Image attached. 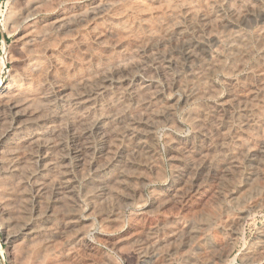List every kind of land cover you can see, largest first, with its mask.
Here are the masks:
<instances>
[{
  "label": "rangeland",
  "instance_id": "obj_1",
  "mask_svg": "<svg viewBox=\"0 0 264 264\" xmlns=\"http://www.w3.org/2000/svg\"><path fill=\"white\" fill-rule=\"evenodd\" d=\"M37 1L38 0H36V3H37ZM47 1V0H46ZM50 1V2H49ZM60 0H48V2H46L45 3V0H43V1H39L38 2V7H36V8H34V7H32V5L31 4H33V3H35V2H33L32 0H0V76H2L3 77V79L6 81L7 79H8V76H7V72H5L4 71V65L5 66H7V68L8 69H10L9 71H10V73L11 72H13V73H11V74H14V75H16L17 76V78L19 79L21 76H22V74L25 72V71H27L28 70V68H26L27 67V64L28 63H30V62H32V60H35L34 58L35 57H37L36 59H38L39 58V60L41 59V63L42 64H44L45 65V67H47L49 64H50V58H49V56H48V53H45V52H42L41 50H42V48L43 47H47V49L48 50H50V51H54V53L56 54V55H58L59 56V58L60 59H62L64 62L65 61H67V62H65L66 63V65H67V67H68V73L71 71L72 72V74H75V73H77V74H75V75H77V76H75V75H72V74H68V73H66V76L70 79V78H73V79H70V80H68V78H66L64 75L65 74H61L60 72H58V73H60V78H64V80L66 81V83H68L69 85H68V88L70 89H68L69 91V93L71 94V95H69V96H75L76 97V95H77V98H80V101H78L77 100V104H74V103H70V104H72V105H69V113H70V116H71V113L72 112H75V113H72V114H74V115H72L71 117L68 115V113H67V115H66V118L65 119H67V120H70V121H67V120H65V124H66V134H68L69 136H71L70 138H69V136L67 135V138H66V141H68V143H70V141H71V139H72V137L75 139V140H77V138H78V140L79 139H81V138H85V140H83V139H81V141H75L74 139V141L76 142V143H78L77 144V146L79 147V148H81L82 149V151H83V158L84 157H86V158H84L85 160H87V162L86 161H84V159L78 164V167H77V169L75 168L76 166H75V164H74V162H72V159H71V155H69V151H68V149H65V148H67V147H61V151L59 152V154H63L64 153V151L66 152H68V153H64L65 155H67L68 156V159H69V161H71L70 162V172L72 173V176L73 177H75L74 178V180H76L75 181V185H76V189H78V190H75V196L73 197H71V196H69L68 198H67V200H66V202L64 203V205H60L59 206V203L57 204V203H55V205L54 206H56V204L60 207H58V206H56L55 208L53 207V210H52V214H51V216L50 217H48V219H46L47 217L45 216V214H43V210L42 209H44L42 206L44 205V203L46 204V205H49L51 202H49L50 200L48 199V197H46V198H44V200H43V204H42V206L40 207V209L39 210H36V211H33L32 210V208H31V205H29L30 204V200H28L27 199V201H26V198L25 199H23L25 196H26V194L28 195V193L29 192H27V190H28V185L26 186L25 184H22V183H18V185H16L15 187H14V191H17L16 189H18V191H20V192H15V194H14V191L10 194V199H9V201L10 202H12V205L14 206V208H13V206L11 205V203H10V206L9 207H5L6 209L5 210H1L0 209V264H53L54 262H57L58 264H61V263H63V264H66L65 262H68L67 264H167L168 262V264H206L207 262V264H214L216 261L215 260H217L218 259V261L216 262V263H220V264H250V260H251V258L252 259H257V257H259L260 256V254H262V253H264V251L262 250V251H259V252H257V250H256V248H258V246H256V245H259V244H256L255 242H259L260 243V240L263 238L262 237V235H264V156L262 157H260V159L258 160V161H256L255 163H249V160L248 159H245L246 157H245V154H244V148H245V146H246V144L247 143H249V144H251V141H253L252 142V144L251 145H253L254 143H255V141L257 142L255 145L257 146V148H259V147H262V146H264V140H263V138H264V133H262V132H264L263 130H264V121H263V119H264V81H263V78H264V67H263V65H264V47H263V45H264V42H262V41H264L263 39H261L260 40V38L258 39V37L256 36V31H254V30H256V29H260V28H258V26H260L261 28H262V26H261V24L260 23H263V22H260V18L258 17V16H256V18L254 17V15H253V13H250V14H248L249 15V17H248V15H245V16H241L240 17V19L238 18V19H234L235 17L234 16H232L233 14L230 12V10L227 8V7H225V4L223 5L222 4V6L219 4V6L216 4V6L215 7H217L218 6V8H215L214 6H211L209 9H208V16H209V18H211V19H209L210 20V22H209V20L207 21V22H204L203 23V21L200 19V17H197V15H195L194 16V18H187L186 19V17L187 16H184L183 15V13L181 12V10H177V9H175L174 11L175 12H177V14L175 13V16H176V18L177 17H179V20H178V18H177V20H176V18H175V21H172L171 22V24L170 23H168V31H165L164 29H163V27L161 26L162 24H160L159 22H160V20L158 21V19H156L155 20V18L154 17H152L153 15H154V13H152L151 11L148 13V14H150L149 15V18H148V15H146L147 17V21H149L150 19L152 20H150L151 22V25H152V27L154 28V30H155V33H152V32H148L147 30H146V28H145V23L147 22L146 20H144V21H142V19H140V18H137L138 16H139V14H137V13H139V12H126L125 14V16L123 17V18H119V17H121V14H120V16H119V14H118V12H116L115 13V11H113V13L112 12H109V13H107V15L106 14H103L104 16H102L101 18H96V20H94V18H91V19H87L86 21H84L83 20V18H86L85 16H86V14H87V12L89 11V9L91 10V7H92V1L93 0H70V2L68 1V0H61L60 2H59ZM91 1V2H90ZM29 2H31V4H29ZM54 2V3H53ZM56 2H58V3H56ZM70 4H69V3ZM73 2V3H72ZM234 3V0H231V3ZM84 3H86V4H84ZM232 3V4H233ZM28 4V5H27ZM42 4V5H41ZM60 4V5H59ZM67 6H66V5ZM30 5V6H29ZM73 7H72V6ZM85 5V7H82V6H84ZM91 7H90V6ZM238 5H240V4H238ZM75 6V7H74ZM88 6V7H87ZM220 6H221V9H220ZM224 6V7H223ZM41 7V8H40ZM65 7V8H64ZM70 7V8H69ZM80 7V8H79ZM85 8V9H84ZM214 8V9H213ZM223 8V9H222ZM10 9H11V11H10ZM24 9V10H23ZM26 9V10H25ZM28 9V10H27ZM35 9V10H34ZM74 9V11H71V10H73ZM77 9V10H76ZM80 9V10H79ZM82 9H84L83 11H82ZM227 9V10H226ZM8 10V11H7ZM30 10V11H29ZM38 10V11H37ZM63 10V11H62ZM78 10H79V13H75L76 11L78 12ZM177 10V11H176ZM228 10H229V12H228ZM35 11V12H34ZM81 11V12H80ZM162 11H163V9H162ZM218 11V12H217ZM20 12V13H19ZM62 12H63V14H62ZM71 12V13H70ZM74 12V13H73ZM86 12V13H85ZM209 12H211V13H209ZM220 12H223V13H221L220 14ZM18 13V14H17ZM28 13V14H27ZM65 13L66 14H70L69 15V17H70V29H69V31L66 33V34H63L61 37H60V35H59V32L57 31V29H55V26L52 24V20H53V18L54 17H56V16H59V15H65ZM80 13H82V15L80 14ZM130 15H129V14ZM135 13V14H134ZM167 18H168V14H169V12L168 11H166V12H162ZM179 13V14H178ZM215 13L217 14V15H215ZM23 16H21V15ZM26 14V15H25ZM72 14V15H71ZM77 14V15H76ZM81 15V17H79L80 15ZM212 14H213V16H212ZM252 14V15H251ZM6 15V16H5ZM17 15V16H16ZM19 15L21 16L20 18H19ZM75 15V16H74ZM88 15V14H87ZM105 15H106V17H105ZM178 15H180V16H178ZM219 15H220V17H219ZM229 15V16H228ZM14 16H15V18H14ZM45 16V17H44ZM72 16V17H71ZM79 18H78V17ZM83 16V17H82ZM109 16H111V17H109ZM115 17V19H114V17ZM118 16V17H117ZM128 16V17H127ZM133 16V17H132ZM225 16V17H224ZM231 16V17H230ZM252 16H253V18H252ZM261 17H262V15H260ZM8 17V18H7ZM13 17V18H12ZM107 18V19H105V18ZM130 17V18H129ZM132 17V18H131ZM135 17V18H134ZM213 17V18H212ZM224 17V18H223ZM226 17H228V19H226ZM234 17V18H233ZM244 17V18H243ZM13 19V21H12V19ZM23 18V19H22ZM35 20H34V19ZM72 18H73V20H72ZM82 18V19H81ZM113 19V23H115L114 21H116L117 22V20L119 21L120 19H122L123 21H128V22H130V23H132V26H133V29H134V32H133V34H135V35H131V36H123V35H117L116 36V34H115V37L114 38H110V37H107V39L105 38L104 40H102V41H99V40H97V38H95L94 37V35L93 34H95V32L96 31H101L102 29L103 30H105L106 28L108 29V27H109V25H110V23L109 22H112V19ZM117 18V19H116ZM251 18V19H250ZM18 19H20V21L18 20ZM28 19H29V21L31 22L32 21V23H34V24H32V23H30L29 21H28ZM75 19V20H74ZM135 19V20H134ZM193 19V20H192ZM198 19H200V20H198ZM225 19V20H224ZM252 19H254L253 20V22H254V24H253V22H252ZM257 21H256V20ZM259 19V20H258ZM4 20H5V23H4ZM9 20H10V22H9ZM17 20V23H12V22H14V21H16ZM48 20H50V21H48ZM91 20V21H90ZM99 20L101 21V22H99ZM103 20V21H102ZM105 20V21H104ZM109 20V21H108ZM121 20V21H122ZM183 22H182V21ZM192 22H191V21ZM198 20V21H197ZM215 20V21H214ZM12 21V22H11ZM24 21H26V22H24ZM28 21V22H27ZM43 21L45 22V23H43ZM76 21V22H75ZM181 21V22H180ZM185 21V22H184ZM187 21V22H186ZM212 21V22H211ZM226 21V22H225ZM234 21V22H233ZM40 22V23H39ZM51 22V23H50ZM80 22V23H79ZM91 22V23H90ZM103 22V23H102ZM104 22H106L105 24H104ZM143 22H144V24H143ZM154 22H155V24H154ZM209 22V23H208ZM223 22V23H222ZM233 22V23H232ZM252 22V23H251ZM255 22H257V23H255ZM36 23V24H35ZM40 25H39V24ZM47 23H50V24H47ZM75 23V24H74ZM78 23V24H77ZM94 23H96V24H94ZM101 23V24H100ZM134 23H136V24H134ZM183 23V24H182ZM190 23V24H189ZM213 23H215V24H213ZM221 23V24H220ZM245 23V24H244ZM9 24H10V26H9ZM19 24V25H18ZM41 24H43L42 26H41ZM73 24V25H72ZM76 24H77V26H76ZM81 24V25H80ZM86 24V25H85ZM143 24V25H142ZM159 24V25H158ZM182 25L183 27H184V30L185 31H187V32H185L184 31V40H182L181 38V41H180V39H178V41H176L174 38L173 39H171V37L169 36V31L171 32V29L172 30H175L174 28H175V26H177V25ZM199 24V25H198ZM203 24H204V26H203ZM208 24V25H207ZM213 24V26H211ZM225 24H227V25H225ZM230 24H232V25H234V26H232L231 25V29H230ZM238 24V25H237ZM253 24V25H252ZM259 24V25H258ZM12 25V26H11ZM15 25V26H14ZM31 25V26H30ZM92 25H95V26H92ZM97 25V26H96ZM136 25V26H135ZM138 25V26H137ZM140 25V26H139ZM153 25H155V26H153ZM156 25H157V27H160V30H162L161 32H160V30H159V28H158V30H157V27H156ZM207 25V26H206ZM209 25L211 26V28L209 27ZM222 25V26H221ZM241 25V26H240ZM250 25V26H249ZM5 26V27H4ZM13 26H14V28H13ZM24 26V27H23ZM29 26L33 29L34 28V30L35 29H38V30H36L35 31V35H37L36 37L39 39L37 42V44L39 45L40 43V45L38 46L39 48H37L38 49V51H32V52H23V47H22V44H21V41L19 40V38H20V36H21V34H22V32L24 31V29L26 30V29H28L29 28ZM51 26V27H50ZM53 26V27H52ZM72 26V27H71ZM75 26V27H74ZM104 26V27H103ZM171 26V27H170ZM174 26V27H173ZM198 26V27H197ZM214 26H216V27H214ZM244 26V27H243ZM247 26V27H246ZM12 27V28H11ZM17 27V28H16ZM28 27V28H27ZM41 27V28H40ZM47 27H49V28H47ZM81 27H82V29L85 31H83L82 29H81ZM86 27V28H85ZM92 27V29L94 30H92V29H90ZM99 27V28H98ZM222 27H224V29L222 28ZM232 27L234 28V30H237L238 28V30L239 31H241V30H243V31H241V32H244L245 30V28H246V36H248L249 35V38L248 37H246V41H249L250 43H248V42H246L245 43V41L242 43V46H240V48L239 49H242V50H240L239 51V49H238V51L240 52V53H238V54H236L235 56H232L231 54V52L229 51V49L227 48V46H226V43L225 42H223L222 44H221V46H219V47H217V49L215 48L214 49V61L212 60L213 58H210V59H208L207 57H208V54H206L207 53V50H208V48L209 47H211V43H206V44H200V43H193L192 42V44H193V48L196 50V52H197V57L196 58H194V60H195V62H193L192 60L191 61H188V60H185V57H184V45H185V43L186 42H188L189 40H188V38L191 40V37L192 36H194V33H196V29H197V31L198 32H203V33H205L206 32V29H207V31H218V30H220V31H227V29L229 30H233L232 29ZM241 27V28H240ZM251 28V30H250V28ZM11 30H10V29ZM44 28V29H43ZM80 28V29H79ZM85 28V29H84ZM95 28V29H94ZM138 28V29H137ZM142 30H141V29ZM203 28H205V29H203ZM247 28H249V29H247ZM254 28H256V29H254ZM20 29V30H19ZM51 29V30H50ZM77 29H79V30H77ZM87 29V30H86ZM97 29V30H96ZM136 29V30H135ZM145 29V30H144ZM209 29V30H208ZM212 29V30H211ZM241 29V30H240ZM7 30V31H6ZM44 30H46V31H44ZM53 30V31H52ZM74 30V31H73ZM80 30H82L81 32H80ZM233 30V31H234ZM253 30V31H252ZM38 31H40V32H38ZM70 31H72L71 33H69ZM77 31H79V32H77ZM91 31H93L94 33H90ZM157 31V32H156ZM189 31L193 34H191V33H189ZM224 31V32H225ZM248 31V32H247ZM37 32H38V34L40 35H38L37 34ZM43 34H42V33ZM47 32V33H46ZM51 32H52V34L53 35H51ZM56 32H58V33H56ZM75 33V34H72V33ZM143 32V33H142ZM160 32V33H159ZM164 32V33H163ZM165 32H166V34H165ZM48 34V36L46 35V34ZM86 33V34H85ZM144 33H145V35H144ZM151 33V34H150ZM248 33V34H247ZM253 33V34H252ZM254 33H255V35H254ZM50 34V35H49ZM88 34H89V36H88ZM138 34H140V35H137ZM143 34V35H142ZM162 34H163V36H162ZM18 35H19V37H18ZM41 35H43V36H41ZM46 35V36H45ZM74 35H76V36H74ZM78 35H80L79 37H81V38H79L78 37ZM82 35V36H81ZM141 35H142V37H144V38H142L141 37ZM161 35V36H160ZM164 35H167L166 36V38H164L163 39V37H165ZM188 35V36H187ZM254 35V36H253ZM54 37V39L52 38V39H50L51 37ZM57 36V37H56ZM66 36V37H65ZM86 36V38H84ZM93 36V37H92ZM140 36V37H139ZM147 36H150V37H148V38H146ZM156 36H158V37H155ZM187 36V37H186ZM15 37V38H14ZM47 37V38H46ZM56 37V38H55ZM68 37V38H67ZM70 37V38H69ZM90 37V38H89ZM137 37V38H136ZM251 37V38H250ZM41 38H43V41L41 40ZM58 38V39H57ZM66 38V39H65ZM73 38H75V39H73ZM80 40H79V39ZM88 38V39H87ZM94 38H95V40H94ZM108 38H109V40H108ZM126 38L128 39V38H130V39H128V40H126ZM134 38H135V40H134ZM139 38V39H138ZM145 38H146V40H145ZM187 38V39H186ZM255 38V39H254ZM46 39V40H45ZM47 39H49V40H47ZM55 39H56V41H55ZM63 39V40H62ZM79 41H78V40ZM81 39H84V40H81ZM112 39H116V40H114V41H111ZM147 39H149V41L147 40ZM150 39H152V40H150ZM153 39H155V40H153ZM162 39L164 40V41H162ZM249 39V40H248ZM250 39H251V41H250ZM257 39V40H256ZM45 40V41H44ZM53 40V41H52ZM67 40L69 41H71V43H73L74 41H75V43L74 44H71V43H69V42H67ZM126 42H124V41ZM131 40V41H130ZM136 40H139V41H137L136 42ZM157 40V42H155ZM168 40V41H167ZM170 40H172L171 42H169ZM188 40V41H187ZM252 40H254V41H252ZM40 41V42H39ZM63 41V42H62ZM65 41H66V43H65ZM73 41V42H72ZM82 41H87V45L86 46H84V45H82ZM110 41V42H109ZM120 41V42H119ZM123 41V42H122ZM152 43H151V42ZM162 41V42H161ZM166 41H167V43H166ZM258 41V42H257ZM262 42V44H261V42ZM43 42V43H42ZM92 42V43H91ZM94 42H95V44H94ZM115 42V43H114ZM169 42V43H168ZM173 42V43H172ZM175 42V43H174ZM177 42V43H176ZM181 42V43H180ZM252 42H254V43H252ZM260 42V43H259ZM19 45H18V44ZM45 43V44H44ZM55 43V44H54ZM61 43H63V44H61ZM65 43V44H64ZM91 43V44H90ZM97 43V44H96ZM116 43H117V45H118V47H117V45H116ZM125 43V44H124ZM129 45H128V44ZM155 43H157L156 45H155ZM164 43V44H163ZM43 44V45H42ZM49 44V45H48ZM59 44H60V46H59ZM67 44V45H66ZM76 44V45H75ZM94 44V45H93ZM99 44V45H98ZM121 44H122V46H121ZM124 44V45H123ZM139 46V47H133V46ZM143 44V45H142ZM152 46H151V45ZM163 44V45H162ZM176 44H178L177 46H176ZM246 44V45H245ZM253 44V45H252ZM16 45L19 47H16ZM53 45V46H52ZM57 45V46H56ZM69 45V46H68ZM90 45V46H89ZM91 45L93 46V47H91ZM96 45V46H95ZM104 45V46H103ZM106 45V46H105ZM109 45V46H108ZM147 46L146 48H148V47H150L151 49H148V50H145V49H143V47L144 46ZM150 45V46H149ZM157 46V48L155 47V46ZM161 45V46H160ZM165 45V46H164ZM166 45H167V47H166ZM171 45V46H170ZM182 45V46H181ZM194 45H196V46H194ZM198 45V46H197ZM210 45V46H209ZM250 45H251V47H250ZM254 45H255V47H254ZM258 45V46H257ZM52 48H51V47ZM54 46H56V47H54ZM66 46H68L67 48H66ZM73 46H75L74 48H73ZM83 46V47H82ZM127 46V47H126ZM141 46V47H140ZM156 48V50L154 49V47ZM158 46H160V47H158ZM163 46V47H162ZM180 46H181V48H180ZM200 46V47H199ZM203 46V47H202ZM248 46V47H247ZM252 46H253V48H252ZM50 47V48H49ZM86 47V48H85ZM88 47H90V48H88ZM102 47V48H101ZM109 47V48H108ZM110 47H112V48H110ZM114 47V48H113ZM117 47V48H116ZM132 47V48H131ZM162 47V48H161ZM165 47V48H164ZM196 47V48H195ZM225 47V48H224ZM258 47H260V48H258ZM20 49V48H22L21 50H16V49ZM64 50H63V49ZM73 49V50H71V49ZM79 48V49H78ZM83 48V49H82ZM114 49L113 51L114 52H112V50L110 51V50H108V49ZM127 48V49H126ZM133 48H134V50H133ZM152 48H153V50H152ZM160 48V49H159ZM174 48H176V49H174ZM198 48V49H197ZM200 48V49H199ZM212 48V47H211ZM223 48V49H222ZM227 48V49H226ZM247 48H249V49H247ZM252 48V49H251ZM41 49V50H40ZM53 49V50H52ZM58 51H57V50ZM69 49H70V51H69ZM76 49H78V50H76ZM98 49V50H97ZM99 49H100V51H99ZM107 49V50H106ZM122 49V50H121ZM126 51H125V50ZM130 49V50H129ZM132 49V50H131ZM164 49H165V51H164ZM170 49V50H169ZM222 49V50H221ZM256 49V50H255ZM257 49H258V51H257ZM261 49V50H260ZM69 52H68V51ZM103 50V51H102ZM145 52H143V51ZM151 50V51H150ZM167 50V51H166ZM169 50V51H168ZM180 50V51H179ZM200 52H198V51ZM224 50V51H223ZM249 52H248V51ZM20 51V52H19ZM62 53H60V52ZM66 53H65V52ZM102 51V52H101ZM110 51V52H109ZM118 51V52H117ZM127 51H130V52H127ZM158 51V52H157ZM172 51H174V53L172 54ZM176 51V52H175ZM220 51H222V52H220ZM237 51V52H238ZM255 53H254V52ZM42 54H41V53ZM76 52V53H75ZM78 52H80V53H78ZM83 52V53H82ZM88 52V53H87ZM99 52H101L100 54H99ZM111 52H112V54H111ZM122 52V53H121ZM125 52V53H124ZM131 52H133L132 54H131ZM141 52H143V53H141ZM149 52V53H148ZM151 52V53H150ZM155 53V55H152L153 53ZM216 52V53H215ZM247 52V53H246ZM262 52V53H261ZM10 53H12V54H10ZM37 53V54H36ZM39 53V54H38ZM59 53V54H58ZM68 53V54H67ZM74 53H75V55H74ZM94 53V54H93ZM117 53H119L120 55H117ZM129 54V55H127V54ZM137 53V54H136ZM182 53V54H181ZM203 53V54H202ZM220 55H219V54ZM229 53V54H228ZM231 53V54H230ZM243 53H245V55L243 54ZM251 53V54H250ZM8 54V55H7ZM9 54H10V56L12 55V57L13 56H15V57H13V58H10V56H9ZM17 54H18V56H17ZM31 54V55H30ZM33 54V55H32ZM41 54V55H40ZM46 54V55H45ZM72 54V55H71ZM87 54H89V55H86ZM95 55V57L93 56V55ZM109 54V55H108ZM131 54V55H130ZM140 54V55H139ZM143 54V55H142ZM162 54H164V55H162ZM165 54H167V55H165ZM181 54V55H180ZM250 54V55H249ZM255 54V55H254ZM38 55V56H37ZM76 55L77 56H79V57H76ZM83 55V57H81ZM110 55H111V57H110ZM141 55H142V58H141ZM153 56V57H151L150 58V56ZM159 55V56H158ZM174 57H173V56ZM177 55V56H176ZM202 55H206L207 57H204V56H202ZM217 55L219 56V57H217ZM243 55V56H242ZM247 55V56H246ZM8 56H9V59H8ZM35 56V57H34ZM41 56H45V58L44 57H41ZM46 56H47V58H46ZM65 56V57H64ZM74 56V57H73ZM92 56V57H91ZM96 56H97V58H96ZM100 58H99V57ZM102 56V57H101ZM130 56H137V58L135 57V58H132V57H129ZM138 56H140V57H138ZM144 56V57H143ZM157 56V58H155ZM162 56V58H160ZM182 56H183V58H182ZM227 56H229L228 58H227ZM231 56V57H230ZM253 58H252V57ZM7 57V58H6ZM21 57V58H20ZM25 57V58H24ZM28 57H32V58H28ZM61 57H63V58H61ZM69 58V59H66V58ZM80 57H81V60H79L80 59ZM86 57V58H85ZM90 57V58H89ZM106 57V58H105ZM113 57V58H112ZM120 58L121 60L119 61V60H117L118 58ZM122 57V58H121ZM149 59H148V58ZM168 57V58H167ZM170 57H171V59H170ZM172 57H173V60H172ZM223 58V59H221V58ZM226 57V58H225ZM242 57H243V59H242ZM251 57V58H250ZM262 59H261V58ZM15 58V59H14ZM20 58V59H19ZM44 58V59H43ZM66 60H65V59ZM72 58V60L69 62V60ZM78 58V59H77ZM96 58V59H95ZM111 58V59H110ZM115 58H117L116 60H115ZM141 60H140V59ZM144 58V59H143ZM155 58V59H154ZM159 58V59H158ZM179 58H182V60L181 59H179ZM239 58H241V60L239 59ZM245 58V59H244ZM258 58V59H257ZM3 59V60H2ZM11 59V60H10ZM13 59V60H12ZM18 59L20 60V61H18ZM26 61H25V60ZM31 59V60H30ZM47 59H48V61H47ZM74 59V60H73ZM85 59V60H84ZM87 59V60H86ZM109 61H108V60ZM114 59V60H113ZM127 59H129V61H128V63L129 62H131V64H128L127 63ZM133 59V60H132ZM157 59H158V61H159V63H158V61H157ZM163 59H165L164 61H162ZM217 59V60H216ZM228 59V60H227ZM239 59V60H238ZM84 60V61H83ZM90 60H92L91 61V64H90ZM99 60V61H98ZM103 60V61H102ZM112 60H113V62H115L116 63V65H115V63H113L112 62ZM126 62H125V61ZM148 62H150V63H148ZM167 60V61H166ZM168 60H169V62H168ZM185 62H184V61ZM200 60V61H199ZM221 60H223L225 63L227 62V64H225L224 65V62H222ZM230 60V61H229ZM233 60H236V61H233ZM238 60V61H237ZM22 61V62H21ZM27 61H29V62H27ZM44 61V62H43ZM81 61H83V62H81ZM96 61H98V62H100V63H98V62H96ZM102 61V62H101ZM122 61H124V63L125 64H127V69L126 70H121L120 69V62H122ZM140 61H142L141 62V65H140ZM144 61V62H143ZM162 63H161V62ZM175 61V62H174ZM188 61V62H187ZM216 61V62H215ZM240 61V62H239ZM261 61V62H260ZM15 62V63H14ZM17 62V63H16ZM19 62L21 63V64H19ZM25 62H26V64H25ZM75 62V63H74ZM78 62V63H77ZM89 62V63H88ZM93 62H94V64H95V66L97 65V64H99V66L97 65L96 67H93L94 66V64H93ZM104 62H107V63H104ZM109 62V63H108ZM112 62V63H111ZM134 62V63H133ZM136 62V63H135ZM201 62V63H200ZM211 62V63H210ZM232 62H234V65H233V63ZM235 62H237L236 63V65H235ZM239 62V63H238ZM252 62H255V65H257V67L254 65V63H252ZM88 63V64H87ZM104 63V64H103ZM123 63V62H122ZM132 63H133V65H132ZM145 64V66L143 65V64ZM152 63V64H151ZM153 63H155V64H153ZM157 63V64H156ZM167 63H168V65H167ZM172 63V64H171ZM184 63V64H183ZM187 63V64H186ZM205 65H203V64ZM219 63V64H218ZM244 63H245V65H244ZM248 63H250V64H248ZM14 64V65H13ZM19 64V65H18ZM22 64H23V66L24 65H26V67L24 66H22ZM42 64H41V67H44V66H42ZM70 64H72V65H70ZM77 64H79V66L77 65ZM84 64V65H83ZM106 65V66H102V65ZM108 64H110L109 65V68H108ZM111 64H114V65H111ZM161 64H163L162 65V67H164L166 70H164L162 67H161ZM164 64H165V66H167V67H165L164 66ZM169 64H171V65H169ZM183 64V65H182ZM201 64V65H200ZM216 65V66H214V65ZM237 64L239 65V67L237 66ZM260 64V65H259ZM92 65V66H91ZM130 67H132V68H128L129 66ZM148 65V66H147ZM157 65H159L158 67H157ZM193 65V66H192ZM196 67H195V66ZM213 65V66H212ZM220 65H222V66H220ZM254 65V66H253ZM22 66V67H21ZM70 66V67H69ZM74 66V67H73ZM86 66H88V67H90L89 69H88V67L86 68ZM112 66V67H111ZM117 66L119 67L118 69H117ZM145 67V68H143V67ZM178 66V67H177ZM202 66H204L205 68H202V69H204L203 71L201 70V67ZM228 66H230V68L228 67ZM235 66V67H234ZM248 66V67H247ZM250 66H253V67H250ZM22 69H21V68ZM44 67V68H45ZM84 67V68H83ZM97 67H99V68H97ZM116 69H115V68ZM155 67V68H154ZM175 67H177L176 69H175ZM182 67V68H181ZM191 69H190V68ZM193 67V68H192ZM214 69H213V68ZM216 67H217V69H216ZM75 68V69H74ZM86 68V69H85ZM94 68H96V69H94ZM108 68V69H107ZM111 68V69H110ZM150 68H152V69H150ZM158 68V69H157ZM179 68H180V71H179ZM195 68H197V69H195ZM199 68V69H198ZM220 68V69H219ZM15 69V70H14ZM24 69V70H23ZM82 69H83V71H84V73H82L83 71H82ZM87 69H88V71H87ZM94 69V70H93ZM105 69H107L108 71H110V73L109 72H107V70H105ZM140 69H141V71H140ZM146 71H145V70ZM148 69H149V71H148ZM153 69H155L154 71H153ZM159 69H163L162 71L160 70L159 71ZM171 70V71H169V72H167L168 70ZM182 69V70H181ZM183 69H184V71H183ZM188 69H189V71H188ZM193 69V70H192ZM195 69V70H194ZM206 69V70H205ZM208 69V70H207ZM227 69H229V70H227ZM236 69V70H235ZM243 69V70H242ZM261 69V70H260ZM20 70V71H19ZM21 70H23V71H21ZM70 70V71H69ZM99 72H97V71ZM113 70V71H112ZM116 72H115V71ZM131 70V71H130ZM153 71L154 73H153V75H152V72L150 73V71ZM185 70H187V71H185ZM218 70V71H217ZM224 70V71H223ZM230 70H233V71H230ZM260 70V71H259ZM80 71V72H79ZM90 71V72H89ZM92 71V72H91ZM94 71V72H93ZM129 73H131V74H129ZM144 71V72H143ZM163 71H165V72H163ZM174 71V72H173ZM184 72V73H182V72ZM194 71V72H193ZM200 71V72H199ZM207 71V72H206ZM239 71V72H238ZM255 71V72H254ZM257 71V72H256ZM18 72V73H17ZM79 72V73H78ZM86 72H88V74L86 73ZM96 72V73H95ZM107 72V73H106ZM113 72V73H112ZM119 72V73H118ZM133 72V73H132ZM141 72H143V73H145V74H143V73H141ZM167 72V73H166ZM172 72H173V74H172ZM181 72V73H180ZM186 72V73H185ZM189 72V73H188ZM198 74H197V73ZM204 73V75H203V73ZM209 72V73H208ZM218 72V73H217ZM227 72V73H226ZM233 72V73H232ZM252 74H251V73ZM93 75H95L94 77L92 76V74ZM105 75H104V74ZM124 73H126L125 75H124ZM139 73V74H138ZM141 73V74H140ZM147 73V74H146ZM159 75H158V74ZM163 73V74H162ZM165 73H166V75H167V78H164L166 75H165ZM170 73V74H169ZM190 73L193 75H191L190 76ZM195 73V74H194ZM249 73H250V77H249ZM68 74V75H67ZM79 74L81 75V76H79ZM82 74H86L85 76L84 75H82ZM108 74H110V75H108ZM122 74V76H120ZM148 74H150L149 76H148ZM161 74V75H160ZM169 74V75H168ZM187 74H189V75H187ZM209 74V75H208ZM227 74V75H226ZM230 74V75H229ZM244 74V75H243ZM246 74V75H245ZM259 74V75H258ZM262 74V75H261ZM63 75V76H62ZM88 75H90V76H88ZM104 77H103V76ZM140 76V77H137V76ZM165 75V76H164ZM175 77H174V76ZM177 75V76H176ZM189 76V77H187V76ZM203 75V76H202ZM232 75H234L235 76V78H234V76H232ZM75 76V77H74ZM84 76V77H83ZM97 76V77H96ZM114 76V77H113ZM118 77V78H116V77ZM153 76V77H152ZM170 76V77H169ZM179 76V77H178ZM183 76V77H182ZM211 76V77H210ZM237 76V77H236ZM256 76V77H255ZM261 76V77H260ZM45 77L47 78V75H44V77H43V79L45 80ZM126 77V78H125ZM133 77V78H132ZM150 78V79H152L153 80V83H155V84H158V85H154V87H156V86H158V87H156V88H154L153 87V85L147 90V92H149V93H147L146 91L144 92V93H146V94H144L143 92H141V91H139L138 89H137V84H135V83H137V81H138V79L139 78ZM193 79H191V78ZM204 77L206 78V79H204ZM224 77V78H223ZM229 77H231L232 79H230ZM245 77V79H243V78ZM253 77V78H252ZM75 78H77L76 80H75ZM79 78V79H78ZM85 78V79H84ZM97 80H96V79ZM109 78V79H108ZM156 80H155V79ZM161 78V79H160ZM190 78V79H189ZM200 78V79H199ZM208 78V79H207ZM212 78V79H211ZM227 78H228V80H227ZM253 80H252V79ZM95 79V81H93ZM106 79V80H105ZM119 79V80H118ZM122 79V80H121ZM163 79V80H162ZM174 79V80H173ZM180 79V80H179ZM188 79V80H187ZM197 79V80H196ZM209 79L211 80L210 82H209ZM225 79L227 80V81H225ZM252 81H251V80ZM257 79V80H256ZM259 79V80H258ZM84 80V81H83ZM103 80V81H102ZM105 80V81H104ZM129 82H127V81ZM136 80V81H135ZM158 80V81H157ZM178 80V81H177ZM202 80V81H201ZM203 80H206V82H204ZM208 80V81H207ZM248 80H250V81H248ZM260 80H261V82H260ZM69 81V82H68ZM72 83H71V82ZM75 83H78V84H75ZM87 83H86V82ZM110 81H112V82H110ZM116 81V82H115ZM126 81V82H125ZM168 81V82H167ZM186 81V82H185ZM202 82V84H201V82ZM232 81H234V82H232ZM81 82V84H83V85H80L79 83ZM90 82H93V83H90ZM102 82V83H101ZM126 84H125V83ZM135 82V83H134ZM170 82H172V83H170ZM175 82V83H174ZM180 82V83H179ZM195 82V83H194ZM212 82V83H211ZM231 82V83H230ZM242 82V83H241ZM244 82V83H243ZM250 82V83H249ZM251 82H255V83H251ZM259 82V83H258ZM22 83V86L20 85L19 87L20 88H22L23 90H25V88L24 87H26L27 86V90L30 88V85L28 86L27 84L25 85V82H20V84ZM47 83V86L45 85ZM86 83V84H85ZM106 85H105V84ZM121 83H122V85H121ZM167 83V84H166ZM168 83H170V84H168ZM177 83H178V85H177ZM248 85H246V84ZM49 84V82L48 81H45L44 82V84L43 85H41V86H35V87H37L36 89H35V87L34 86H32L31 88H34L35 89V91L34 92H38V93H40V92H43V91H47V92H52L51 91V88H50V85H48ZM73 84H74V86H73ZM92 84V85H91ZM97 84H99V85H97ZM185 84H186V88H185ZM198 84V85H197ZM202 86H204V87H207V89H208V92H207V89L206 88H204V87H201V88H199L198 89V87H200L201 85ZM211 84H213V86L211 85ZM232 84V85H231ZM234 84H236V86L234 85ZM238 84H239V86H238ZM76 85H78V86H76ZM90 85V86H89ZM100 85H102V86H100ZM110 85H111V87H110ZM115 85L117 86V88H115ZM167 85V86H166ZM170 85H172L171 86V88H169L170 87ZM184 85V86H183ZM231 85V86H230ZM259 85V86H258ZM263 85V86H262ZM74 88V89H72V87ZM86 86V87H85ZM88 86V87H87ZM99 86V88L97 89V87ZM103 86H104V88H103ZM123 87L124 86V88H120V87ZM125 86H126V89H125ZM131 86H132V88L134 89V91H133V89L131 88ZM135 86V87H134ZM181 86V87H180ZM192 86V87H191ZM197 86V87H196ZM215 86V87H214ZM217 86V87H216ZM29 87V88H28ZM47 87H49V89L47 88ZM83 87V88H82ZM92 87H95V88H93L92 89ZM120 89H119V88ZM154 88V90H153V88ZM160 87V88H159ZM188 87V88H187ZM210 87V88H209ZM238 88V90H236L237 88ZM245 87H246V89H245ZM253 87V88H252ZM261 87V89H258V88H260ZM45 88H46V90H45ZM79 88V89H78ZM80 88H82V89H80ZM101 88H102V90H101ZM106 88H107V91H106ZM111 88V89H110ZM182 88V89H181ZM195 88H197V89H195ZM202 88H204L203 90H202ZM229 88V89H228ZM241 88V89H240ZM252 88V89H251ZM42 89V90H41ZM48 89V90H47ZM119 91H118V90ZM130 89H132V91L130 92ZM166 89H168V91H165ZM178 89V90H177ZM185 89V90H184ZM188 90V92H187V90ZM258 89V90H257ZM263 89V90H262ZM84 90H85V92H84ZM90 90V91H89ZM96 90V91H95ZM110 92H109V91ZM116 90V91H115ZM124 90V93L122 92ZM126 90V91H125ZM152 90V91H151ZM158 90V91H157ZM174 90V91H173ZM201 90V91H200ZM212 90V91H211ZM216 90L218 91V93L216 92ZM229 90V91H228ZM234 90H235V92L237 93H234ZM245 90V91H244ZM254 90V91H253ZM256 90V91H255ZM260 90H261V93H263V95L260 93ZM71 91V92H70ZM76 94H74L73 92ZM83 91V92H82ZM94 91V92H93ZM99 91V92H98ZM101 91V92H100ZM106 91V92H105ZM138 92V94L136 93V92ZM155 91H157L158 93H159V98H156L157 100H158V102H159V100L161 101V99H164V100H162L160 103H158L157 102V100H153L152 101V99H150V95H151V92H155ZM170 91V92H169ZM184 93H183V92ZM196 91V94H193L194 92ZM203 91H204V93H203ZM209 91H211V93L209 92ZM221 91V92H220ZM242 91H244V92H242ZM252 91V92H251ZM258 91H259V94H258ZM32 92H33V90H32ZM79 92V93H78ZM91 92H93L92 93V95H91ZM108 92V93H107ZM134 92L136 93V94H134ZM168 92V93H167ZM174 92V93H173ZM200 92H202V93H200ZM215 92V93H214ZM228 92V93H227ZM242 92V94H240ZM246 92H248V93H246ZM255 94H254V93ZM48 93V94H49ZM78 93V94H77ZM87 93H89V94H87ZM100 93V94H99ZM101 93H103V94H101ZM112 93V94H111ZM120 93V94H119ZM143 93V94H142ZM172 93V94H171ZM192 93V94H191ZM208 93V94H207ZM214 93V94H213ZM217 93V94H216ZM245 93V94H244ZM253 93V94H252ZM50 94H52V93H50ZM74 94V95H73ZM93 94H94V96H93ZM115 94V95H114ZM117 94V95H116ZM123 94V95H122ZM130 94V95H129ZM133 94V95H132ZM166 94V95H165ZM186 94V95H185ZM188 94V95H187ZM202 94V95H201ZM237 96H236V95ZM240 94V95H239ZM248 94V95H247ZM251 94H252V96H251ZM85 95H86V97H85ZM88 95V96H87ZM90 95V96H89ZM109 95L111 96H121V101H123V105L125 106V108L123 107V105H121L122 104V102H116V103H114L113 104V102L110 100L109 101V99L108 98H110V99H112L113 97H109ZM129 97H128V96ZM135 95V96H134ZM144 95H146V96H144ZM180 95H182V96H180ZM185 95V96H184ZM189 95H190V97H189ZM196 95H198V96H196ZM201 95V96H200ZM211 95V96H210ZM230 95V96H229ZM232 95V96H231ZM239 95V96H238ZM245 95V96H244ZM255 95H257V96H255ZM262 95V96H261ZM82 96H83V99H82ZM125 98H124V97ZM127 96V97H126ZM137 96V97H136ZM139 96H141V97H139ZM147 96L149 97L148 99H150L149 101H150V105H149V103H148V105H147V103L144 105L143 104V100L145 99V98H147ZM163 96V97H162ZM166 96H167V98H166ZM172 96V97H171ZM173 96H177L176 98L175 97H173ZM209 96V98H207ZM223 96V97H222ZM241 96H242V98H241ZM248 98H247V97ZM254 96V97H253ZM259 96V97H258ZM97 97V98H96ZM100 97V98H99ZM135 97V98H134ZM143 97H144V99H143ZM162 97V98H161ZM165 97V98H164ZM185 97V98H184ZM194 97V98H193ZM199 97V98H198ZM228 97V98H227ZM238 98V100H237V98ZM250 97H251V99H250ZM90 98V99H89ZM94 98V99H93ZM102 98V99H101ZM129 98V99H128ZM133 98H134V100H133ZM139 98V100L141 101H138L137 102V99ZM178 98H179V100H178ZM230 98L233 100H230ZM245 98V99H244ZM94 100L92 103H89V102H91L92 100ZM104 99H105V101H104ZM108 99V100H107ZM142 99V100H141ZM187 99H190V101L189 100H187ZM193 99V100H192ZM222 99V100H221ZM226 99V100H225ZM252 99H254V100H252ZM258 99H260V100H258ZM98 100V101H97ZM136 100V101H135ZM174 100H177V102L175 101V103H174ZM186 101L185 103H184V101ZM196 100H198V101H196ZM219 100H221V101H219ZM228 100H230V101H228ZM234 100H236V101H234ZM84 103H83V102ZM99 101H101V104H98L99 103ZM164 101V102H163ZM228 101V102H227ZM233 103H232V102ZM80 102V103H79ZM89 103V104H87V103ZM96 102V103H95ZM98 102V103H97ZM105 102H106V104H105ZM112 103V104H109V103ZM124 102H126V103H124ZM128 102V103H127ZM130 102H131V105H130ZM163 102V103H162ZM167 102V103H166ZM255 104H254V103ZM261 102H263V103H261ZM82 103V104H81ZM103 103V104H102ZM134 103V104H133ZM155 104L156 105V107H155V109L153 108L155 105H153V104ZM159 104V106H157L158 104ZM162 103V104H161ZM180 103V104H179ZM201 105H200V104ZM204 103V104H203ZM212 103V104H211ZM220 103H221V105H220ZM223 103V104H222ZM240 103H243V104H240ZM250 103V104H249ZM73 104H74V106H73ZM83 104H85V106L83 105ZM92 106H91V105ZM98 104V105H97ZM116 104H117V106H116ZM129 104V105H128ZM141 104V105H140ZM143 104V105H142ZM161 104V105H160ZM174 104V105H173ZM179 104V105H178ZM181 104H183V105H181ZM259 104V105H258ZM261 104V105H260ZM88 105V107L86 108V106ZM99 105H102L101 107L99 106ZM105 105V106H104ZM115 105V106H114ZM127 105V106H126ZM139 105H140V107H139ZM147 105V106H146ZM173 106V108H172V106ZM208 105H209V107H208ZM210 105H211V107H210ZM227 105H229V106H227ZM250 105H252V107L250 106ZM70 106H71V108H70ZM77 106V107H76ZM92 108H91V107ZM96 106V107H95ZM150 106H152L150 109H148ZM163 106H164V109H163ZM166 106V107H165ZM170 106V107H169ZM203 106H204V108H203ZM222 106V107H221ZM259 106H260V108H259ZM37 107H39V104H38V106ZM76 107V108H75ZM79 107V108H78ZM85 107V108H84ZM101 108V110L103 111V107H104V109H106V114L105 113H103L101 110H99V108ZM112 109H111V108ZM114 107V108H113ZM117 107V108H116ZM121 107H123V108H121ZM137 107H139V108H137ZM162 107V108H161ZM169 107V110H167V108ZM194 107V109H192ZM215 109H214V108ZM217 107V108H216ZM227 109H226V108ZM233 107H235V108H233ZM236 107H238V108H236ZM81 108V109H80ZM98 109V111H101V113L100 112H98L97 111V109ZM109 110H108V109ZM121 108V109H120ZM129 108V109H128ZM130 108H134L133 110L132 109H130ZM137 108V109H136ZM166 108V109H165ZM170 108H172V110L170 109ZM196 108V109H195ZM229 108H231V110L229 109ZM246 108V109H245ZM251 109V110H249V109ZM73 111H72V110ZM75 109V110H74ZM79 110L80 111V113H79V111H77V110ZM85 109V110H84ZM92 109H93V111H92ZM94 109H95V111H94ZM114 109H116V110H114ZM160 109V111H157V110H159ZM210 111H209V110ZM217 109H218V112H217ZM219 109H221V110H219ZM231 111H229V110ZM238 109V111H236ZM240 109V110H239ZM82 110H84V111H82ZM128 110V111H127ZM130 110V111H129ZM131 110L133 111V113L135 114V116H134V114L131 112ZM134 110H136V112L138 111L139 113H136ZM150 111V112H152V113H149V112H146V113H148V114H146L144 111ZM195 110L197 111V112H195ZM202 112L203 110H205L204 112H202L205 116H202L203 114L200 112V111ZM206 110H208V111H206ZM214 110V111H213ZM243 110V111H242ZM247 110V111H246ZM124 111V112H123ZM130 112V113H127V112ZM168 111V112H167ZM175 111V112H174ZM188 111V112H187ZM199 111V112H198ZM212 111V112H211ZM250 113H249V112ZM255 111V112H254ZM258 111V112H257ZM85 114H84V113ZM88 114H87V113ZM90 112V113H89ZM93 112H98L97 113V119H96V117H94V116H96V113H93ZM110 112H113L112 114L116 117V120H113V115L112 114H110ZM217 112V113H216ZM227 112H229V113H227ZM238 112V113H237ZM258 114H257V113ZM79 113V114H78ZM100 113V114H99ZM126 113H127V115H126ZM144 113L146 114L145 115V117H143L144 116ZM171 114V115H169V114ZM188 113H190V116H193L192 114H195L196 113V115L201 119V116H202V118L204 119V121H203V119H201V121L203 122L202 123V125L204 126V127H206L207 129V133H204V135H202L201 133H200V135L198 134V131L200 132V130L198 129L197 130V127L195 126V123L194 122H192L193 120L192 119H190L191 117L190 116H187V115H189ZM199 113V114H198ZM201 113V114H200ZM223 113V114H222ZM226 113V114H225ZM236 113H237V115H236ZM240 113V114H239ZM245 113V114H244ZM249 113V114H248ZM260 113H262L261 115H260ZM76 114V115H75ZM90 114H92L91 116L92 117H94L93 119L94 120H92L91 121V116H90ZM118 114H119V116H118ZM120 114H122V115H120ZM137 114H138V116H137ZM163 116H162V115ZM177 114V115H176ZM187 114V115H186ZM219 114V116H218V118L217 119H215V118H212L213 116H217ZM221 114V115H220ZM233 114V115H232ZM242 114V115H241ZM82 115H84V116H82ZM87 115V116H86ZM108 115H109V117H108ZM131 115H132V118H130L131 117ZM148 115V116H147ZM151 115V116H150ZM154 115V116H153ZM176 116V118H175V116ZM212 115V116H211ZM223 115V116H222ZM240 115V116H239ZM247 115V116H246ZM73 116H75V117H73ZM80 116V117H79ZM102 118H101V117ZM130 116V117H129ZM140 116V117H139ZM160 116V117H159ZM186 116V117H185ZM209 116V118H207L206 119V117H208ZM215 116V117H216ZM239 116V117H238ZM249 116V117H248ZM82 117V118H81ZM83 117H85V119L83 118ZM122 117H123V119H122ZM125 117H128V119L127 118H125ZM136 119H135V118ZM139 117V118H138ZM159 117V118H158ZM163 117L165 118V119H163ZM184 117V118H183ZM190 117V118H189ZM223 117V118H222ZM224 117H226V118H224ZM231 117V118H230ZM251 117V118H250ZM255 117V118H254ZM257 117V118H256ZM71 118V119H70ZM77 118L80 120H77ZM91 118V119H90ZM100 118V119H99ZM124 121V123H123V121L121 120V119ZM137 118H138V120H137ZM148 120H147V119ZM153 118V119H152ZM155 118H157V119H155ZM168 118V119H167ZM171 118H174L173 119V122H172V119ZM238 118L240 119L241 118V120H238ZM249 118V119H248ZM89 119H90V121H89ZM110 119V120H109ZM126 119V120H125ZM145 121H144V120ZM150 119H152V120H150ZM160 119H162V120H160ZM169 119H170V123L168 122L169 121ZM208 119H210L209 121H207ZM222 119H223V121H222ZM230 119H231V121H230ZM245 119H248V120H251V126H253V127H244V120ZM252 119L254 120V121H252ZM73 120H74V122H73ZM77 120V121H76ZM87 120V121H86ZM108 120V121H107ZM113 122H112V121ZM118 120H120V121H118ZM127 120H128V122H127ZM131 120V121H130ZM133 120V121H132ZM142 120V121H141ZM179 120V121H178ZM190 120V121H189ZM83 121H85V122H83ZM89 121V122H88ZM104 121V122H103ZM105 121L107 122V123H105ZM111 121V122H110ZM117 121V122H116ZM154 121V122H153ZM165 121V122H164ZM167 121V122H166ZM176 121V122H175ZM211 121V122H210ZM215 121V122H214ZM226 121H230V122H227L226 123ZM239 121H240V123H239ZM260 121H263V122H261L260 123ZM75 122H77V124L75 123ZM81 123L82 125H80L79 123ZM90 123V124H88V123ZM94 122H96V123H100L101 122V124H103L104 126H103V128H105L106 126V128L105 129H103L104 130V133H108V134H103V135H105L103 138H98V137H95L96 135L94 134V132H92V129H93V127H94ZM103 122V123H102ZM109 122V123H108ZM120 122V123H119ZM129 122H131L132 124H135V131L136 132H141V128L140 127H143L142 128V130L143 129H145L144 127H146V125L147 124H149V125H152L153 127H151V129H152V132H151V137L149 136V137H146L145 138V142H144V145L142 146V147H139V145H138V143L136 142L137 140H136V138H135V136H133V135H131L130 134V130L127 128V126L129 127L131 124H128ZM146 122V123H145ZM158 122H159V124H158ZM192 122V123H191ZM213 122V123H212ZM70 123H75V125H76V128L80 125L81 127H85L87 124L89 125H87L86 127H87V129H86V127L84 128H82L81 129V127L79 126L76 130L74 129V126H73V128L72 129H74V131L73 130H71L70 128L72 127V124L70 125ZM113 123V124H112ZM122 123V124H121ZM154 123V124H153ZM165 123V124H164ZM169 123V124H168ZM173 123H174V126H173ZM193 124V125H191V124ZM205 123V124H204ZM209 123H210V125H209ZM219 123V124H218ZM233 123H235L236 125H234ZM118 124H120V125H118ZM126 125V126H124V125ZM140 124H141V126H140ZM161 124H162V126H161ZM164 124V125H163ZM179 124V125H178ZM212 124H217V125H212ZM224 124V125H223ZM243 124V125H242ZM67 125H69V126H71V127H69V126H67ZM122 125V126H121ZM169 125V126H168ZM177 125V126H176ZM201 125V126H202ZM207 125V126H206ZM221 125H223L222 126V129H221V131L220 130H217V127L218 126H221ZM93 126V127H92ZM113 126V127H112ZM116 126V127H115ZM160 126V127H159ZM166 126V127H165ZM194 126H195V128H194ZM202 126V127H203ZM212 128H211V127ZM237 126H238V131H237ZM113 128V133H112V128ZM125 127V128H124ZM163 127V128H162ZM208 127H209V129H208ZM240 127V128H239ZM263 127V128H262ZM80 128V129H79ZM116 129V132L114 131L115 129ZM127 128V129H126ZM225 128V129H224ZM228 128V129H227ZM233 128V129H232ZM68 129L70 130V131H68ZM79 129V130H78ZM85 129H86V132H85ZM107 129H109V130H111V131H109L108 130V132H107ZM121 129V130H120ZM125 131H124V130ZM195 131H194V130ZM216 129V130H215ZM236 129V130H235ZM250 129V130H249ZM78 130V131H77ZM83 130V131H82ZM127 130H129V131H127ZM153 130H154V133H153ZM157 130V131H156ZM186 130V131H185ZM197 130V131H196ZM212 132H211V131ZM216 131V133H215V131ZM225 130V131H224ZM241 130V131H240ZM256 130H257V133H256ZM73 131V132H72ZM90 131V132H89ZM122 131V132H121ZM127 131V132H126ZM174 131V132H173ZM192 131L194 132V133H192ZM214 131V132H213ZM218 131V132H217ZM234 131H235V133H234ZM237 131V132H236ZM245 133H244V132ZM69 132H72V133H69ZM81 132H84V133H81ZM120 132V133H119ZM124 132V133H123ZM210 134H209V133ZM220 132H222L221 134H220ZM223 132H227V134L225 135V133H223ZM74 133H75V135H74ZM91 135L90 137H89V135ZM90 133H92V134H90ZM110 133H112V134H110ZM155 135H153V134ZM212 133V134H211ZM218 133H219V135H218ZM233 133V134H232ZM237 133V134H236ZM244 133V135H242ZM121 135V137H120V135ZM168 134V135H167ZM173 134V135H172ZM175 134V135H174ZM190 134V135H189ZM192 134V135H191ZM195 134V135H194ZM199 135V136H197V135ZM214 134V135H213ZM218 135V137H217V135ZM236 134V135H235ZM242 135L243 136V138H242V136H240V135ZM78 137H77V136ZM80 135H82V137L80 136ZM84 135L86 136V137H84ZM94 135V136H93ZM110 135V136H109ZM131 135V136H130ZM180 135V136H179ZM212 137H211V136ZM223 135H225V138L223 139ZM229 135V136H228ZM237 135H239V136H237ZM247 135V136H246ZM88 136V137H87ZM112 136H114V137H112ZM116 136H118V138L116 137ZM128 137V138H125L124 139V137ZM129 136H130V138H129ZM171 136L173 137V138H171ZM194 136V137H193ZM203 136V137H202ZM222 136V137H221ZM235 136V137H234ZM250 136V137H249ZM93 137V138H92ZM111 137V138H110ZM116 137V138H115ZM153 137V138H152ZM155 137V138H154ZM177 137V138H176ZM187 137H189L188 139H187ZM197 137V138H196ZM229 137H231L232 138V140H231V138H229ZM245 137V138H244ZM248 137V138H247ZM88 138V139H87ZM90 138V139H89ZM96 138V139H95ZM108 138V139H107ZM112 138H115L116 140H115V143L116 144H114V142L111 144L110 142H109V140L110 141H114V140H112ZM151 138V139H150ZM175 138V139H174ZM203 138H204V140H203ZM209 138L211 139V140H209ZM227 138V139H226ZM228 138H229V140L231 141H229L228 140ZM242 138V139H241ZM98 139V140H97ZM100 139V140H99ZM105 139V144H103L101 141L102 140H104ZM120 139V140H119ZM123 139V140H122ZM128 139V140H127ZM170 139V140H169ZM179 139V140H178ZM181 139V140H180ZM200 139H202V140H200ZM208 139V140H207ZM218 139V140H217ZM221 139H223V141L221 140ZM236 139V141H234ZM239 139V140H238ZM89 141V143H88V141ZM127 140V141H126ZM130 140H132L130 143H132V144H130L129 143V141ZM135 140V141H134ZM146 140H148V141H146ZM149 140H150V142H149ZM169 140V141H168ZM183 140H186L185 142L187 143V146H186V143L184 144V141ZM188 140V141H187ZM206 140H207V142H206ZM244 140V141H243ZM250 140V141H249ZM84 141V142H83ZM91 141L93 142L92 143V146H91ZM100 141V142H99ZM108 143H107V142ZM126 141V142H125ZM152 141V142H151ZM155 141V142H154ZM175 141V142H174ZM178 141V143H179V141H180V143L179 144H177L176 142ZM195 141V142H194ZM205 141V142H204ZM214 141V142H213ZM216 141V142H215ZM227 141V142H226ZM86 142V143H85ZM95 142H96V144H98V145H96L95 144ZM99 142V143H98ZM120 142V143H119ZM123 144H122V143ZM134 142H136V143H134ZM189 142H190V144H189ZM195 144H194V143ZM208 142L210 143V145L208 144ZM211 142H213V143H211ZM219 142V143H218ZM222 142H223V144H222ZM234 142H236V143H234ZM240 142V143H239ZM246 144H245V143ZM67 143V144H68ZM79 143H80V146H79ZM83 143H85V144H83ZM101 143L104 145H102L101 146ZM119 143V144H118ZM229 143H231L230 145H229ZM242 143V144H241ZM81 144H82V146H81ZM87 144H89V145H87ZM108 144V145H107ZM114 144V145H113ZM121 144H122V146H121ZM133 144H135L134 145V147H133ZM177 144V145H176ZM202 144V145H201ZM207 144V145H206ZM215 144V145H214ZM225 144V145H224ZM232 144H233V146H232ZM87 145V146H86ZM95 145V146H94ZM120 145V146H119ZM127 145V146H126ZM157 146V148H156V146ZM178 145H181V146H178ZM209 145V146H208ZM229 147H228V146ZM68 147H69V144L67 145ZM91 146V147H90ZM96 146H99V147H96ZM109 146V147H108ZM113 146V147H112ZM115 146L117 147V148H115ZM130 146V147H129ZM131 146H132V148H131ZM186 146V147H185ZM189 146H192V147H189ZM195 146V147H194ZM203 146V147H202ZM211 146V147H210ZM220 146H221V148H220ZM238 146V147H237ZM240 146H242V148H243V150H242V148L240 147ZM255 146V147H256ZM83 147H84V149H83ZM86 147V148H85ZM88 147H90V148H88ZM96 147V148H95ZM102 147V148H101ZM107 147V148H106ZM110 147L114 150H111L110 149ZM126 147V148H125ZM135 147H139V148H135ZM146 147H149L148 149L146 148ZM172 149H171V148ZM179 147V148H178ZM180 147H182V148H180ZM200 149H198V148ZM215 147V148H214ZM217 147V148H216ZM93 148V149H92ZM98 148H100V149H98ZM122 148V149H121ZM125 148V149H124ZM133 148H135V150H133ZM141 148H143L144 149V152H143V149H141ZM155 148V149H154ZM192 148V149H191ZM194 148V149H193ZM210 148V151H212V152H210L208 149ZM219 148V149H218ZM225 150H224V149ZM228 148V149H227ZM235 148V152H234V150L233 149ZM241 148V149H240ZM62 149H64V150H62ZM86 149V150H85ZM91 149V150H90ZM97 149L99 150V151H101V152H99V151H97ZM103 151H102V150ZM109 149H110V151H109ZM116 149V150H115ZM126 149H128V151L126 150ZM168 149H170V150H168ZM173 149H175L174 151H172ZM181 149V150H180ZM186 149H187V151H186ZM217 149V151L216 152H220L222 149L224 150V152H222V153H220L217 157H216V152H215V150ZM230 149H232V150H230ZM85 150V151H84ZM89 150V151H88ZM123 151L122 152V155H121V160L119 161V162H123V163H119L118 162V164H117V166H120V168H118L117 166H114V167H116L115 169H114V167L113 166H109V165H111V163L113 162V161H111V159L112 158H116V155H117V153L118 152H121V151ZM125 150V151H124ZM129 150H131V152L132 153H130V151ZM137 150H140V151H137ZM142 150V151H141ZM147 150V151H146ZM186 152H185V151ZM192 150H193V152H192ZM196 150V151H195ZM205 150H207L206 152H205ZM104 151H106L105 153H106V155H105V153H104ZM112 151V152H111ZM128 152V153H125V152ZM136 153H135V152ZM154 153H153V152ZM180 151H184L183 153L182 152H180ZM189 151H191V152H189ZM198 151V152H197ZM199 151H201V152H199ZM209 151V152H208ZM213 151L215 152V155H212L211 157H214V158H210V153L212 154L213 153ZM228 151H230V152H228ZM238 151V152H237ZM88 152V153H87ZM92 153V156H94L96 159H94V157L92 158V156L90 157V153ZM97 152V153H96ZM109 154H108V153ZM117 152V153H116ZM177 152V153H176ZM205 152V153H204ZM232 152H234V153H232ZM99 153H100V155H99ZM101 153H102V155H101ZM114 156V157H111V154ZM130 153V154H129ZM152 154V155H150V154ZM157 153V155L155 156V154ZM170 153L172 154V157H171V155H170ZM180 153V154H179ZM190 155H189V154ZM194 153V154H193ZM0 154H1V148H0ZM63 154V155H64ZM71 154V153H70ZM97 154V155H96ZM118 154H120V153H118ZM125 154V155H124ZM129 154V155H128ZM135 154H136V156H135ZM140 154V155H139ZM176 154V155H175ZM202 154V155H201ZM205 154V155H204ZM229 154H230V156H229ZM237 154H239V156L237 155ZM241 154V155H240ZM244 154V155H243ZM107 155H109V156H107ZM123 155H124V157H123ZM131 155V156H130ZM138 155H139V157H141L140 159H138V160H136L137 158H138ZM158 155H159V157H158ZM169 155H170V157H169ZM192 155V157H190ZM194 155H195V158L197 159H191V158H193L194 157ZM198 155V156H197ZM201 155V156H200ZM226 155V156H225ZM104 158H106V157H108L107 159H104ZM127 156H129V157H127ZM133 156V157H132ZM153 157L152 159H151V157ZM155 156V157H154ZM174 156V157H173ZM199 156L201 157V158H199ZM206 158H205V157ZM208 156H209V159H210V162H209V159H207L208 158ZM222 156H223V159H222ZM88 157V158H87ZM89 157H90V159H89ZM135 157V158H134ZM227 157V158H226ZM234 158V161H232V163H228V160L230 161V160H233V158ZM237 157V158H236ZM245 157V158H244ZM104 160H106L105 161V164H104V161H103V159ZM128 160H127V159ZM133 158V159H132ZM181 158V159H180ZM187 158H190L191 160H190V164H187L189 161H186L187 160ZM204 158V159H203ZM216 158V159H215ZM223 160V162H222V160ZM92 159V160H91ZM98 159V160H97ZM102 159V160H101ZM132 159V160H131ZM154 159V160H153ZM156 159H158L157 161H155ZM160 159V160H159ZM186 159V160H185ZM199 159V160H198ZM224 159H225V161H224ZM236 159H237V161H236ZM245 159V160H244ZM89 160V161H88ZM95 160V161H94ZM101 160V161H100ZM109 161V163H108V161ZM125 160V161H124ZM143 160H145V161H147V163L145 162V161H143ZM150 160V161H149ZM162 160V161H161ZM172 160V161H171ZM213 161V163H212V161ZM217 160V161H216ZM221 160V161H220ZM244 160V161H243ZM248 160V161H247ZM83 161L85 162V163H83ZM178 161V162H177ZM181 161H183V162H181ZM193 161H195L194 163H193ZM198 161V163H196ZM202 161V162H201ZM220 161V162H219ZM239 161V162H238ZM240 161H242V162H240ZM94 162V163H93ZM128 162V163H127ZM135 162V163H134ZM137 162V163H136ZM153 162H154V165H153ZM157 162V163H156ZM180 162V163H179ZM206 162H208V163H206ZM215 162V163H214ZM219 162V163H218ZM222 162V163H221ZM249 164H248V163ZM261 162V163H260ZM81 163L82 164H84V165H82V167H80L81 166ZM90 163V164H89ZM97 165H96V164ZM98 163H100V164H98ZM133 163V164H132ZM150 163H152V164H150ZM172 163H174V164H176L177 163V165L174 167V166H172L171 164ZM185 163V164H184ZM210 163V164H209ZM228 163V164H227ZM262 165H260V164ZM30 164V163H29ZM101 164H103V166H99V165H101ZM128 164V166H127V168H126V172L131 176H129L126 172L125 173H123V169H125V167H126V165ZM137 164V165H136ZM157 164V165H156ZM173 164V165H174ZM182 164L183 165H185V167L184 168H186V167H188V168H186V169H184V172H183V176L181 177L180 176V167H182ZM197 164H200L201 166L200 167H198L199 165H197ZM212 164L214 165V166H212ZM220 164V165H219ZM224 164V165H223ZM32 165H34V164H32ZM89 167H88V166ZM152 165V166H151ZM171 165V166H170ZM179 165V166H178ZM193 165V166H192ZM196 165V166H195ZM205 165H207V168H206V166ZM217 165V167H215ZM221 166V167H219V166ZM233 165V166H232ZM240 165V166H239ZM250 165H252V167L250 166ZM75 166V167H74ZM95 167L94 169L93 168H91V167ZM109 168H107V167ZM124 166V167H123ZM142 166H143V168H142ZM148 166V167H147ZM157 166V168H155V167ZM178 166V167H177ZM189 166L191 167V168H189ZM228 166H231V167H228ZM235 166H237L238 168L239 167H241V169L239 168H237V167H235ZM256 166V167H255ZM28 167V169H30L29 167H31V164L29 165V166H27ZM105 167V168H104ZM122 167H123V169H122ZM128 167H129V169H128ZM140 167V168H139ZM152 167H153V169H152ZM171 167V168H170ZM205 167V168H204ZM210 167V168H209ZM217 168V169H215V168ZM225 169H224V168ZM229 169H227V168ZM80 168H81V172H83V175L82 174H80L81 172L79 171L78 172V169L80 170ZM85 168V169H84ZM91 168V169H90ZM173 168V169H172ZM194 168H196V169H194ZM199 168H201V169H203V171H200L199 170ZM213 170H212V169ZM232 168V170L230 171V169ZM252 168V169H251ZM256 168V169H255ZM263 168V169H262ZM72 169V170H71ZM82 169H84L83 171H82ZM87 169V170H86ZM99 169H100V171H99ZM105 169H108V170H105ZM110 169H112V172H110ZM113 169L114 170H116V172H114L113 171ZM120 169V171H118ZM131 169L133 170V171H131ZM135 169H137V170H135ZM139 169V170H138ZM146 169V170H145ZM158 170V172L159 173H157V172H155L156 170ZM179 169V170H178ZM188 169V170H187ZM190 169V170H189ZM192 169H194V170H192ZM239 171H238V170ZM245 169V170H244ZM247 169H249V171L247 170ZM254 169V170H253ZM262 170V171H260V170ZM77 170V171H76ZM86 170V171H85ZM105 170V171H104ZM145 170V172H146V174L148 175V176H146V174L143 172ZM155 170V171H154ZM176 170V171H175ZM192 170V171H191ZM196 170V171H195ZM204 170H206V171H204ZM217 170H220V171H218L217 172ZM224 170V171H223ZM257 170V171H256ZM88 171V172H87ZM103 171H104V173H103ZM118 171V172H117ZM130 171L131 172H133V174H131L130 173ZM136 171V172H135ZM162 171V172H161ZM173 171H175L173 174H175L176 175V177H175V175H173V174H170L171 172ZM189 171V172H188ZM215 173H214V172ZM222 171V172H221ZM238 173H237V172ZM242 171V172H241ZM74 172V173H73ZM78 172V173H77ZM95 172V173H94ZM121 172V173H120ZM137 172H139L140 174H137ZM150 172V173H149ZM153 172V173H152ZM190 174H188V173ZM193 174L192 176H191V173ZM200 172V173H199ZM203 172H208V173H206V177L204 176L205 174L203 173ZM210 172V173H209ZM213 172V173H212ZM229 172V173H228ZM231 172V173H230ZM240 172V173H239ZM254 172V173H253ZM256 172V173H255ZM258 172H260V173H258ZM77 175H76V174ZM84 173H86L85 175H87V176H85L84 175ZM98 173V174H97ZM113 173V174H112ZM114 173H116V174H114ZM123 173V174H122ZM142 173V174H141ZM158 175H157V174ZM180 173V174H179ZM201 173L203 174V176H201L200 177V175H201ZM225 173V174H224ZM227 173V174H226ZM75 174V175H74ZM96 174V175H95ZM108 174V175H107ZM121 174V175H120ZM150 174V175H149ZM154 174H156V175H154ZM187 174H188V176L190 177L191 176V178H189L188 176H187ZM198 174V175H197ZM218 174V175H217ZM233 174V175H232ZM238 174H241V175H239V176H237ZM244 174V175H243ZM249 174V175H248ZM79 175L81 176V177H79ZM95 175V178L93 177ZM112 175V176H111ZM114 175V176H113ZM116 175V176H115ZM219 175H221V176H219ZM224 175H225V177H224ZM259 175V176H258ZM77 176V177H76ZM97 176V177H96ZM102 176V177H101ZM104 176H106V177H108V178H105ZM120 176V177H119ZM127 176V177H126ZM130 178H129V177ZM134 176H136V177H134ZM138 176V177H137ZM149 176H150V178H149ZM158 176V177H157ZM180 176V177H179ZM195 176H197V178L195 177ZM199 176V177H198ZM213 176V177H212ZM218 176V177H217ZM227 176V177H226ZM247 176H250V177H248L247 178ZM257 176V177H256ZM85 177V178H84ZM92 177V178H91ZM119 178V180H116V179H118ZM145 177V178H144ZM153 177H155V178H153ZM170 177V178H169ZM220 177V178H219ZM233 177V178H232ZM80 180H79V179ZM90 178H91V180H90ZM115 178V179H114ZM127 180H126V179ZM133 178H135V180L133 179ZM140 178V180H143V181H140V180H138ZM147 178V179H146ZM181 178H183V179H181ZM188 178V179H187ZM195 178V179H194ZM199 178V179H198ZM201 178L204 180V182H203V180L201 181ZM213 180H212V179ZM224 178H226V179H224ZM250 178V179H249ZM252 178V179H251ZM82 179V180H81ZM87 179H89V180H87ZM96 179V180H95ZM98 179H99V181L100 182H109L110 184L109 185H107L106 184V186L108 187V189L106 190V191H108V193L107 194H104V195H97L96 194V192H94L95 190H94V187L93 186H95V184H93V183H95L96 181L97 182H99L98 181ZM102 179V180H101ZM103 179H105L104 181H103ZM109 179V180H108ZM115 180V181H113V180ZM120 179H123V180H121L120 181ZM172 179H174L173 181H172ZM180 179H181V181H180ZM191 179V180H190ZM208 179V180H207ZM211 179V180H210ZM214 179H215V181H214ZM219 179V180H218ZM135 181V182H133V183H130V182H128V184H127V182L126 181ZM137 180V181H136ZM145 180H146V183H145ZM153 180V181H152ZM177 180V181H176ZM193 180L196 182H194V183H192L193 182ZM239 180V181H238ZM243 182H242V181ZM253 180H255V181H253ZM86 181H87V183H86ZM92 181V183H90ZM112 181V182H111ZM122 181H124L125 182V184H124V182H122ZM172 181V182H171ZM174 181H176L175 182V184L173 183ZM189 183L190 181V183L192 184H188L187 182ZM200 181H201V183H200ZM205 181H206V183H205ZM223 181V182H222ZM237 181V182H236ZM77 182V183H76ZM113 182H115L114 184H113ZM120 182V183H119ZM121 182H122V184H121ZM142 182H144V183H142ZM216 182V183H215ZM256 182V183H255ZM112 183V184H111ZM173 183V184H172ZM186 183H187V186L188 187H186V186H184V185H186ZM207 183H209V184H207ZM212 183V184H211ZM218 183V184H217ZM223 183V184H222ZM251 183V184H250ZM253 183H255V184H253ZM259 183V184H258ZM85 185L86 186V188H85V190H84V188H83V185ZM89 185V189H88V185ZM105 184V183H104ZM116 184H117V187H116ZM119 184V185H118ZM124 184V185H123ZM137 184H139V186L137 185ZM140 184H142V185H140ZM169 184V185H168ZM180 184H182L181 186L179 185V188H178V185ZM195 184V185H194ZM203 184V185H202ZM231 184V185H230ZM233 184H235L234 185V187H233ZM241 184V185H240ZM248 184V186H246ZM256 184L258 185V187L256 186ZM23 185V186H22ZM110 185H112L111 187H113V186H115V187H113L115 190V192L117 193H115V192H113V188H111V190L109 189V187H110ZM121 185H122V187H121ZM175 185V186H174ZM198 185V186H197ZM211 185H213V186H211ZM239 185H240V187H239ZM19 186V187H18ZM26 186V187H25ZM131 188H130V187ZM165 186V187H164ZM201 186H203V187H201ZM232 186V187H231ZM241 186H243V188L241 187ZM252 186H253V188H252ZM20 187H23V188H20ZM24 187H25V189H24ZM128 189H127V188ZM171 187V188H170ZM191 187V188H190ZM205 187H208V188H205ZM232 189H231V188ZM247 187V188H246ZM260 187H262V188H260ZM27 188V189H26ZM116 188H118L119 190H116ZM125 189V190H127L126 192L123 190V189ZM133 188H135V190L133 189ZM140 188V189H139ZM165 188V189H164ZM169 188H170V190H169ZM173 188H177L178 190H176V189H173ZM182 188H184V190L183 191H185V193L182 191ZM187 188V189H186ZM203 188V189H202ZM209 188H211V189H209ZM230 188V189H229ZM255 188V189H254ZM26 190V191H24V190ZM86 189H87V191H86ZM92 189V190H91ZM121 189V190H120ZM131 189H133V190H131ZM139 189V190H138ZM168 189V190H167ZM181 189V190H180ZM192 189V190H191ZM259 189V190H258ZM262 189V190H261ZM84 190V191H83ZM122 190L124 191V193L122 192ZM129 190V191H128ZM142 191V192H139V191ZM190 190V191H189ZM197 190V191H196ZM24 191V192H23ZM29 191V190H28ZM86 191V193H84ZM90 191V192H89ZM110 191V192H109ZM112 191V192H111ZM136 191V193H137V191H138V195H135L136 193H134ZM165 193H164V192ZM174 191V192H173ZM214 191V192H213ZM253 191V192H252ZM23 194H22V193ZM81 192H83V193H81ZM87 192H88V196L86 195L87 194ZM128 192L130 193V194H128ZM155 192V193H154ZM157 192V193H156ZM162 192V193H161ZM205 193V194H203V193ZM247 192V193H246ZM255 192V193H254ZM92 193V194H91ZM95 193V194H94ZM112 193H114V195H112ZM119 193H121V195L119 194ZM127 193V194H126ZM141 195H140V194ZM160 193V194H159ZM173 193V194H172ZM198 193V194H197ZM206 193L208 194V196L206 195ZM13 194V195H12ZM82 194V195H81ZM86 196H85V195ZM112 196H111V195ZM134 194V195H133ZM152 194H155V195H152ZM187 194V195H186ZM194 194V195H193ZM222 194V195H221ZM262 194V195H261ZM19 195H21V196H19ZM25 195V196H24ZM93 195V197H91ZM115 195H116V198H118L119 200H117L116 198H115ZM123 195L125 196V197H123ZM131 195V196H130ZM140 195V197H134V196H139ZM160 195V196H159ZM164 195V196H163ZM166 195V196H165ZM171 195H172V197H171ZM201 195V196H200ZM207 197H206V196ZM210 195V196H209ZM260 195V196H259ZM13 198H12V197ZM17 197V196H19L20 197V200H19V197H17V198H15V197ZM86 197V198H84V197ZM95 196V197H94ZM110 196V197H109ZM127 196V197H126ZM153 196H155V197H153ZM159 196V197H158ZM162 196V197H161ZM176 196V197H175ZM177 196H178V198H177ZM203 196V197H202ZM262 196V197H261ZM21 197H23V198H21ZM27 198H29V195L28 196H26ZM75 197H77L76 199H75ZM79 197H80V199H79ZM112 197V198H111ZM122 197V198H121ZM161 197V198H160ZM175 197V198H174ZM187 197V198H186ZM206 197V198H205ZM210 197V198H209ZM255 197V198H254ZM257 197H259L258 199H257ZM83 198V199H82ZM95 198V199H94ZM98 198H100V199H98ZM102 198V199H101ZM110 198V199H109ZM114 198H115V200H114ZM125 198H127V199H125ZM131 200H130V199ZM134 198V199H133ZM152 198V199H151ZM157 198H158V200H157ZM196 198V199H195ZM249 198V199H248ZM251 198V199H250ZM252 198H254V199H252ZM13 199H16V200H14L13 201ZM69 199H70V201H69ZM91 199V200H90ZM105 199H106V201H105ZM113 200L112 202L110 201V200ZM122 199V200H121ZM125 199V201H123ZM136 199H138L139 201H137ZM142 199V200H141ZM164 199H166L168 202L170 201L172 204H170L169 205V203H167V201H166V203H164L163 202V200ZM181 199V200H180ZM184 199V200H183ZM24 200V201H23ZM73 200V201H72ZM90 200V202L88 203V202H86V201H89ZM96 200H99V202L100 203H98V201H96ZM129 200L132 202H129ZM136 200V201H135ZM161 200V201H160ZM189 200V202H187V201ZM198 201L199 200V203L197 202H195V203H193L194 201ZM215 200V201H214ZM249 200V201H248ZM252 200H254V201H252ZM19 201V202H18ZM26 201V202H25ZM44 201H48L47 203L46 202H44ZM80 201V202H79ZM94 201L95 202V204H93L92 202ZM102 201V202H101ZM124 202L123 204H122V202ZM134 201V202H133ZM141 201V202H140ZM143 201V202H142ZM145 201V202H144ZM175 201V202H174ZM186 201V202H185ZM220 201V202H219ZM251 201V202H250ZM259 201V202H258ZM14 202H17V203H14ZM24 202V203H23ZM29 202V203H28ZM70 202H73L72 204H70ZM105 202H107V204H103V203H105ZM114 202V203H113ZM116 202L118 203V202H120V203H118V204H116ZM157 204H156V203ZM159 202V203H158ZM162 202V203H161ZM26 203L29 205V206H26ZM84 203V204H83ZM109 203V204H108ZM125 203H127V205L125 204ZM135 203V204H134ZM138 203H140V204H138ZM161 203V204H160ZM189 203V204H188ZM193 203V205H191V207L189 206L190 204H192ZM244 203V204H243ZM246 203H248V204H246ZM249 203H251V204H249ZM256 203V204H255ZM98 204H99V207H101L102 209H103V212H102V209L101 210H99V207H97L98 206ZM131 206H130V205ZM133 204V205H132ZM137 204V205H136ZM184 204V205H183ZM194 204H197L196 205V209H195V205ZM199 204V205H198ZM15 205H18L20 208H21V210H23V211H21L20 210V208L17 206L16 208H15ZM46 205H44V207H46ZM77 205V206H76ZM92 205V206H91ZM106 205V206H105ZM111 205V206H110ZM121 205V206H120ZM125 207H124V206ZM161 205V206H160ZM164 205V206H163ZM23 206L26 208H24L23 209ZM50 206H52V204H50ZM63 206H65V207H63ZM82 206V207H81ZM87 206V207H86ZM90 206V207H89ZM104 206V207H103ZM120 206V208H121V210L119 211V209L120 208H118ZM123 206V207H122ZM133 206V207H132ZM140 206V207H139ZM149 206V207H148ZM159 206V207H158ZM167 206V207H166ZM187 206V207H186ZM258 206V207H257ZM73 207V208H72ZM95 207V208H94ZM96 207L98 208V209H96ZM107 209H106V208ZM117 207V208H116ZM152 207V208H151ZM153 207H155L154 208V210L156 211H154L153 210ZM156 207H157V209H156ZM167 208V210L165 209V208ZM10 210H9V209ZM13 208V209H12ZM17 208H18V210H17ZM29 208H31V209H29ZM57 208H59V209H57ZM61 208H63V209H61ZM75 208H76V210L78 209V211H76L75 210ZM85 208V209H84ZM90 208H91V211H90ZM137 208H139V209H137ZM144 208V209H143ZM147 208V209H146ZM150 210H149V209ZM162 210H164V211H161V209ZM176 208V209H175ZM183 208V209H182ZM186 208V209H185ZM191 208V209H190ZM193 208V209H192ZM232 208V209H231ZM8 209V210H7ZM12 209V210H11ZM71 209H73V210H71ZM87 209V210H86ZM89 209V210H88ZM93 209V210H92ZM108 209H109V212H110V210H111V212H110V214H109V212H108ZM112 209H114V211L112 210ZM158 209H159V211H158ZM170 209V210H169ZM187 209H189L188 211H186ZM215 209V210H214ZM238 209V210H237ZM15 210V211H14ZM18 212H17V211ZM55 210H57V211H55ZM72 212H71V211ZM98 210H99V212H98ZM106 210V211H105ZM117 210V211H116ZM145 210V211H144ZM149 210V211H148ZM193 210H194V212H193ZM228 210V211H227ZM6 211H7V213H6ZM13 211V212H12ZM31 211V212H30ZM37 211H39V213L37 212ZM140 211V212H139ZM142 211H143V213H142ZM151 211V212H150ZM214 213H213V212ZM220 211V212H219ZM232 211V212H231ZM241 211H243V212H246V213H244L243 214V212H241ZM24 212H26V213H24ZM29 212H30V214H29ZM32 212H36V213H38V214H36V213H34V214H32ZM56 212V213H55ZM61 214H63V213H65V214H63V215H61V217H60V215L58 216V214L59 213ZM68 212V213H67ZM69 212H71V213H69ZM74 212H76V213H74ZM83 212V213H82ZM86 212V213H85ZM90 212V213H89ZM100 212H101V214H100ZM119 212V213H118ZM122 212V213H121ZM211 212V213H210ZM230 212V213H229ZM28 213V214H27ZM74 213V214H73ZM99 215H98V214ZM116 213V214H115ZM141 213V214H140ZM147 213V214H146ZM206 213H209V214H207V215H205ZM218 213V214H217ZM19 214V215H18ZM21 214V215H20ZM32 214V215H31ZM71 214V215H70ZM75 214H77V215H75ZM90 214V215H89ZM93 216H92V215ZM138 214V215H137ZM145 214V215H144ZM241 214V215H240ZM42 215V216H41ZM52 215H53V217H52ZM89 217H88V216ZM96 215V216H95ZM103 215V217H101ZM105 215V216H104ZM110 217H109V216ZM115 215L116 216V218H114L113 216ZM118 215H122L121 217L120 216H118ZM142 215V216H141ZM199 215V216H198ZM205 215V216H204ZM222 215V216H221ZM225 215V216H224ZM240 215V216H239ZM245 215V216H244ZM25 216H28L27 218L25 217ZM37 216H39V217H37ZM57 218H56V217ZM65 216V217H64ZM91 216V217H90ZM98 216V217H97ZM100 216V217H99ZM171 216V217H170ZM215 216V217H214ZM231 216V217H230ZM241 216H244V217H241ZM35 217V218H34ZM36 217H37V219H36ZM70 217V218H69ZM74 217H76V218H74ZM79 217V218H78ZM88 218V220H86L87 218ZM135 217V218H134ZM139 217H140V219H139ZM144 219H143V218ZM177 217V218H176ZM212 217H213V219H212ZM217 217H218V220H217ZM225 217V218H224ZM232 219V218H234L233 220H231L230 218ZM9 220V219H11V220H7V219ZM51 218L53 219V220H51ZM60 218V219H59ZM70 219V222L68 221L69 219ZM95 218V219H94ZM107 220H106V219ZM111 218H113V219H110ZM134 218V219H133ZM144 220H142V219ZM197 218V219H196ZM208 218H209V220H208ZM215 218V219H214ZM227 218V221L225 220ZM239 218H241V219H239ZM25 219V220H24ZM28 219V220H27ZM40 219V220H39ZM56 219V220H55ZM74 219V220H73ZM79 219V220H78ZM85 219V220H84ZM97 219V220H96ZM116 219H118V220H116ZM135 219H137V220H141L142 221V223H141V221H138V222H136L135 221ZM158 219V220H157ZM179 219H181L180 221H179ZM182 219L183 220H185L186 222H184V221H182ZM189 221H188V220ZM191 219H193V221L191 220ZM198 219H199V221H198ZM24 220V222L23 223H21L22 221ZM31 220H33V222L31 221ZM55 220V221H54ZM105 221V225H104V222L103 221ZM113 220H115L116 221V223L113 221ZM121 222H120V221ZM132 220H134V221H132ZM171 220V221H170ZM177 220L178 221V223H180V224H177V223H173V222H175V221ZM215 220V222H213ZM241 221V223H239L240 221ZM29 221V222H28ZM40 221V222H39ZM47 221H50V223H47ZM54 221V222H53ZM58 221H59V223H58ZM66 221V222H65ZM68 221V222H67ZM72 221V222H71ZM79 221V222H78ZM84 221H87V223H85ZM89 221V222H88ZM113 221V222H112ZM146 221V222H145ZM155 221V222H154ZM161 221H164V222H167V223H163V222H161ZM176 221V222H177ZM226 221V222H225ZM10 222V223H9ZM28 222V223H27ZM32 222V223H31ZM43 224H42V223ZM56 222V223H55ZM60 222H62V223H60ZM75 222V223H74ZM84 222V223H83ZM115 223V224H112V223ZM134 222V223H133ZM143 222L145 223V224H143ZM182 222V223H181ZM183 222H184V224H183ZM188 222V223H187ZM193 222V223H192ZM202 222V223H201ZM208 222V223H207ZM213 222V223H212ZM221 222V223H220ZM227 224V226H226V224ZM231 222V223H230ZM235 222V223H234ZM237 222H238V224H237ZM33 223H35V225L33 224ZM51 223H52V225H51ZM71 223V224H70ZM73 223H74V225H73ZM88 223H90L89 225H88ZM103 223V224H102ZM120 223V224H119ZM138 223V224H137ZM140 223V224H139ZM195 223V224H194ZM197 223V224H196ZM199 223V224H198ZM217 223V224H216ZM221 224V226H220V224ZM9 224V225H8ZM16 224V225H15ZM33 224V225H32ZM38 224V225H37ZM55 224V225H54ZM68 224V225H67ZM76 224V225H75ZM80 224V225H79ZM81 224H82V226L83 227H81ZM125 224V225H124ZM149 224V225H148ZM174 224V225H173ZM176 224V225H175ZM183 224V225H182ZM193 226H192V225ZM216 224V225H215ZM223 224V225H222ZM229 224V225H228ZM232 224H236V226L234 227V225H232ZM6 225H7V228H5L6 227ZM48 225V226H47ZM60 225V226H59ZM61 225H63V227H65V229H63V228H61L60 229V227H62ZM71 225V226H70ZM85 225H87L86 227H85ZM103 225V226H102ZM115 226V227H113V226ZM133 225V226H132ZM143 225V226H142ZM146 225H148L150 228H148V226L146 227ZM155 226V227H153V226ZM197 225V226H196ZM201 225V226H200ZM210 225V226H209ZM231 225V226H230ZM9 226V227H8ZM31 226H38L37 228H38V232H40V233H42L43 232V234H40V233H38L36 236L37 237H35V242L33 241V243L36 245L37 243H40V245L38 244V245H36V246H38V250H37V247L33 244V243H30L31 244V246H30V244L27 246L28 248L30 247H32L31 248V252H30V248L28 249V248H26V246L24 247V244H22L21 242L23 241H25V239L24 240H21V238H20V236L22 235V234H24V238L27 236V235H25V233H27V229L29 228V227H31ZM44 226V228H42ZM59 226V227H58ZM72 226H75V228H77V229H75L74 227H72ZM106 226V227H105ZM110 226H112V227H110ZM168 226L170 227V226H173L172 227V231L171 230H168V229H170V228H168ZM175 226V227H174ZM178 228H177V227ZM182 226V227H181ZM184 226V227H183ZM185 226H187V227H185ZM11 227V228H10ZM39 227H41L40 228V230H39ZM53 227H54V229H53ZM80 227H81V229H80ZM103 227V228H102ZM160 228V229H157V228ZM168 229H167V228ZM233 227V228H232ZM262 227V228H261ZM47 228V229H46ZM67 228V229H66ZM68 228H70V229H68ZM73 230H72V229ZM82 228L84 229V230H82ZM108 228H110V229H108ZM132 228V229H131ZM134 228H136L134 231H132ZM154 228H155V230L157 231L158 230V233H154ZM161 228H162V230H163V232H162V230H161ZM163 228H165V229H163ZM176 228V229H175ZM181 228V229H180ZM186 228V229H185ZM199 228H202V229H199ZM211 228V229H210ZM213 228H217V229H213ZM230 228V229H229ZM237 228V229H236ZM8 229V230H7ZM9 229H13V231L12 232H14V231H18V233L20 234L22 231V233H21V235H19L18 234V239L16 238V240L14 241V242H11L10 243V241L8 240V239H6V236H7V231L9 232ZM22 229V230H21ZM24 229V230H23ZM56 229V230H55ZM59 229V230H58ZM75 229V230H74ZM80 229V230H79ZM125 229V230H124ZM127 229H129L128 231H127ZM138 229H140V230H138ZM146 229H147V231H146ZM150 229H152V230H150ZM167 229V230H166ZM175 229V230H174ZM187 230L188 229V233L185 231V230ZM219 229V230H218ZM224 231H223V230ZM25 230H26V232H25ZM46 230V231H45ZM57 230H58V232H57ZM88 230V231H87ZM137 230V231H136ZM148 230H149V233H150V235L147 233L148 232ZM182 232H181V231ZM202 230V231H201ZM206 230V231H205ZM208 230V231H207ZM213 230H215V231H213ZM217 230V231H216ZM51 231H53V232H51ZM69 231V232H68ZM73 231V232H72ZM80 231H81V233H80ZM121 231V232H120ZM141 231H144V232H141ZM150 231H152L153 232V234H152V232H150ZM159 231H161V233H159ZM199 231V232H198ZM229 231H230V233H229ZM48 234H47V233ZM49 232H51L50 234H51V236H50V234H49ZM62 232V233H61ZM71 232V233H70ZM87 232V233H86ZM138 232V233H137ZM167 232H169V233H167ZM176 232V233H175ZM190 232V233H189ZM194 232V233H193ZM201 232V233H200ZM207 233L206 234V236H205V233ZM212 232V233H211ZM214 232L216 233V235H214ZM224 232V233H223ZM226 232H227V234H226ZM61 233V234H60ZM64 233H66L65 235L66 236H68L69 238L68 239H66L67 237L66 236H64L63 237V235H64ZM83 234L84 236H83V238H74V237H77L78 236V234ZM92 233V234H91ZM120 233H122L121 235H120ZM126 233V234H125ZM127 233H128V235H127ZM140 233V235H137V234H139ZM163 233V235H165V236H162V235H160V234H162ZM201 235H200V234ZM203 233V234H202ZM259 233V234H258ZM46 236H45V235ZM55 234V235H54ZM67 234H69V235H67ZM75 234V235H74ZM125 234V235H124ZM133 234V236H131ZM152 234V235H151ZM158 234V235H157ZM173 234V235H172ZM179 234V235H178ZM194 234V235H193ZM199 236H198V235ZM226 234V235H225ZM255 234V235H254ZM258 234V235H257ZM261 234V235H260ZM48 235V236H47ZM60 235V236H59ZM74 235V236H73ZM118 235V236H117ZM124 235V236H123ZM136 235H137V237H136ZM144 235H147V236H150V237H147V236H144ZM154 235H155V237H154ZM160 235V236H159ZM170 235V236H169ZM175 235H177V236H175ZM189 235V236H188ZM207 235H210V236H208L207 237ZM213 237H212V236ZM59 236V237H58ZM87 236V237H86ZM98 236V237H97ZM122 236V237H121ZM125 236H127V237H125ZM135 236V237H134ZM138 236H140V238L138 237ZM143 236V237H142ZM151 236H153V237H151ZM163 237V240H162V238L160 239V237ZM175 236V237H174ZM191 236V237H190ZM204 236V237H203ZM229 236V237H228ZM257 236L258 237H260V238H258L257 239ZM47 237V238H46ZM51 237V238H50ZM58 237V238H57ZM60 237H63L62 239H63V242H62V240L60 239ZM73 237V238H72ZM79 237V236H78ZM89 237V238H88ZM134 237V238H133ZM159 239H158V238ZM166 237V238H165ZM188 237V238H187ZM190 237V238H189ZM200 237V238H199ZM211 237V238H210ZM232 237V238H231ZM38 238V239H37ZM54 238V239H53ZM121 238H122V240H121ZM128 240H127V239ZM131 238H133V239H131ZM137 238V239H136ZM149 238V239H148ZM152 238H154V239H152ZM155 238H156V240H155ZM175 238V240H173ZM185 238V239H184ZM194 238V239H193ZM195 238L197 239L198 238V240H197V242H195L196 240H195ZM201 238H206L207 240H204V239H201ZM209 238V239H208ZM214 238V240H212ZM216 238V239H215ZM222 238V239H221ZM6 239V240H5ZM72 239V240H71ZM83 241H81V240ZM90 239V240H89ZM105 239V240H104ZM117 239V240H116ZM139 239V240H138ZM146 239H148V240H146ZM172 239V240H171ZM176 239H178V240H176ZM183 239V240H182ZM190 239H192V240H194V242H192V240H190ZM201 239V241L199 242V240ZM218 239V240H217ZM220 239V240H219ZM231 239V240H230ZM255 239H257V240H255ZM8 240V241H7ZM20 241V243L18 242V241ZM37 240V241H36ZM40 242H39V241ZM47 240V241H46ZM57 240V241H56ZM77 240V241H76ZM80 240V241H79ZM108 240V241H107ZM112 240H114V241H112ZM116 240V241H115ZM131 240V241H130ZM153 240V241H152ZM161 240V241H160ZM181 240V241H180ZM218 241V243L216 242V241ZM227 241V243H228V241L231 243V244H227L225 241ZM253 240H255V242H253ZM43 243H42V242ZM46 241V242H45ZM117 241H118V243H117ZM120 241V242H119ZM125 241V243L126 244H128V245H125V243H123ZM139 241V242H138ZM158 242L159 241V245H156V246H158L157 247V251H160L161 253H159L158 252V256L156 257V256H154V258L153 257H151L150 255V244L152 243V242ZM177 241V242H176ZM180 241V242H179ZM187 243H186V242ZM205 241V242H204ZM210 243V244H208V242ZM219 241H221V242H219ZM233 241V242H232ZM16 242V243H15ZM37 242V243H36ZM54 244V245H56V249H57V246H59L58 247V249L56 250L55 249V247H54V245L52 244V243ZM57 242V243H56ZM81 242V243H80ZM114 243V244H112V243ZM127 242H129V243H127ZM131 242V243H130ZM141 242V243H140ZM163 242V243H162ZM192 244H191V243ZM203 242H204V244H206V247H205V245L203 244ZM214 242V243H213ZM15 244L14 246H16L17 247V245L19 244L20 246H18L17 248L16 247H13V244ZM18 243V244H17ZM42 243V244H41ZM64 244V245H62V244ZM73 243V244H72ZM84 245H83V244ZM121 245H120V244ZM144 243V244H143ZM147 243V244H146ZM150 243V244H149ZM162 243V247H161V244ZM168 243V244H167ZM176 243H178V244H176ZM203 244V246H201L200 244ZM212 243V244H211ZM218 245H217V244ZM220 243V244H219ZM253 244L254 245V247H253V245H251V244ZM44 244H45V246H44ZM50 244H51V246H50ZM68 245L69 246V248L71 249V251L70 250H68V246H66V245ZM70 244V245H69ZM72 244V245H71ZM74 244H76L75 246H74ZM80 244V245H79ZM89 244V245H88ZM94 244V245H93ZM119 244V245H118ZM158 244V243H157ZM164 244V245H163ZM174 244V245H173ZM182 245V246H180V245ZM184 244V245H183ZM187 244H189V246L187 245ZM196 244V245H195ZM198 244V245H197ZM207 244H208V246H207ZM216 244V245H215ZM223 244V245H222ZM225 244V245H224ZM48 245V247H50L51 249H52V251L50 250V248H48V250H46L47 249V246ZM62 245V246H61ZM79 245V246H78ZM81 245H83L82 247H81ZM115 245L117 246V248L115 247ZM131 245V246H130ZM141 245H142V247H146V248H143L142 249V247H141ZM176 245V246H175ZM191 245V246H190ZM213 245V246H212ZM250 245V246H249ZM46 247V249L44 248V247ZM65 248H64V247ZM86 246H87V248H86ZM93 246V247H92ZM119 246H121L120 248H119ZM123 246V247H122ZM134 246V247H133ZM139 248V250L137 249V247ZM140 246V247H139ZM167 246V247H166ZM173 246L175 247V248H173ZM197 246V247H196ZM209 246H211L210 248H208ZM226 247V250H225V248L224 247ZM255 246H256V248H255ZM22 249V251H21V249ZM40 247V248H39ZM66 247H67V249H66ZM75 247V248H74ZM78 247V248H77ZM92 249H91V248ZM111 247H113V248H111ZM126 247V248H125ZM129 247V248H128ZM131 247H133V248H135L134 250H131V249H133V248H131ZM188 247H190V248H188ZM200 247V248H199ZM205 247V248H204ZM219 247V248H218ZM221 247V248H220ZM247 247L249 248V249H247ZM253 249H255V252H252V251H254V250H252V248ZM13 248V249H12ZM26 248V249H25ZM33 248H35V250L33 249ZM44 248V249H43ZM54 248V249H53ZM81 250L80 252L77 250ZM81 248V249H80ZM121 248H123V250L121 249ZM141 248V249H140ZM147 248H148V250L149 251H147ZM158 248H160V249H158ZM165 248H167V249H165ZM169 248V249H168ZM172 248V249H171ZM179 248V249H178ZM183 248H185V249H183ZM193 248V249H192ZM205 249V251H204V249ZM217 248H218V250H217ZM32 249H33V251H32ZM41 249H42V251H41ZM64 249H66V250H64ZM75 249V250H74ZM119 249H121L120 250V252L118 251ZM125 249V250H124ZM129 249V250H128ZM173 249H175V251H173ZM203 249V250H202ZM219 249H222V250H219ZM227 249H228V253H227ZM230 249V250H229ZM25 250V251H24ZM43 250H45V252L43 251ZM53 250H55L54 252H53ZM61 250V251H60ZM68 250V251H67ZM84 250V252H82ZM89 250V251H88ZM98 250V251H97ZM131 250V251H130ZM137 250V251H136ZM143 250H146L147 252L145 253V255L144 256H142L143 254L142 253H139L140 251H143ZM183 250V251H182ZM187 250V251H186ZM197 250H201L200 251V253H199V251H197ZM210 251V252H212V253H210V252H208V251ZM215 250H216V252H215ZM244 250H245V252H244ZM246 250H248V251H246ZM30 253H29V252ZM42 252L41 254H40V252ZM63 251V252H62ZM65 251V252H64ZM76 251V252H75ZM78 251V252H77ZM86 251H88V252H86ZM123 251V252H122ZM181 251V252H180ZM204 252V253H207V254H203V253H201V252ZM207 251V252H206ZM223 251H225V252H223ZM251 251V252H250ZM21 252V253H20ZM34 252V253H33ZM37 252V253H36ZM43 252H44V254H43ZM52 252V253H51ZM56 252V253H55ZM58 252H59V254H58ZM60 252H62V253H64V254H60ZM68 252H70V253H68ZM122 252V253H121ZM134 252V253H133ZM178 252V253H177ZM194 254H192V253ZM213 252H215L216 254H218V255H216L215 253L213 254ZM248 252V253H247ZM32 253L34 254V255H32ZM49 253V254H48ZM75 255H77V256H74V254ZM93 253V254H92ZM132 253V254H131ZM138 253V254H137ZM166 253V254H165ZM183 253H185L184 254V256H183ZM188 253V254H187ZM223 253H225V254H222ZM248 255V257L246 256V254ZM252 253V254H251ZM260 253V254H259ZM39 254V255H38ZM68 254H70V255H68ZM88 254V255H87ZM90 254V255H89ZM125 254V255H124ZM160 254H161V256H160ZM164 256H163V255ZM171 254V255H170ZM177 254V255H176ZM179 254V255H178ZM187 254V255H186ZM199 254H201L200 256H199ZM209 254V256H207ZM212 254V255H211ZM25 255H28V256H26V258H24V259H21V258H23ZM44 255H47V257H45ZM49 255V256H48ZM53 255H55V256H53ZM72 255H73V257H72ZM98 255V256H97ZM132 255V256H131ZM134 255V256H133ZM166 255V256H165ZM181 255V256H180ZM189 255V256H188ZM197 255V256H196ZM213 255H215V256H213ZM226 255V256H225ZM257 256V257H254V256ZM18 256V257H17ZM20 256V257H19ZM43 256V257H42ZM61 256V257H60ZM64 256V257H63ZM69 258H68V257ZM104 256V257H103ZM167 256H169V257H167ZM181 258H180V257ZM184 258H183V257ZM187 256V257H186ZM192 256V257H191ZM193 256H195L194 258H193ZM199 256V257H198ZM207 256V257H206ZM220 256V257H219ZM243 256V257H242ZM262 257H259L258 258V260L260 261V263L261 264H263L264 263V254H262L261 255ZM28 257V258H27ZM30 257L32 258L31 260H30ZM50 257V258H49ZM65 257H66V259H65ZM72 257V258H71ZM76 257V258H75ZM80 257V258H79ZM140 257V258H139ZM150 257V258H149ZM161 257H162V260H161ZM174 257V258H173ZM177 258V260H176V258ZM190 259H189V258ZM196 257H197V259H196ZM209 257V258H208ZM16 258V259H15ZM19 258V259H18ZM38 258H39V260H38ZM45 258H47V259H45ZM49 258V259H48ZM54 258H55V260H54ZM64 258V259H63ZM70 259V261L68 260V259ZM140 260H139V259ZM148 258V259H147ZM188 258V259H187ZM192 258V259H191ZM200 258H202V259H200ZM224 258V259H223ZM245 258V260H243ZM28 259V262L26 261V260ZM142 259V260H141ZM151 259H152V261H151ZM158 259V260H157ZM175 259V260H174ZM183 259V260H182ZM193 259H195V260H193ZM213 259V260H212ZM232 259V260H231ZM16 260H17V262H16ZM33 260V261H32ZM40 260H41V262H40ZM48 260V262H46ZM53 260V261H52ZM64 260V262H59V261H63ZM67 260V261H66ZM85 260V261H84ZM144 260V261H143ZM154 260V261H153ZM167 260H169V261H167ZM179 260V261H178ZM181 260V261H180ZM193 261V262H191V261ZM198 260V261H197ZM203 260V261H202ZM205 260V261H204ZM220 260H221V262H220ZM249 260V261H248ZM24 261H26V263L24 262ZM148 261V262H147ZM183 261H185V262H187V263H185V262H183ZM195 261H197V262H199V263H197V262H195ZM200 261H202V263H200ZM214 261V262H213ZM232 261V262H231ZM248 261V262H247ZM40 262V263H39ZM44 262V263H43ZM50 262V263H49ZM88 262V263H87ZM150 262V263H149ZM157 262V263H156ZM161 262V263H160ZM191 262V263H190ZM211 262V263H210ZM225 262V263H224ZM215 263V264H216ZM55 264V263H54Z\"/></svg>",
  "mask_w": 264,
  "mask_h": 264
},
{
  "label": "bare ground",
  "instance_id": "obj_2",
  "mask_svg": "<svg viewBox=\"0 0 264 264\" xmlns=\"http://www.w3.org/2000/svg\"><path fill=\"white\" fill-rule=\"evenodd\" d=\"M33 2H35V3H33V4H31V2H29V4H31L32 5V7H34V8H36V7H38V2L40 1V0H38L37 1V3H36V0H32ZM41 1H43V0H41ZM57 1V0H56ZM61 1V0H60ZM59 1V2H60ZM69 2H70V0H68ZM46 2H48V0L46 1L45 0V3ZM50 2V1H49ZM68 2V3H69ZM91 2V1H90ZM54 3V2H53ZM56 3H58V2H56ZM61 3V2H60ZM73 3V2H72ZM92 7H91V10L89 9V11L87 12V14H86V18H83V20L84 21H86L87 19H91V18H94V20H96V18H101L102 16H104L103 14H106L107 15V13H109V12H112L113 13V11H115V13L116 12H118V14H119V16H120V14H121V17H119V18H123L126 14V12H139V13H137V14H139V16L137 17V18H140V19H142V21H144V20H146L147 21V16L146 15H148V18H149V15L150 14H148L150 11L152 12V13H154V15L152 16V17H154L155 18V20L156 19H158V21L160 20V24H162L161 26L163 27V29L165 30V31H168V23H170L171 24V22L172 21H175V18H176V16H175V13L177 14V10H181V12L183 13V15L184 16H187L186 17V19L187 18H194V16L195 15H197V17H200V19L203 21V23L204 22H207L209 19H211V18H209V16H208V9L211 7V6H216V4L219 6V4L222 6V4L224 5L225 4V7H227L229 10H230V12L233 14L232 16H234L233 18L234 19H240V17L241 16H245V15H248V14H250V13H253V15H254V17L256 18V16H258L259 18H260V22H263V23H260L261 24V26H262V28L260 27V26H258V28H260V29H256V28H254V29H256V30H254V31H256V36L258 37V39L260 38V40L261 39H263L264 40V0H234V3L232 4L231 3V0H93L92 1ZM70 4V3H69ZM84 4H86V3H84ZM238 4H240V5H238ZM28 5V4H27ZM42 5V4H41ZM60 5V4H59ZM66 5V4H65ZM30 6V5H29ZM67 6V5H66ZM72 6V5H71ZM214 6V7H215ZM218 6L217 7H215V8H218ZM221 6H220V9H221ZM73 7V6H72ZM75 7V6H74ZM82 7H85V5L84 6H82ZM88 7V6H87ZM224 7V6H223ZM39 8V7H38ZM41 8V7H40ZM65 8V7H64ZM70 8V7H69ZM80 8V7H79ZM212 8V7H211ZM85 9V8H84ZM84 9H82V11L84 10ZM162 9H163V11H162ZM175 9H177L176 11L177 12H175L174 10ZM214 9V8H213ZM219 9V8H218ZM223 9V8H222ZM24 10V9H23ZM26 10V9H25ZM28 10V9H27ZM35 10V9H34ZM77 10V9H76ZM80 10V9H79ZM79 10H78V12L76 11L75 13H79ZM227 10V9H226ZM229 10H228V12H229ZM8 11V10H7ZM10 11H11V9H10ZM30 11V10H29ZM38 11V10H37ZM63 11V10H62ZM71 11H74V9L73 10H71ZM166 11H168L169 12V16H168V18L162 13V12H166ZM35 12V11H34ZM81 12V11H80ZM175 12V13H174ZM218 12V11H217ZM20 13V12H19ZM71 13V12H70ZM74 13V12H73ZM86 13V12H85ZM209 13H211V12H209ZM221 13H223V12H220V14ZM18 14V13H17ZM28 14V13H27ZM62 14H63V12H62ZM81 15H82V13H80ZM79 14V15H80ZM129 14V13H128ZM131 14V13H130ZM129 14V15H130ZM135 14V13H134ZM179 14V13H178ZM21 15V14H20ZM19 15V18L22 16H20ZM26 15V14H25ZM69 13L68 14H66L65 13V15H59V16H56V17H54L53 18V20L51 21L52 22V24L55 26V29H57V31L59 32V35H60V37L63 35V34H66L68 31H69V29H70V17H69ZM72 15V14H71ZM77 15V14H76ZM81 15L79 16V17H81ZM106 15H105V17H106ZM124 15V16H123ZM215 15H217L216 13H215ZM252 15V14H251ZM260 15H262V17L260 16ZM6 16V15H5ZM17 16V15H16ZM75 16V15H74ZM178 16H180V15H178ZM212 16H213V14H212ZM229 16V15H228ZM23 17V16H22ZM45 17V16H44ZM72 17V16H71ZM78 17V16H77ZM78 17V18H79ZM83 17V16H82ZM104 17V18H105ZM109 17H111V16H109ZM114 17V16H113ZM118 17V16H117ZM128 17V16H127ZM133 17V16H132ZM131 17V18H132ZM219 17H220V15H219ZM225 17V16H224ZM223 17V18H224ZM231 17V16H230ZM248 17H249V15H248ZM8 18V17H7ZM13 18V17H12ZM11 18V19H12ZM14 18H15V16H14ZM103 18V17H102ZM130 18V17H129ZM135 18V17H134ZM178 18V20H179V17H177ZM177 18H176V20H177ZM213 18V17H212ZM244 18V17H243ZM252 18H253V16H252ZM16 19V18H15ZM21 19V18H20ZM20 19H18L19 21H20ZM23 19V18H22ZM34 19V18H33ZM82 19V18H81ZM105 19H107V18H105ZM112 19V18H111ZM114 19H115V17H114ZM117 19V18H116ZM200 19H198V20H200ZM226 19H228V17H226ZM251 19V18H250ZM35 20V19H34ZM72 20H73V18H72ZM75 20V19H74ZM92 20V19H91ZM90 20V21H91ZM122 19H120L119 21L117 20V22L116 21H114L115 23H113V19H112V22H109L110 23V25H109V27H108V29L106 28L105 30H99V31H96L95 32V34H93L94 35V37L95 38H97V40H99V41H102V40H104L105 38L107 39V37H110V38H114L115 37V34H116V36L117 35H123V36H131L132 34H133V32H134V29H133V26H132V23H130V22H128V21H121ZM135 20V19H134ZM151 20V19H150ZM147 21L146 23H145V28H146V30L148 31V32H152V33H155V30H154V28L152 27V25H151V21L153 20H151V21ZM193 20V19H192ZM197 20V21H198ZM225 20V19H224ZM253 20L254 19H252V22H253ZM256 20V19H255ZM259 20V19H258ZM12 21H13V19H12ZM11 21V22H12ZM28 21H29V19H28ZM27 21V22H28ZM48 21H50V20H48ZM97 21V20H96ZM103 21V20H102ZM105 21V20H104ZM109 21V20H108ZM182 21V20H181ZM180 21V22H181ZM191 21V20H190ZM215 21V20H214ZM257 21V20H256ZM9 22H10V20H9ZM24 22H26V21H24ZM30 22V21H29ZM50 22V23H51ZM76 22V21H75ZM87 22V21H86ZM99 22H101L100 20H99ZM183 22V21H182ZM185 22V21H184ZM187 22V21H186ZM192 22V21H191ZM209 22H210V20H209ZM208 22V23H209ZM212 22V21H211ZM226 22V21H225ZM234 22V21H233ZM232 22V23H233ZM251 22V23H252ZM4 23H5V20H4ZM12 23H17V20L16 21H14V22H12ZM30 23H32V21L30 22ZM40 23V22H39ZM38 23V24H39ZM43 23H45L44 21H43ZM50 23H47V24H50ZM80 23V22H79ZM91 23V22H90ZM103 23V22H102ZM106 22H104V24H105ZM223 23V22H222ZM255 23H257V22H255ZM32 24H34V23H32ZM36 24V23H35ZM75 24V23H74ZM78 24V23H77ZM77 24H76V26H77ZM94 24H96V23H94ZM101 24V23H100ZM134 24H136V23H134ZM143 24H144V22H143ZM142 24V25H143ZM154 24H155V22H154ZM183 24V23H182ZM190 24V23H189ZM213 24H215V23H213ZM213 24L211 25V26H213ZM221 24V23H220ZM245 24V23H244ZM253 24H254V22H253ZM252 24V25H253ZM16 25V24H15ZM14 25V26H15ZM19 25V24H18ZM40 25V24H39ZM43 24H41V26H42ZM51 25V24H50ZM73 25V24H72ZM81 25V24H80ZM86 25V24H85ZM159 25V24H158ZM172 25V24H171ZM199 25V24H198ZM208 25V24H207ZM206 25V26H207ZM225 25H227V24H225ZM231 25L232 24H230V29H231ZM238 25V24H237ZM259 25V24H258ZM9 26H10V24H9ZM12 26V25H11ZM14 26H13V28H14ZM17 26V25H16ZM31 26V25H30ZM29 26V28L28 29H24V31L22 32V34H21V36H20V38H19V40L21 41V44H22V47H23V52H32V51H38V49L37 48H39L38 46L41 44H37L38 42V36L37 35H35V31L36 30H38V29H35L34 30V28L32 29L31 27ZM44 26V25H43ZM42 26V27H43ZM92 26H95V25H92ZM97 26V25H96ZM136 26V25H135ZM138 26V25H137ZM140 26V25H139ZM153 26H155V25H153ZM203 26H204V24H203ZM211 26L209 25V27L211 28ZM222 26V25H221ZM232 26H234V25H232ZM241 26V25H240ZM250 26V25H249ZM5 27V26H4ZM24 27V26H23ZM45 27V26H44ZM51 27V26H50ZM53 27V26H52ZM72 27V26H71ZM75 27V26H74ZM104 27V26H103ZM156 27H157V25H156ZM171 27V26H170ZM174 27V26H173ZM185 27V26H184ZM184 27L182 26V25H177V26H175V30H172L171 29V32L169 31V36L171 37V39H175L176 41H178V39H182V40H184ZM198 27V26H197ZM214 27H216V26H214ZM244 27V26H243ZM247 27V26H246ZM12 28V27H11ZM17 28V27H16ZM41 28V27H40ZM47 28H49V27H47ZM86 28V27H85ZM84 28V29H85ZM99 28V27H98ZM158 28H159V30H160V27H157V30H158ZM223 29H224V27H222ZM241 28V27H240ZM250 28V27H249ZM249 28H247V29H249ZM252 28V27H251ZM251 28H250V30H251ZM10 29V28H9ZM44 29V28H43ZM72 29V28H71ZM70 29V30H71ZM80 29V28H79ZM79 29H77V30H79ZM81 29H82V27H81ZM90 29H92V27L90 28ZM95 29V28H94ZM138 29V28H137ZM141 29V28H140ZM198 29V28H197ZM197 29H196V33H194V36H192L191 37V40L188 38V42H186L185 43V45H184V57H185V60H188V61H193L194 60V58H196L197 57V52H196V50L193 48V44H192V42L194 43H200V44H208V43H211V47H209L208 48V50H207V53L206 54H208V57L206 56V55H202V56H204V57H207L208 59H210V58H213L214 57V49L216 48L217 49V47H219V46H221V44L223 43V42H225L226 43V46H227V48L229 49V51L232 53H230L232 56H235L236 54H238V53H240L241 51L240 50H242V49H239L240 48V46H242V43L245 41V43L246 42H248V43H250L249 41H246L245 39H246V37H248L249 38V35L248 36H246V28L244 29L245 31L244 32H241V31H243V30H241V31H239L238 29L237 30H234V28L232 27V29L234 30H228L227 29V31H220V30H218V31H213L212 29V31H207V29H206V32L205 33H203V32H198L197 31ZM203 29H205V28H203ZM11 30V29H10ZM20 30V29H19ZM51 30V29H50ZM83 30V29H82ZM82 30H80V32L82 31ZM87 30V29H86ZM93 30V29H92ZM97 30V29H96ZM136 30V29H135ZM142 30V29H141ZM145 30V29H144ZM199 30V29H198ZM209 30V29H208ZM7 31V30H6ZM44 31H46V30H44ZM53 31V30H52ZM74 31V30H73ZM84 31V30H83ZM94 31V30H93ZM93 31H91L90 33H94ZM162 30H160V32H161ZM253 31V30H252ZM38 32H40V31H38ZM38 32H37V34H38ZM58 32H56V33H58ZM72 31H70L69 33H71ZM77 32H79V31H77ZM85 32V31H84ZM157 32V31H156ZM159 32V33H160ZM185 32H187V31H185ZM248 32V31H247ZM42 33V32H41ZM47 33V32H46ZM45 33V34H46ZM76 33V32H75ZM74 32L72 33V34H75ZM143 33V32H142ZM164 33V32H163ZM189 33H191L190 31H189ZM43 34V33H42ZM54 34V33H53ZM52 34V32H51V35H53ZM68 34V33H67ZM86 34V33H85ZM151 34V33H150ZM165 34H166V32H165ZM192 34V33H191ZM248 34V33H247ZM253 34V33H252ZM39 35V34H38ZM47 36H48V34H46ZM45 35V36H46ZM50 35V34H49ZM133 35H135V34H133ZM137 35V34H136ZM138 35H140V34H138ZM137 35V36H138ZM143 35V34H142ZM142 35H141V37H142ZM144 35H145V33H144ZM193 35V34H192ZM254 35H255V33H254ZM253 35V36H254ZM37 36V37H36ZM40 36V35H39ZM41 36H43V35H41ZM74 36H76V35H74ZM80 35H78V37H79ZM82 36V35H81ZM88 36H89V34H88ZM161 36V35H160ZM162 36H163V34H162ZM165 37H163V39L164 38H166V36L167 35H164ZM188 36V35H187ZM186 36V37H187ZM18 37H19V35H18ZM44 37V36H43ZM49 37V36H48ZM51 37V36H50ZM57 37V36H56ZM55 37V38H56ZM66 37V36H65ZM93 37V36H92ZM140 37V36H139ZM148 37H150V36H147L146 38H148ZM155 37V36H154ZM156 37H158V36H156ZM155 37V38H156ZM15 38V37H14ZM45 38V37H44ZM47 38V37H46ZM54 39V37H51L50 39ZM68 38V37H67ZM70 38V37H69ZM79 38H81V37H79ZM78 38V39H79ZM84 38H86V36L84 37ZM90 38V37H89ZM95 38H94V40H95ZM116 38V37H115ZM137 38V37H136ZM142 38H144V37H142ZM146 38H145V40H146ZM251 38V37H250ZM58 39V38H57ZM66 39V38H65ZM73 39H75V38H73ZM77 39V40H78ZM88 39V38H87ZM128 39H130V38H128ZM127 38H126V40H128ZM139 39V38H138ZM162 39V41H164ZM181 39H180V41H181ZM187 39V38H186ZM255 39V38H254ZM41 40L43 41V38H41ZM46 40V39H45ZM44 40V41H45ZM47 40H49V39H47ZM63 40V39H62ZM80 40V39H79ZM78 40V41H79ZM81 40H84V39H81ZM108 40H109V38H108ZM114 40H116V39H112L111 41H114ZM125 40V41H126ZM134 40H135V38H134ZM148 41H149V39H147ZM150 40H152V39H150ZM153 40H155V39H153ZM249 40V39H248ZM257 40V39H256ZM50 41V40H49ZM53 41V40H52ZM55 41H56V39H55ZM70 41V40H69ZM68 40H67V42H69ZM124 41V40H123ZM122 41V42H123ZM124 41V42H125ZM131 41V40H130ZM137 41H139V40H136V42ZM161 41V42H162ZM168 41V40H167ZM167 41H166V43H167ZM172 40H170L169 42H171ZM250 41H251V39H250ZM252 41H254V40H252ZM40 42V41H39ZM57 42V41H56ZM63 42V41H62ZM73 42V41H72ZM110 42V41H109ZM120 42V41H119ZM151 42V41H150ZM155 42H157V40L155 41ZM168 42V43H169ZM258 42V41H257ZM261 42V41H260ZM259 42V43H260ZM262 42H264V41H262ZM262 42H261V44H262ZM43 43V42H42ZM65 43H66V41H65ZM64 43V44H65ZM69 43H71V41L69 42ZM75 43V41L73 42V43H71V44H74ZM92 43V42H91ZM90 43V44H91ZM115 43V42H114ZM126 43V42H125ZM124 43V44H125ZM152 43V42H151ZM173 43V42H172ZM175 43V42H174ZM177 43V42H176ZM181 43V42H180ZM252 43H254V42H252ZM18 44V43H17ZM20 44V43H19ZM18 44V45H19ZM45 44V43H44ZM55 44V43H54ZM61 44H63V43H61ZM88 43H87V41H82V45H84V46H86ZM94 44H95V42H94ZM93 44V45H94ZM97 44V43H96ZM123 44V45H124ZM128 44V43H127ZM157 43H155V45H156ZM164 44V43H163ZM162 44V45H163ZM206 44V45H207ZM43 45V44H42ZM49 45V44H48ZM67 45V44H66ZM76 45V44H75ZM99 45V44H98ZM116 45H117V43H116ZM119 45V44H118ZM118 45H117V47H118ZM129 45V44H128ZM135 45V44H134ZM143 45V44H142ZM151 45V44H150ZM149 45V46H150ZM154 45V46H155ZM178 44H176V46H177ZM246 45V44H245ZM253 45V44H252ZM41 46V45H40ZM53 46V45H52ZM57 46V45H56ZM56 46H54V47H56ZM59 46H60V44H59ZM69 46V45H68ZM68 46H66V48L68 47ZM90 46V45H89ZM96 46V45H95ZM104 46V45H103ZM106 46V45H105ZM109 46V45H108ZM121 46H122V44H121ZM152 46V45H151ZM153 46V47H154ZM161 46V45H160ZM160 46H158V47H160ZM165 46V45H164ZM171 46V45H170ZM182 46V45H181ZM181 46H180V48H181ZM194 46H196V45H194ZM198 46V45H197ZM205 46V45H204ZM210 46V45H209ZM258 46V45H257ZM16 47H18L17 45H16ZM48 47V46H47ZM47 47H43L42 48V52H45V53H48V56H49V58H50V64L47 66V67H45V65L44 64H42L41 62V59L39 60V58L38 59H36L37 57H35L34 59L35 60H32V62H30V63H28L27 64V67H26V65H24L26 68H28V70L27 71H25L23 74H22V76L18 79L17 78V76L16 75H14V74H11V73H13V72H11L10 73V69H8L7 68V66H5L4 65V71L5 72H7V76H8V79L5 81L4 79H3V77L2 76H0V148H1V154H0V209L1 210H5L7 207H9L10 206V203H11V205H12V202H10L9 201V199H10V194L14 191V187L16 186V185H18V183L20 184V183H22V184H25L27 187H28V190H27V192H29L28 193V195H29V198H27L26 196H28L27 194H26V196L23 198V197H21V198H23V199H25L26 198V201H27V199L28 200H30V204L29 205H31V208H32V210L33 211H36V210H39L40 209V207L42 206V204H43V200H44V198H46V197H48V199L50 200L49 202H51L50 204H52V206H50V204L49 205H46L45 203H44V205H46V207H44V205L42 206L44 209H42L43 211V214H45V216L47 217L46 219H48V217H50L51 216V214H52V210H53V207L55 208L56 206H58L57 204L59 203V206L61 205H64V203L66 202V200H67V198L69 197V196H75V190H78V189H76V185H75V181L76 180H74V178L75 177H73L72 176V173L70 172V162L71 161H69V159H68V154L67 155H65L66 153H68L67 151L65 152L64 151V155L63 154H59V152L61 151L60 149H61V147L63 148H65V147H67V148H65V149H68V151L71 153H69V155H71L70 157H71V159H72V162H74V164H75V168L77 169V167H78V164L84 159V158H86V157H84L83 158V151H82V149L81 148H79L78 146H77V144L78 143H76L75 141H77L78 140V138H77V140H75L73 137H72V139H71V141H70V143H68V141H66V138H67V135L68 134H66V124H65V120H67V119H65L66 118V115H67V113H68V115L70 116V113H69V105H72V104H70V103H74V104H77L76 102H77V100L78 101H80V98H77V95H76V97L75 96H69V95H71L68 91L70 90L69 88H68V83H66V81L64 80V78L62 79V78H60V73L61 74H65L64 76L66 77V78H68L67 76H66V73H68V67H67V65H66V63L65 62H67V61H63L62 59H60L59 58V56L58 55H56L55 53H54V51H50V50H48L47 49ZM51 47V46H50ZM49 47V48H50ZM75 46H73V48H74ZM83 47V46H82ZM91 47H93L92 45H91ZM116 47V48H117ZM120 47V46H119ZM118 47V48H119ZM127 47V46H126ZM133 47H139V46H133ZM141 47V46H140ZM147 46L145 45L144 47H143V49H145V50H148V49H151L150 47H148V48H146ZM156 48H157V46H155ZM154 47V49L156 50V48ZM163 47V46H162ZM161 47V48H162ZM166 47H167V45H166ZM200 47V46H199ZM203 47V46H202ZM206 47V46H205ZM248 47V46H247ZM250 47H251V45H250ZM254 47H255V45H254ZM263 47H264V45H263ZM19 48V47H18ZM52 48V47H51ZM86 48V47H85ZM88 48H90V47H88ZM102 48V47H101ZM109 48V47H108ZM107 48V49H108ZM110 48H112V47H110ZM114 48V47H113ZM132 48V47H131ZM165 48V47H164ZM168 48V47H167ZM196 48V47H195ZM225 48V47H224ZM226 48V49H227ZM252 48H253V46H252ZM251 48V49H252ZM258 48H260V47H258ZM16 49V48H15ZM22 48H20V49H16V50H21ZM63 49V48H62ZM68 49V48H67ZM71 49V48H70ZM70 49H69V51H70ZM79 49V48H78ZM78 49H76V50H78ZM83 49V48H82ZM91 49V48H90ZM106 49V50H107ZM127 49V48H126ZM160 49V48H159ZM174 49H176V48H174ZM198 49V48H197ZM200 49V48H199ZM223 49V48H222ZM221 49V50H222ZM238 49H239V51H238ZM247 49H249V48H247ZM254 49V48H253ZM53 50V49H52ZM57 50V49H56ZM64 50V49H63ZM71 50H73V49H71ZM98 50V49H97ZM108 50H110V49H108ZM112 50V49H111ZM110 50V51H111ZM114 50V49H113ZM112 50V52H114ZM122 50V49H121ZM125 50V49H124ZM130 50V49H129ZM132 50V49H131ZM133 50H134V48H133ZM152 50H153V48H152ZM170 50V49H169ZM168 50V51H169ZM218 50V49H217ZM256 50V49H255ZM261 50V49H260ZM22 51V50H21ZM58 51V50H57ZM68 51V50H67ZM68 51V52H69ZM79 51V50H78ZM99 51H100V49H99ZM103 51V50H102ZM101 51V52H102ZM109 51V52H110ZM126 51V50H125ZM135 51V50H134ZM143 51V50H142ZM151 51V50H150ZM164 51H165V49H164ZM167 51V50H166ZM180 51V50H179ZM198 51V50H197ZM224 51V50H223ZM238 51V52H237ZM248 51V50H247ZM257 51H258V49H257ZM20 52V51H19ZM60 52V51H59ZM65 52V51H64ZM71 52V51H70ZM101 52H99V54L101 53ZM112 52H111V54H112ZM118 52V51H117ZM127 52H130V51H127ZM144 52V51H143ZM143 52H141V53H143ZM158 52V51H157ZM176 52V51H175ZM199 52V51H198ZM220 52H222V51H220ZM243 52V51H242ZM241 52V53H242ZM249 52V51H248ZM254 52V51H253ZM41 53V52H40ZM61 53V52H60ZM66 53V52H65ZM76 53V52H75ZM75 53H74V55H75ZM78 53H80V52H78ZM83 53V52H82ZM88 53V52H87ZM122 53V52H121ZM125 53V52H124ZM133 52H131V54H132ZM145 53V52H144ZM149 53V52H148ZM151 53V52H150ZM153 53V52H152ZM174 53V51H172V54ZM200 53V52H199ZM216 53V52H215ZM247 53V52H246ZM255 53V52H254ZM262 53V52H261ZM264 53V52H263ZM10 54H12V53H10ZM10 54H9V56H10ZM37 54V53H36ZM39 54V53H38ZM42 54V53H41ZM40 54V55H41ZM59 54V53H58ZM62 54V53H61ZM68 54V53H67ZM94 54V53H93ZM92 54V55H93ZM127 54V53H126ZM130 54V55H131ZM137 54V53H136ZM182 54V53H181ZM180 54V55H181ZM203 54V53H202ZM219 54V53H218ZM229 54V53H228ZM244 55H245V53H243ZM251 54V53H250ZM249 54V55H250ZM8 55V54H7ZM31 55V54H30ZM33 55V54H32ZM46 55V54H45ZM72 55V54H71ZM86 55V54H85ZM87 55H89V54H87ZM86 55V56H87ZM109 55V54H108ZM117 55H120L119 53H117ZM127 55H129V54H127ZM140 55V54H139ZM143 55V54H142ZM142 55H141V58H142ZM152 55H155V53H153ZM150 56V58L151 57H153V56ZM162 55H164V54H162ZM165 55H167V54H165ZM220 55V54H219ZM239 55V54H238ZM255 55V54H254ZM264 55V54H263ZM9 56H8V59H9ZM17 56H18V54H17ZM38 56V55H37ZM94 57H95V55H93ZM121 56V55H120ZM159 56V55H158ZM173 56V55H172ZM175 56V55H174ZM173 56V57H174ZM177 56V55H176ZM243 56V55H242ZM247 56V55H246ZM13 57H15V56H13ZM12 57V55L10 56V58H13ZM41 57H44L45 58V56H41ZM65 57V56H64ZM74 57V56H73ZM76 57H79V56H77L76 55ZM81 57H83V55L81 56ZM81 57H80V59L79 60H81ZM92 57V56H91ZM99 57V56H98ZM102 57V56H101ZM110 57H111V55H110ZM129 57V56H128ZM130 57H132V56H130ZM129 57V58H130ZM136 58H137V56H135ZM134 56L132 57V58H135ZM138 57H140V56H138ZM144 57V56H143ZM173 57H172V60H173ZM210 57V58H209ZM217 57H219L218 55H217ZM229 56H227V58H228ZM231 57V56H230ZM252 57V56H251ZM250 57V58H251ZM7 58V57H6ZM21 58V57H20ZM19 58V59H20ZM25 58V57H24ZM28 58H32V57H28ZM43 58V59H44ZM46 58H47V56H46ZM61 58H63V57H61ZM86 58V57H85ZM90 58V57H89ZM96 58H97V56H96ZM95 58V59H96ZM100 58V57H99ZM106 58V57H105ZM113 58V57H112ZM118 58V57H117ZM117 58H115V60L117 59ZM122 58V57H121ZM148 58V57H147ZM155 58H157V56L155 57ZM154 58V59H155ZM160 58H162V56L160 57ZM168 58V57H167ZM182 58H183V56H182ZM182 58H179V59H181L182 60ZM221 58V57H220ZM226 58V57H225ZM253 58V57H252ZM261 58V57H260ZM15 59V58H14ZM18 59V61H20ZM65 59V58H64ZM66 59H69L68 57L66 58ZM65 59V60H66ZM78 59V58H77ZM111 59V58H110ZM109 59V60H110ZM140 59V58H139ZM144 59V58H143ZM149 59V58H148ZM159 59V58H158ZM158 59H157V61H158ZM170 59H171V57H170ZM221 59H223V58H221ZM229 59V58H228ZM227 59V60H228ZM240 60H241V58H239ZM238 59V60H239ZM242 59H243V57H242ZM245 59V58H244ZM258 59V58H257ZM262 59V58H261ZM3 60V59H2ZM11 60V59H10ZM13 60V59H12ZM25 60V59H24ZM31 60V59H30ZM72 60V58L69 60V62ZM74 60V59H73ZM85 60V59H84ZM83 60V61H84ZM87 60V59H86ZM108 60V59H107ZM108 60V61H109ZM114 60V59H113ZM113 60H112V62H113ZM117 60H121L120 58H118ZM133 60V59H132ZM141 60V59H140ZM165 59H163L162 61H164ZM213 61H214V58L212 59ZM217 60V59H216ZM237 60V61H238ZM26 61V60H25ZM47 61H48V59H47ZM83 61H81V62H83ZM91 61L92 60H90L89 62H90V64H91ZM99 61V60H98ZM98 61H96V62H98ZM103 61V60H102ZM101 61V62H102ZM125 61V60H124ZM124 61H122V62H120V69L121 70H126L127 69V64H125L124 63ZM128 61H129V59H127V63H128ZM147 61V60H146ZM167 61V60H166ZM184 61V60H183ZM187 61V62H188ZM200 61V60H199ZM222 62H224L223 60H221ZM230 61V60H229ZM233 61H236V60H233ZM242 61V60H241ZM22 62V61H21ZM27 62H29V61H27ZM44 62V61H43ZM88 62V63H89ZM111 62V63H112ZM116 62V61H115ZM115 62H113V63H115ZM126 62V61H125ZM132 62V61H131ZM131 62H129L128 64H131ZM141 62L142 61H140V65H141ZM144 62V61H143ZM148 62V61H147ZM161 62V61H160ZM168 62H169V60H168ZM175 62V61H174ZM185 62V61H184ZM193 62H195V60L193 61ZM216 62V61H215ZM240 62V61H239ZM238 62V63H239ZM261 62V61H260ZM15 63V62H14ZM17 63V62H16ZM75 63V62H74ZM78 63V62H77ZM87 63V64H88ZM98 63H100V62H98ZM104 63H107V62H104ZM103 63V64H104ZM109 63V62H108ZM134 63V62H133ZM133 63H132V65H133ZM136 63V62H135ZM148 63H150V62H148ZM158 63H159V61H158ZM162 63V62H161ZM201 63V62H200ZM211 63V62H210ZM233 63V65H234V62H232ZM236 63L237 62H235V65H236ZM252 63H254V65H255V62H252ZM264 63V62H263ZM19 64H21L20 62H19ZM18 64V65H19ZM25 64H26V62H25ZM41 64H42V66H44V67H41ZM93 64H94V62H93ZM143 64V63H142ZM152 64V63H151ZM153 64H155V63H153ZM157 64V63H156ZM160 64V63H159ZM172 64V63H171ZM171 64H169V65H171ZM184 64V63H183ZM182 64V65H183ZM187 64V63H186ZM203 64V63H202ZM219 64V63H218ZM225 64H227V62L225 63L224 62V65ZM248 64H250V63H248ZM14 65V64H13ZM70 65H72V64H70ZM78 66H79V64H77ZM84 65V64H83ZM98 66H99V64H97ZM96 65V66H97ZM102 65V64H101ZM109 65L110 64H108V68H109ZM111 65H114V64H111ZM115 65H116V63H115ZM135 65V64H134ZM133 65V66H134ZM144 66H145V64H143ZM162 65L163 64H161V67H162ZM167 65H168V63H167ZM201 65V64H200ZM204 65V64H203ZM214 65V64H213ZM212 65V66H213ZM228 65V64H227ZM240 65V64H239ZM239 65L237 64V66L239 67ZM244 65H245V63H244ZM253 65V66H254ZM260 65V64H259ZM22 66H23V64H22ZM21 66V67H22ZM23 66V67H24ZM92 66V65H91ZM95 66V64H94V66L93 67H96ZM102 66H106V65H102ZM129 66V65H128ZM148 66V65H147ZM159 65H157V67H158ZM164 66H165V64H164ZM193 66V65H192ZM195 66V65H194ZM205 66V65H204ZM204 66H202L201 67V70L203 71L204 69H202V68H205ZM214 66H216V65H214ZM220 66H222V65H220ZM253 66H250V67H253ZM256 67H257V65H255ZM20 67V68H21ZM70 67V66H69ZM74 67V66H73ZM88 66H86V68H87ZM112 67V66H111ZM143 67V66H142ZM165 67H167V66H165ZM178 67V66H177ZM177 67H175V69L177 68ZM196 67V66H195ZM229 68H230V66H228ZM235 67V66H234ZM248 67V66H247ZM263 67H264V65H263ZM84 68V67H83ZM85 68V69H86ZM90 67H88V69H89ZM97 68H99V67H97ZM107 68V69H108ZM115 68V67H114ZM119 67L117 66V69H118ZM129 69L130 68H132V67H128ZM143 68H145V67H143ZM155 68V67H154ZM164 70H166L164 67H162ZM182 68V67H181ZM190 68V67H189ZM193 68V67H192ZM213 68V67H212ZM240 68V67H239ZM22 69V68H21ZM75 69V68H74ZM88 69H87V71H88ZM91 69V68H90ZM94 69H96V68H94ZM93 69V70H94ZM107 69H105V70H107ZM111 69V68H110ZM116 69V68H115ZM150 69H152V68H150ZM158 69V68H157ZM162 69V70H163ZM191 69V68H190ZM195 69H197V68H195ZM194 69V70H195ZM199 69V68H198ZM214 69V68H213ZM216 69H217V67H216ZM220 69V68H219ZM231 69V68H230ZM15 70V69H14ZM24 70V69H23ZM23 70H21V71H23ZM145 70V69H144ZM155 69H153V71H154ZM161 69H159V71H160ZM161 70V71H162ZM168 70V69H167ZM182 70V69H181ZM193 70V69H192ZM206 70V69H205ZM208 70V69H207ZM227 70H229V69H227ZM236 70V69H235ZM243 70V69H242ZM261 70V69H260ZM259 70V71H260ZM20 71V70H19ZM70 71V70H69ZM82 71H83V69H82ZM97 71V70H96ZM113 71V70H112ZM115 71V70H114ZM117 71V70H116ZM115 71V72H116ZM131 71V70H130ZM140 71H141V69H140ZM146 71V70H145ZM148 71H149V69H148ZM152 70L150 71V73L152 72V75H153V73L156 71H154L153 72ZM169 71H171V70H168L167 72H169ZM179 71H180V68H179ZM183 71H184V69H183ZM185 71H187V70H185ZM188 71H189V69H188ZM218 71V70H217ZM224 71V70H223ZM230 71H233V70H230ZM58 72H60V73H58ZM71 72V71H70ZM69 72V73H70ZM80 72V71H79ZM78 72V73H79ZM90 72V71H89ZM92 72V71H91ZM94 72V71H93ZM98 72V71H97ZM107 72H109L110 73V71H108L107 70ZM106 72V73H107ZM128 72V71H127ZM144 72V71H143ZM143 72H141V73H143ZM163 72H165V71H163ZM166 72V73H167ZM174 72V71H173ZM173 72H172V74H173ZM182 72V71H181ZM180 72V73H181ZM194 72V71H193ZM200 72V71H199ZM207 72V71H206ZM239 72V71H238ZM255 72V71H254ZM257 72V71H256ZM18 73V72H17ZM68 73V74H69ZM82 73H84V71L82 72ZM87 74H88V72H86ZM96 73V72H95ZM99 73V72H98ZM113 73V72H112ZM119 73V72H118ZM129 73V72H128ZM133 73V72H132ZM140 73V74H141ZM166 73H165V75H166ZM182 73H184V72H182ZM186 73V72H185ZM189 73V72H188ZM197 73V72H196ZM203 73V72H202ZM209 73V72H208ZM218 73V72H217ZM227 73V72H226ZM233 73V72H232ZM251 73V72H250ZM250 73H249V77H250ZM67 74V75H68ZM70 74H72V72L70 73ZM75 74H77V73H75ZM75 74H72V75H75ZM92 74V73H91ZM104 74V73H103ZM111 74V73H110ZM110 74H108V75H110ZM126 73H124V75H125ZM129 74H131V73H129ZM139 74V73H138ZM143 74H145V73H143ZM147 74V73H146ZM155 74V73H154ZM158 74V73H157ZM163 74V73H162ZM170 74V73H169ZM168 74V75H169ZM195 74V73H194ZM198 74V73H197ZM252 74V73H251ZM264 74V73H263ZM44 75H47V78L45 77V80L43 79V77H44ZM82 75H86V74H82ZM105 75V74H104ZM132 75V74H131ZM150 74H148V76H149ZM156 75V74H155ZM159 75V74H158ZM161 75V74H160ZM164 75V76H165ZM187 75H189V74H187ZM186 75V76H187ZM192 74L190 73V76H191ZM203 75H204V73H203ZM202 75V76H203ZM209 75V74H208ZM227 75V74H226ZM230 75V74H229ZM244 75V74H243ZM246 75V74H245ZM259 75V74H258ZM262 75V74H261ZM63 76V75H62ZM75 76H77V75H75ZM74 76V77H75ZM79 76H81L80 74H79ZM83 76V77H84ZM88 76H90V75H88ZM92 76L94 77L95 75H93L92 74ZM103 76V75H102ZM120 76H122V74L120 75ZM137 76V75H136ZM174 76V75H173ZM177 76V75H176ZM193 76V75H192ZM191 76V77H192ZM232 76H234V75H232ZM97 77V76H96ZM104 77V76H103ZM114 77V76H113ZM116 77V76H115ZM137 77H140V76H137ZM153 77V76H152ZM170 77V76H169ZM175 77V76H174ZM179 77V76H178ZM183 77V76H182ZM187 77H189V76H187ZM190 77V78H191ZM211 77V76H210ZM237 77V76H236ZM256 77V76H255ZM261 77V76H260ZM116 78H118V77H116ZM126 78V77H125ZM133 78V77H132ZM164 78H167V75L164 77ZM189 78V79H190ZM224 78V77H223ZM230 79H232L231 77H229ZM234 78H235V76H234ZM243 78V77H242ZM253 78V77H252ZM251 78V79H252ZM70 79H73V78H70ZM69 78H68V80H70ZM77 78H75V80H76ZM79 79V78H78ZM85 79V78H84ZM96 79V78H95ZM95 79L93 80V81H95ZM98 79V78H97ZM96 79V80H97ZM109 79V78H108ZM155 79V78H154ZM161 79V78H160ZM192 79V78H191ZM200 79V78H199ZM204 79H206L205 77H204ZM208 79V78H207ZM212 79V78H211ZM243 79H245V77L243 78ZM250 79V80H251ZM106 80V79H105ZM104 80V81H105ZM119 80V79H118ZM122 80V79H121ZM156 80V79H155ZM163 80V79H162ZM174 80V79H173ZM180 80V79H179ZM188 80V79H187ZM193 80V79H192ZM197 80V79H196ZM227 80H228V78H227ZM226 79H225V81H227ZM250 80H248V81H250ZM253 80V79H252ZM251 80V81H252ZM257 80V79H256ZM259 80V79H258ZM45 81H48L49 82V84L48 85H50V88H51V91L52 92H50V93H52V94H50L49 92H47V91H43V92H40V93H38V92H34L35 91V89L37 88V87H35V86H41V85H43L44 84V82ZM77 81V80H76ZM84 81V80H83ZM103 81V80H102ZM127 81V80H126ZM125 81V82H126ZM136 81V80H135ZM158 81V80H157ZM178 81V80H177ZM202 81V80H201ZM200 81V82H201ZM204 82H206V80H203ZM208 81V80H207ZM211 80L209 79V82H210ZM263 81H264V78H263ZM20 82H25V85L27 84H29L30 85V88L27 90L26 88H27V86L26 87H24L25 88V90H23L22 88H20L19 86L21 85L22 86V83L20 84ZM69 82V81H68ZM71 82V81H70ZM74 82V81H73ZM86 82V81H85ZM110 82H112V81H110ZM116 82V81H115ZM124 82V83H125ZM128 82V81H127ZM168 82V81H167ZM186 82V81H185ZM232 82H234V81H232ZM260 82H261V80H260ZM72 83V82H71ZM75 83V82H74ZM87 83V82H86ZM85 83V84H86ZM90 83H93V82H90ZM102 83V82H101ZM113 83V82H112ZM129 83V82H128ZM135 83V82H134ZM170 83H172V82H170ZM170 83H168V84H170ZM175 83V82H174ZM180 83V82H179ZM195 83V82H194ZM207 83V82H206ZM212 83V82H211ZM231 83V82H230ZM242 83V82H241ZM244 83V82H243ZM250 83V82H249ZM252 84L253 83H255V82H251ZM259 83V82H258ZM262 83V82H261ZM75 84H78V83H75ZM80 85H83V84H81V82L79 83ZM105 84V83H104ZM126 84V83H125ZM135 84H137V89L139 90V91H141V92H147V90L153 85V87H154V85H158V84H155V83H153V80L152 79H150V78H139L138 79V81H137V83H135ZM167 84V83H166ZM201 84H202V82H201ZM200 84V85H201ZM246 84V83H245ZM28 85V86H29ZM46 86H47V83L45 84ZM92 85V84H91ZM97 85H99V84H97ZM106 85V84H105ZM121 85H122V83H121ZM177 85H178V83H177ZM198 85V84H197ZM212 86H213V84H211ZM232 85V84H231ZM230 85V86H231ZM235 86H236V84H234ZM247 85V84H246ZM264 85V84H263ZM262 85V86H263ZM32 86H34L35 87V89L34 88H31ZM73 86H74V84H73ZM76 86H78V85H76ZM90 86V85H89ZM100 86H102V85H100ZM167 86V85H166ZM171 86L172 85H170V87L169 88H171ZM184 86V85H183ZM238 86H239V84H238ZM248 86V85H247ZM259 86V85H258ZM72 87V86H71ZM86 87V86H85ZM88 87V86H87ZM110 87H111V85H110ZM135 87V86H134ZM149 87V88H148ZM152 87V88H153ZM156 87H158V86H156ZM156 87H154V88H156ZM181 87V86H180ZM192 87V86H191ZM197 87V86H196ZM201 87H204V86H200V87H198V89L199 88H201ZM215 87V86H214ZM217 87V86H216ZM48 89H49V87H47ZM83 88V87H82ZM82 88H80V89H82ZM93 88H95V87H92V89ZM99 88V86L97 87V89ZM103 88H104V86H103ZM115 88H117V86L115 85ZM119 88V87H118ZM120 88H124V86L122 87H120ZM119 88V89H120ZM131 88H132V86H131ZM154 88H153V90H154ZM160 88V87H159ZM185 88H186V84H185ZM188 88V87H187ZM204 88H206L207 89V87H204ZM204 88H202V90L204 89ZM210 88V87H209ZM237 88V87H236ZM253 88V87H252ZM251 88V89H252ZM47 89V90H48ZM69 89V90H68ZM72 89H74L73 87H72ZM79 89V88H78ZM111 89V88H110ZM125 89H126V86H125ZM133 89V88H132ZM132 89H130V92L132 91ZM182 89V88H181ZM195 89H197V88H195ZM229 89V88H228ZM241 89V88H240ZM245 89H246V87H245ZM258 89H261V87L260 88H258ZM257 89V90H258ZM32 90H33V92H32ZM37 90V89H36ZM42 90V89H41ZM45 90H46V88H45ZM83 90V89H82ZM101 90H102V88H101ZM118 90V89H117ZM178 90V89H177ZM185 90V89H184ZM187 90V89H186ZM236 90H238V88L236 89ZM263 90V89H262ZM90 91V90H89ZM96 91V90H95ZM106 91H107V88H106ZM105 91V92H106ZM109 91V90H108ZM111 91V90H110ZM109 91V92H110ZM116 91V90H115ZM119 91V90H118ZM126 91V90H125ZM133 91H134V89H133ZM152 91V90H151ZM158 91V90H157ZM157 91H155V92H151V95L149 96L150 97V99H152V101L154 100H157L156 98H159V93L157 92ZM165 91H168V89H166ZM174 91V90H173ZM201 91V90H200ZM212 91V90H211ZM211 91H209L210 93H211ZM229 91V90H228ZM239 91V90H238ZM245 91V90H244ZM244 91H242V92H244ZM254 91V90H253ZM256 91V90H255ZM71 92V91H70ZM83 92V91H82ZM84 92H85V90H84ZM94 92V91H93ZM93 92H91V95H92V93ZM99 92V91H98ZM101 92V91H100ZM112 92V91H111ZM123 93H124V90L122 91ZM136 92V91H135ZM134 92V94H138V92H136L135 93ZM150 92V91H149ZM149 92H147V93H149ZM170 92V91H169ZM183 92V91H182ZM187 92H188V90H187ZM207 92H208V89H207ZM216 92L218 93V91L216 90ZM221 92V91H220ZM237 92V91H236ZM235 92V90H234V93H236ZM242 92L240 93V94H242ZM252 92V91H251ZM49 93V94H48ZM79 93V92H78ZM77 93V94H78ZM108 93V92H107ZM142 93V94H143ZM168 93V92H167ZM174 93V92H173ZM184 93V92H183ZM200 93H202V92H200ZM203 93H204V91H203ZM202 93V94H203ZM215 93V92H214ZM213 93V94H214ZM216 93V94H217ZM228 93V92H227ZM246 93H248V92H246ZM254 93V92H253ZM252 93V94H253ZM260 93H261V90H260ZM73 94V95H74ZM87 94H89V93H87ZM100 94V93H99ZM101 94H103V93H101ZM112 94V93H111ZM120 94V93H119ZM144 94H146V93H144ZM150 94V93H149ZM172 94V93H171ZM192 94V93H191ZM193 94H196V91L193 93ZM201 94V95H202ZM208 94V93H207ZM237 94V93H236ZM235 94V95H236ZM239 94V95H240ZM245 94V93H244ZM252 94H251V96H252ZM255 94V93H254ZM258 94H259V91H258ZM262 95H263V93H261ZM115 95V94H114ZM117 95V94H116ZM123 95V94H122ZM130 95V94H129ZM133 95V94H132ZM166 95V94H165ZM186 95V94H185ZM184 95V96H185ZM188 95V94H187ZM200 95V96H201ZM238 95V96H239ZM243 95V94H242ZM248 95V94H247ZM261 95V96H262ZM88 96V95H87ZM90 96V95H89ZM93 96H94V94H93ZM128 96V95H127ZM126 96V97H127ZM135 96V95H134ZM144 96H146V95H144ZM180 96H182V95H180ZM196 96H198V95H196ZM211 96V95H210ZM230 96V95H229ZM232 96V95H231ZM237 96V95H236ZM245 96V95H244ZM255 96H257V95H255ZM85 97H86V95H85ZM109 97H113L112 95L110 96L109 95ZM124 97V96H123ZM129 97V96H128ZM137 97V96H136ZM139 97H141V96H139ZM148 96H147V98H145L144 99V97H143V104L145 105L146 103H147V105H148V103H149V105H150V99H148L149 98ZM163 97V96H162ZM161 97V98H162ZM172 97V96H171ZM173 97H175V96H173ZM177 97V96H176ZM175 97V98H176ZM189 97H190V95H189ZM223 97V96H222ZM247 97V96H246ZM254 97V96H253ZM259 97V96H258ZM97 98V97H96ZM100 98V97H99ZM125 98V97H124ZM135 98V97H134ZM134 98H133V100H134ZM165 98V97H164ZM166 98H167V96H166ZM185 98V97H184ZM194 98V97H193ZM199 98V97H198ZM207 98H209V96L207 97ZM228 98V97H227ZM237 98V97H236ZM241 98H242V96H241ZM248 98V97H247ZM82 99H83V96H82ZM90 99V98H89ZM94 99V98H93ZM102 99V98H101ZM109 99V101L111 100L112 102H113V104L114 103H120V102H122V104L121 105H123V101H121V96L119 97V96H114L112 99H110V98H108ZM107 99V100H108ZM129 99V98H128ZM177 99V98H176ZM233 99V98H232ZM231 98H230V100H232ZM245 99V98H244ZM250 99H251V97H250ZM84 100V99H83ZM92 100V99H91ZM142 100V99H141ZM162 100H164V99H161V101ZM178 100H179V98H178ZM187 100H189L190 101V99H187ZM193 100V99H192ZM222 100V99H221ZM221 100H219V101H221ZM226 100V99H225ZM230 100H228V101H230ZM237 100H238V98H237ZM252 100H254V99H252ZM258 100H260V99H258ZM94 100H92L91 102H89V103H92ZM98 101V100H97ZM104 101H105V99H104ZM136 101V100H135ZM138 101H140L139 100V98L137 99V102ZM153 101V102H154ZM160 100H159V102H158V100H157V102L158 103H160L161 102ZM175 101L177 102V100H174V103H175ZM184 101V100H183ZM196 101H198V100H196ZM227 101V102H228ZM233 101V100H232ZM231 101V102H232ZM234 101H236V100H234ZM255 101V100H254ZM261 101V100H260ZM83 102V101H82ZM141 102V101H140ZM164 102V101H163ZM162 102V103H163ZM186 101H184V103H185ZM191 102V101H190ZM80 103V102H79ZM84 103V102H83ZM87 103V102H86ZM89 103H87V104H89ZM96 103V102H95ZM98 103V102H97ZM124 103H126V102H124ZM128 103V102H127ZM139 103V102H138ZM157 103V104H158ZM161 103V104H162ZM167 103V102H166ZM233 103V102H232ZM254 103V102H253ZM261 103H263V102H261ZM38 104H39V107H37L38 106ZM74 104H73V106H74ZM82 104V103H81ZM98 104H101V101H99V103ZM97 104V105H98ZM103 104V103H102ZM105 104H106V102H105ZM109 104H112L111 102L109 103ZM134 104V103H133ZM142 104V105H143ZM153 104V103H152ZM160 104V105H161ZM180 104V103H179ZM178 104V105H179ZM200 104V103H199ZM204 104V103H203ZM212 104V103H211ZM223 104V103H222ZM240 104H243V103H240ZM250 104V103H249ZM255 104V103H254ZM84 106H85V104H83ZM91 105V104H90ZM129 105V104H128ZM130 105H131V102H130ZM141 105V104H140ZM140 105H139V107H140ZM146 105V106H147ZM153 105H155V104H153ZM174 105V104H173ZM181 105H183V104H181ZM201 105V104H200ZM220 105H221V103H220ZM259 105V104H258ZM261 105V104H260ZM92 106V105H91ZM90 106V107H91ZM100 107L102 106V105H99ZM105 106V105H104ZM115 106V105H114ZM116 106H117V104H116ZM127 106V105H126ZM157 106H159V104L157 105ZM172 106V105H171ZM227 106H229V105H227ZM251 107H252V105H250ZM77 107V106H76ZM75 107V108H76ZM88 107V105L86 106V108ZM96 107V106H95ZM123 107L125 108V106L123 105ZM123 107H121V108H123ZM139 107H137V108H139ZM152 106H150L148 109H150ZM155 107H156V105L153 107L154 109H155ZM166 107V106H165ZM170 107V106H169ZM169 107L167 108V110H169ZM208 107H209V105H208ZM210 107H211V105H210ZM222 107V106H221ZM70 108H71V106H70ZM79 108V107H78ZM85 108V107H84ZM92 108V107H91ZM99 108V107H98ZM102 108V107H101ZM101 108H99V110H101ZM111 108V107H110ZM114 108V107H113ZM117 108V107H116ZM120 108V109H121ZM123 108V109H124ZM136 108V109H137ZM162 108V107H161ZM172 108H173V106H172ZM172 108H170L171 110H172ZM203 108H204V106H203ZM212 108V107H211ZM214 108V107H213ZM217 108V107H216ZM226 108V107H225ZM233 108H235V107H233ZM236 108H238V107H236ZM259 108H260V106H259ZM81 109V108H80ZM79 109V110H80ZM97 109V108H96ZM108 109V108H107ZM112 109V108H111ZM129 109V108H128ZM130 109H132V108H130ZM134 109V108H133ZM132 109V110H133ZM140 109V108H139ZM163 109H164V106H163ZM166 109V108H165ZM192 109H194V107L192 108ZM196 109V108H195ZM215 109V108H214ZM227 109V108H226ZM230 110H231V108H229ZM228 109V110H229ZM246 109V108H245ZM249 109V108H248ZM72 110V109H71ZM75 110V109H74ZM77 110V109H76ZM79 110H77V111H79ZM85 110V109H84ZM84 110H82V111H84ZM105 110V111H104ZM109 110V109H108ZM114 110H116V109H114ZM131 110V112L133 113V111ZM156 110V109H155ZM209 110V109H208ZM208 110H206V111H208ZM219 110H221V109H219ZM229 110V111H230ZM240 110V109H239ZM249 110H251V109H249ZM73 111V110H72ZM92 111H93V109H92ZM94 111H95V109H94ZM97 111H98V109H97ZM102 111V110H101ZM101 111H98V112H100L101 113ZM104 111V112H103ZM103 113H105L106 114V109H104V107H103ZM128 111V110H127ZM126 111V112H127ZM130 111V110H129ZM135 112H136V110H134ZM139 111V110H138ZM136 112V113H139V112ZM151 111V110H150ZM150 111H144L145 113L146 112H149V113H152V112H150ZM157 111H160V109L159 110H157ZM200 111V110H199ZM198 111V112H199ZM205 110H203L202 112H204ZM210 111V110H209ZM214 111V110H213ZM232 111V110H231ZM230 111V112H231ZM236 111H238V109L236 110ZM243 111V110H242ZM247 111V110H246ZM98 112H93V113H96V116H94V117H96V119H97V113ZM124 112V111H123ZM168 112V111H167ZM175 112V111H174ZM188 112V111H187ZM195 112H197L196 110H195ZM201 112V111H200ZM201 112V113H202ZM212 112V111H211ZM217 112H218V109H217ZM216 112V113H217ZM249 112V111H248ZM255 112V111H254ZM258 112V111H257ZM256 112V113H257ZM72 113H75V112H72ZM71 113V116L72 115H74V114H72ZM79 113H80V111H79ZM78 113V114H79ZM84 113V112H83ZM87 113V112H86ZM90 113V112H89ZM99 113V114H100ZM113 112H110V114H112ZM127 113H130V112H127ZM127 113H126V115H127ZM144 113V116L143 117H145V115L146 114H148V113H146L145 114ZM200 113V114H201ZM227 113H229V112H227ZM238 113V112H237ZM237 113H236V115H237ZM250 113V112H249ZM248 113V114H249ZM85 114V113H84ZM88 114V113H87ZM134 114V113H133ZM169 114V113H168ZM189 115H187V116H190V113H188ZM199 114V113H198ZM203 114V113H202ZM223 114V113H222ZM226 114V113H225ZM240 114V113H239ZM245 114V113H244ZM258 114V113H257ZM262 113H260V115H261ZM76 115V114H75ZM92 114H90V116H91ZM107 115V114H106ZM113 115V114H112ZM120 115H122V114H120ZM162 115V114H161ZM169 115H171V114H169ZM177 115V114H176ZM193 116H190L189 118L190 119H192L193 121L192 122H194L195 123V126L197 127V130L199 129L200 130V132L198 131V134L200 135V133L202 134V135H204V133H207V128L206 127H204L203 125H202V121H201V119H203L202 118V116H205L204 114L201 116V119L196 115V113L195 114H192ZM221 115V114H220ZM233 115V114H232ZM242 115V114H241ZM70 116V117H71ZM82 116H84V115H82ZM87 116V115H86ZM93 116V115H92ZM91 116V121L92 120H94L95 118L94 117H92ZM118 116H119V114H118ZM134 116H135V114H134ZM137 116H138V114H137ZM148 116V115H147ZM151 116V115H150ZM154 116V115H153ZM163 116V115H162ZM175 116V115H174ZM207 116V115H206ZM212 116V115H211ZM216 116V115H215ZM215 116H213L212 118H215V119H217L218 118V116H219V114L215 117ZM223 116V115H222ZM240 116V115H239ZM238 116V117H239ZM247 116V115H246ZM73 117H75V116H73ZM80 117V116H79ZM101 117V116H100ZM108 117H109V115H108ZM113 117V120H116V117L113 115L112 116ZM120 117V116H119ZM130 117V116H129ZM140 117V116H139ZM138 117V118H139ZM160 117V116H159ZM158 117V118H159ZM186 117V116H185ZM249 117V116H248ZM76 118V117H75ZM82 118V117H81ZM84 119H85V117H83ZM94 118V119H93ZM102 118V117H101ZM110 118V117H109ZM125 118H127L128 119V117H125ZM130 118H132V115H131V117ZM135 118V117H134ZM138 118H137V120H138ZM175 118H176V116H175ZM184 118V117H183ZM207 118H209V116L208 117H206V119ZM223 118V117H222ZM224 118H226V117H224ZM231 118V117H230ZM251 118V117H250ZM255 118V117H254ZM257 118V117H256ZM71 119V118H70ZM90 119H89V121H90ZM100 119V118H99ZM121 119V118H120ZM122 119H123V117H122ZM121 119V120H122ZM136 119V118H135ZM147 119V118H146ZM145 119V120H146ZM153 119V118H152ZM152 119H150V120H152ZM155 119H157V118H155ZM163 119H165L164 117H163ZM168 119V118H167ZM172 119V122H173V119L174 118H171ZM219 119V118H218ZM249 119V118H248ZM248 119H245L244 120V127H250L251 126V120H248ZM77 120H79L78 118H77ZM76 120V121H77ZM110 120V119H109ZM126 120V119H125ZM144 120V119H143ZM144 120V121H145ZM148 120V119H147ZM160 120H162V119H160ZM210 119H208L207 121H209ZM238 120H241V118L239 119L238 118ZM67 121H70V120H67ZM80 121V120H79ZM87 121V120H86ZM88 121V122H89ZM108 121V120H107ZM112 121V120H111ZM110 121V122H111ZM118 121H120V120H118ZM123 121V120H122ZM131 121V120H130ZM133 121V120H132ZM142 121V120H141ZM179 121V120H178ZM190 121V120H189ZM203 121H204V119H203ZM206 121V120H205ZM204 121V122H205ZM222 121H223V119H222ZM230 121H231V119H230ZM230 121H226V123L227 122H230ZM252 121H254L253 119H252ZM263 121H264V119H263ZM263 121H260V123L261 122H263ZM73 122H74V120H73ZM83 122H85V121H83ZM87 122V123H88ZM104 122V121H103ZM102 122V123H103ZM113 122V121H112ZM117 122V121H116ZM127 122H128V120H127ZM154 122V121H153ZM165 122V121H164ZM167 122V121H166ZM169 123H170V119H169V121H168ZM171 122V123H172ZM176 122V121H175ZM191 122V123H192ZM211 122V121H210ZM215 122V121H214ZM224 122V121H223ZM76 124H77V122H75ZM75 123H70V125L72 124V127L71 126H69V125H67V126H69V127H71L70 129L71 130H73L74 131V129L76 130L80 125H82L81 123H79L80 125L76 128V125H75ZM105 123H107L106 121H105ZM109 123V122H108ZM120 123V122H119ZM123 123H124V121H123ZM146 123V122H145ZM168 123V124H169ZM170 123V124H171ZM190 123V124H191ZM213 123V122H212ZM239 123H240V121H239ZM88 124H90V123H88ZM87 124V125H88ZM113 124V123H112ZM122 124V123H121ZM128 124H131L129 127L127 126V128L130 130H127V131H129L130 132V134L131 135H133V136H135V138H136V142L138 143V145H139V147H142L143 145H144V142H145V138L146 137H151L152 135H151V132H152V129H151V127H153L152 125H149V124H147L146 125V127H144L145 129H143L142 130V128L143 127H140L141 128V132H136L135 131V124H132L131 122H129ZM154 124V123H153ZM158 124H159V122H158ZM165 124V123H164ZM163 124V125H164ZM205 124V123H204ZM219 124V123H218ZM234 125H236L235 123H233ZM78 125V124H77ZM86 125V126H87ZM118 125H120V124H118ZM124 125V124H123ZM179 125V124H178ZM191 125H193V124H191ZM203 127H202V126ZM209 125H210V123H209ZM212 125H217V124H212ZM224 125V124H223ZM223 125H221V126H218L217 127V130H220L221 131V129H222V126ZM243 125V124H242ZM264 125V124H263ZM73 126H74V129H72L73 128ZM85 126V127H86ZM89 126V125H88ZM87 126V127H88ZM103 124H101V122L100 123H96V122H94V127H93V129H92V132H94V134L96 135L95 137H98V138H103L106 134H108V133H104V130L103 129H105V128H103ZM122 126V125H121ZM124 126H126V125H124ZM140 126H141V124H140ZM161 126H162V124H161ZM169 126V125H168ZM173 126H174V123H173ZM177 126V125H176ZM195 126H194V128H195ZM207 126V125H206ZM81 127V126H80ZM84 127V126H83ZM83 127H81V129L83 128ZM84 127V128H85ZM87 127H86V129H87ZM113 127V126H112ZM111 127V128H112ZM116 127V126H115ZM160 127V126H159ZM166 127V126H165ZM211 127V126H210ZM224 127V126H223ZM251 127H253V126H251ZM125 128V127H124ZM126 128V129H127ZM163 128V127H162ZM212 128V127H211ZM240 128V127H239ZM263 128V127H262ZM80 129V128H79ZM78 129V130H79ZM86 129H85V132H86ZM115 129V128H114ZM208 129H209V127H208ZM225 129V128H224ZM228 129V128H227ZM233 129V128H232ZM237 131H238V126H237ZM235 129V130H236ZM77 130V131H78ZM88 130V129H87ZM108 130L109 129H107V132H108ZM121 130V129H120ZM124 130V129H123ZM194 130V129H193ZM196 130V131H197ZM216 130V129H215ZM214 130V131H215ZM250 130V129H249ZM68 131H70L69 129H68ZM72 131V132H73ZM83 131V130H82ZM109 131H111V130H109ZM115 132H116V129L114 130ZM125 131V130H124ZM126 131V132H127ZM157 131V130H156ZM186 131V130H185ZM195 131V130H194ZM211 131V130H210ZM213 131V132H214ZM225 131V130H224ZM236 131V132H237ZM241 131V130H240ZM264 131V130H263ZM72 132H69V133H72ZM90 132V131H89ZM122 132V131H121ZM174 132V131H173ZM212 132V131H211ZM218 132V131H217ZM244 132V131H243ZM81 133H84V132H81ZM112 133H113V128H112ZM112 133H110V134H112ZM120 133V132H119ZM124 133V132H123ZM153 133H154V130H153ZM152 133V134H153ZM192 133H194L193 131H192ZM209 133V132H208ZM215 133H216V131H215ZM222 132H220V134H221ZM223 133H225V135L227 134V132H223ZM234 133H235V131H234ZM245 133V132H244ZM244 133L242 134V135H244ZM256 133H257V130H256ZM262 133H264V132H262ZM73 134V133H72ZM88 134V133H87ZM90 134H92V133H90ZM103 134H105V135H103ZM210 134V133H209ZM212 134V133H211ZM233 134V133H232ZM237 134V133H236ZM235 134V135H236ZM74 135H75V133H74ZM89 135V134H88ZM120 135V134H119ZM130 135V136H131ZM154 135V134H153ZM168 135V134H167ZM173 135V134H172ZM175 135V134H174ZM190 135V134H189ZM192 135V134H191ZM195 135V134H194ZM197 135V134H196ZM199 135H197V136H199ZM214 135V134H213ZM217 135V134H216ZM218 135H219V133H218ZM218 135H217V137H218ZM225 135H223L224 137H223V139L225 138ZM240 135V134H239ZM239 135H237V136H239ZM242 135H240V136H242ZM69 136V135H68ZM72 136V135H71ZM71 136H69V138L71 137ZM77 136V135H76ZM79 136V135H78ZM77 136V137H78ZM81 137H82V135H80ZM91 135H89V137H90ZM94 136V135H93ZM110 136V135H109ZM130 136H129V138H130ZM155 136V135H154ZM180 136V135H179ZM201 136V135H200ZM211 136V135H210ZM229 136V135H228ZM247 136V135H246ZM84 137H86L85 135H84ZM88 137V136H87ZM112 137H114V136H112ZM117 138H118V136H116ZM115 137V138H116ZM120 137H121V135H120ZM194 137V136H193ZM203 137V136H202ZM212 137V136H211ZM222 137V136H221ZM235 137V136H234ZM250 137V136H249ZM93 138V137H92ZM111 138V137H110ZM115 138H112V140H114V141H110L109 140V142L111 143H113L114 142V144H116L115 143ZM125 138H128L127 136L126 137H124V139ZM153 138V137H152ZM155 138V137H154ZM171 138H173L172 136H171ZM177 138V137H176ZM189 137H187V139H188ZM197 138V137H196ZM229 138H231V137H229ZM229 138H228V140H229ZM242 138H243V136H242ZM241 138V139H242ZM245 138V137H244ZM248 138V137H247ZM75 141H74V140ZM81 139H83V138H81ZM81 139H79L78 141H81ZM88 139V138H87ZM90 139V138H89ZM96 139V138H95ZM108 139V138H107ZM147 139V138H146ZM151 139V138H150ZM175 139V138H174ZM223 139H221L222 141H223ZM227 139V138H226ZM83 140H85V138L83 139ZM98 140V139H97ZM100 140V139H99ZM120 140V139H119ZM123 140V139H122ZM128 140V139H127ZM126 140V141H127ZM170 140V139H169ZM168 140V141H169ZM179 140V139H178ZM181 140V139H180ZM200 140H202V139H200ZM203 140H204V138H203ZM208 140V139H207ZM207 140H206V142H207ZM209 140H211L210 138H209ZM218 140V139H217ZM231 140H232V138H231ZM239 140V139H238ZM263 140H264V138H263ZM77 141V142H78ZM88 141V140H87ZM105 141V139L104 140H102L101 142L103 143ZM125 141V142H126ZM132 140H130L129 141V143L131 142ZM135 141V140H134ZM146 141H148V140H146ZM184 141V144L186 143L185 141L186 140H183ZM188 141V140H187ZM230 141V140H229ZM234 141H236V139L234 140ZM244 141V140H243ZM250 141V140H249ZM254 141V140H253ZM253 141H251V144H252V142ZM82 142V141H81ZM84 142V141H83ZM100 142V141H99ZM98 142V143H99ZM107 142V141H106ZM136 142H134V143H136ZM149 142H150V140H149ZM152 142V141H151ZM155 142V141H154ZM175 142V141H174ZM195 142V141H194ZM193 142V143H194ZM205 142V141H204ZM214 142V141H213ZM213 142H211V143H213ZM216 142V141H215ZM227 142V141H226ZM231 142V141H230ZM69 144V147L67 146L68 144ZM86 143V142H85ZM85 143H83V144H85ZM88 143H89V141H88ZM92 141H91V146H92ZM101 143V146L103 145V144H105V142L102 144ZM108 143V142H107ZM111 143V144H112ZM120 143V142H119ZM118 143V144H119ZM122 143V142H121ZM177 144H179L180 143V141H179V143H178V141L176 142ZM219 143V142H218ZM234 143H236V142H234ZM240 143V142H239ZM245 143V142H244ZM257 142L255 141V143L253 144V145H251V144H249V143H245L246 144V146H245V148H244V154H245V159H248L249 160V163L251 162H253V163H255L256 161H258L259 159H260V157L262 156H264V146H262V147H259V148H257V144H256ZM90 144V143H89ZM89 144H87V145H89ZM95 144H96V142H95ZM113 144V145H114ZM123 144V143H122ZM122 144H121V146H122ZM130 144H132V143H130ZM176 144V145H177ZM181 144V143H180ZM189 144H190V142H189ZM195 144V143H194ZM208 144L210 145V143L208 142ZM222 144H223V142H222ZM231 143H229V145H230ZM242 144V143H241ZM256 144V145H255ZM86 145V146H87ZM96 145H98V144H96ZM106 145V144H105ZM108 145V144H107ZM134 145L135 144H133V147H134ZM191 145V144H190ZM202 145V144H201ZM207 145V144H206ZM208 145V146H209ZM215 145V144H214ZM225 145V144H224ZM79 146H80V143H79ZM81 146H82V144H81ZM90 146V147H91ZM95 146V145H94ZM104 146V145H103ZM120 146V145H119ZM127 146V145H126ZM156 146V145H155ZM178 146H181V145H178ZM186 146H187V143H186ZM185 146V147H186ZM228 146V145H227ZM231 146V145H230ZM232 146H233V144H232ZM256 146V147H255ZM90 147H88V148H90ZM96 147H99V146H96ZM95 147V148H96ZM109 147V146H108ZM113 147V146H112ZM130 147V146H129ZM139 147H135L136 149L137 148H139ZM189 147H192V146H189ZM195 147V146H194ZM203 147V146H202ZM211 147V146H210ZM229 147V146H228ZM238 147V146H237ZM241 148H242V146H240ZM86 148V147H85ZM102 148V147H101ZM107 148V147H106ZM115 148H117L116 146H115ZM126 148V147H125ZM124 148V149H125ZM131 148H132V146H131ZM135 148H133V150H135ZM147 149L149 148V147H146ZM156 148H157V146H156ZM171 148V147H170ZM179 148V147H178ZM180 148H182V147H180ZM198 148V147H197ZM215 148V147H214ZM217 148V147H216ZM220 148H221V146H220ZM240 148V149H241ZM83 149H84V147H83ZM93 149V148H92ZM98 149H100V148H98ZM97 149V151H99ZM110 149L111 150H113L111 147H110ZM110 149H109V151H110ZM122 149V148H121ZM141 149H143V148H141ZM155 149V148H154ZM172 149V148H171ZM192 149V148H191ZM194 149V148H193ZM199 149V148H198ZM219 149V148H218ZM224 149V148H223ZM221 150L220 152H216L217 151V149L215 150V152H216V157L220 154V153H222V152H224V150L226 149H224V150ZM228 149V148H227ZM233 149V148H232ZM232 149H230V150H232ZM62 150H64V149H62ZM86 150V149H85ZM84 150V151H85ZM91 150V149H90ZM102 150V149H101ZM116 150V149H115ZM127 151H128V149H126ZM168 150H170V149H168ZM175 149H173L172 151H174ZM181 150V149H180ZM200 150V149H199ZM209 151H210V148L208 149ZM234 150V152L236 151L235 150V148L233 149ZM242 150H243V148H242ZM89 151V150H88ZM103 151V150H102ZM114 151V150H113ZM121 151V150H120ZM125 151V150H124ZM125 152V153H128V152ZM130 151V153H132L131 152V150H129ZM137 151H140V150H137ZM142 151V150H141ZM147 151V150H146ZM176 151V150H175ZM185 151V150H184ZM183 151V152H184ZM186 151H187V149H186ZM185 151V152H186ZM196 151V150H195ZM207 150H205V152H206ZM208 151V152H209ZM99 152H101V151H99ZM106 151H104V153H105ZM112 152V151H111ZM122 152L123 151H121V152H118V153H120V154H118L117 152V155H116V158H112L111 159V161H113L112 163H111V165H109L110 167L111 166H117V164H118V162L121 160V155H122ZM135 152V151H134ZM143 152H144V149H143ZM153 152V151H152ZM180 152H182V151H180ZM182 152V153H183ZM184 152V153H185ZM189 152H191V151H189ZM192 152H193V150H192ZM198 152V151H197ZM199 152H201V151H199ZM204 152V153H205ZM210 152H212V151H210ZM215 152L213 151V153L211 154L210 153V158H214V157H211L212 155H215ZM228 152H230V151H228ZM234 152H232V153H234ZM238 152V151H237ZM88 153V152H87ZM90 153V152H89ZM97 153V152H96ZM108 153V152H107ZM124 153V152H123ZM129 153V154H130ZM136 153V152H135ZM145 153V152H144ZM154 153V152H153ZM177 153V152H176ZM91 155H90V157L92 156V153H90ZM109 154V153H108ZM111 154V153H110ZM128 154V155H129ZM150 154V153H149ZM180 154V153H179ZM186 154V153H185ZM189 154V153H188ZM194 154V153H193ZM243 154V155H244ZM97 155V154H96ZM99 155H100V153H99ZM101 155H102V153H101ZM105 155H106V153H105ZM125 155V154H124ZM124 155H123V157H124ZM140 155V154H139ZM139 155H138V158L136 159V160H138V159H140L141 157H139ZM150 155H152V154H150ZM157 155V153L155 154V156ZM170 155H171V157H172V154L170 153ZM170 155H169V157H170ZM176 155V154H175ZM190 155V154H189ZM202 155V154H201ZM200 155V156H201ZM205 155V154H204ZM238 156H239V154H237ZM241 155V154H240ZM107 156H109V155H107ZM115 156V155H114ZM112 154H111V157H114ZM131 156V155H130ZM135 156H136V154H135ZM154 156V157H155ZM198 156V155H197ZM199 156V158H201ZM226 156V155H225ZM229 156H230V154H229ZM90 157H89V159H90ZM94 156H92V158H93ZM103 157V156H102ZM105 157V156H104ZM103 157V158H104ZM127 157H129V156H127ZM133 157V156H132ZM151 157V156H150ZM158 157H159V155H158ZM170 157V158H171ZM174 157V156H173ZM190 157H192V155L190 156ZM205 157V156H204ZM88 158V157H87ZM102 158V159H103ZM108 157H106V158H104V159H107ZM135 158V157H134ZM153 157H151V159H152ZM195 158V155H194V157L193 158H191L192 160ZM206 158V157H205ZM227 158V157H226ZM233 158V157H232ZM235 158V157H234ZM234 158H233V160H228V163L230 162V163H232V161H234ZM237 158V157H236ZM94 159H96L95 157H94ZM101 159V160H102ZM103 159V161H104V164H105V161L106 160H104ZM109 159V158H108ZM120 159V160H119ZM127 159V158H126ZM133 159V158H132ZM131 159V160H132ZM181 159V158H180ZM190 158H187V160L186 161H189L187 164H190L191 162H190V160H191ZM196 159V158H195ZM194 159V160H195ZM204 159V158H203ZM207 159H209V156H208V158ZM216 159V158H215ZM221 159V158H220ZM222 159H223V156H222ZM221 159V160H222ZM244 159V160H245ZM92 160V159H91ZM98 160V159H97ZM100 160V161H101ZM128 160V159H127ZM154 160V159H153ZM158 159H156L155 161H157ZM160 160V159H159ZM197 160V159H196ZM195 160V161H196ZM199 160V159H198ZM220 160V161H221ZM243 160V161H244ZM247 160V161H248ZM84 161H86L87 162V160H85L84 159ZM83 161V163H85ZM89 161V160H88ZM95 161V160H94ZM108 161V160H107ZM125 161V160H124ZM139 161V160H138ZM143 161H145V160H143ZM150 161V160H149ZM162 161V160H161ZM172 161V160H171ZM195 161H193V163L195 162ZM212 161V160H211ZM217 161V160H216ZM219 161V162H220ZM224 161H225V159H224ZM236 161H237V159H236ZM146 163H147V161H145ZM158 162V161H157ZM156 162V163H157ZM178 162V161H177ZM181 162H183V161H181ZM202 162V161H201ZM209 162H210V159H209ZM218 162V163H219ZM222 162H223V160H222ZM221 162V163H222ZM239 162V161H238ZM240 162H242V161H240ZM259 162V161H258ZM31 164V167H29L30 169H28V167L27 166H29L30 164ZM94 163V162H93ZM108 163H109V161H108ZM120 164L121 163H123L122 161L121 162H119ZM128 163V162H127ZM135 163V162H134ZM137 163V162H136ZM180 163V162H179ZM196 163H198V161L196 162ZM206 163H208V162H206ZM212 163H213V161H212ZM215 163V162H214ZM224 163V162H223ZM227 163V164H228ZM248 163V162H247ZM248 163V164H249ZM261 163V162H260ZM259 163V164H260ZM32 164H34V165H32ZM70 164V165H69ZM90 164V163H89ZM96 164V163H95ZM98 164H100V163H98ZM110 164V163H109ZM133 164V163H132ZM150 164H152V163H150ZM174 163H172L171 165L172 166H176L177 165V163L176 164H174ZM185 164V163H184ZM210 164V163H209ZM82 165H84V164H82L81 163V166L80 167H82ZM97 165V164H96ZM137 165V164H136ZM153 165H154V162H153ZM157 165V164H156ZM170 165V166H171ZM191 165V164H190ZM197 165H199L198 167H200L201 165L200 164H197ZM215 165V164H214ZM213 164H212V166H214ZM220 165V164H219ZM218 165V166H219ZM224 165V164H223ZM261 165V164H260ZM85 166V165H84ZM83 166V167H84ZM88 166V165H87ZM99 166H103V164H101V165H99ZM127 166H128V164L126 165V167H125V169H123V167H122V169L124 170L123 171V173H125L126 171V168H127ZM152 166V165H151ZM179 166V165H178ZM177 166V167H178ZM193 166V165H192ZM196 166V165H195ZM206 166V168H207V165H205ZM233 166V165H232ZM240 166V165H239ZM251 167H252V165H250ZM262 166V165H261ZM82 167V168H83ZM89 167V166H88ZM91 167V166H90ZM107 167V166H106ZM109 167V168H110ZM118 168H120V166H117ZM148 167V166H147ZM155 167V166H154ZM185 167V165H183L182 164V167H180L181 169H180V176L182 177L183 176V172H184V169H186V168H188V167H186V168H184ZM215 167H217V165L215 166ZM214 167V168H215ZM219 167H221V166H219ZM228 167H231V166H228ZM235 167H237V166H235ZM256 167V166H255ZM264 167V166H263ZM79 168V167H78ZM91 168H95V167H91ZM90 168V169H91ZM105 168V167H104ZM108 168V167H107ZM108 168V169H109ZM116 167H114V169H115ZM140 168V167H139ZM142 168H143V166H142ZM145 168V167H144ZM143 168V169H144ZM155 168H157V166L155 167ZM171 168V167H170ZM189 168H191L190 166H189ZM205 168V167H204ZM210 168V167H209ZM213 168V169H214ZM222 168V167H221ZM224 168V167H223ZM227 168V167H226ZM238 168V167H237ZM240 169H241V167H239ZM238 168V169H239ZM85 169V168H84ZM84 169H82V171L84 170ZM108 169H105V170H108ZM113 169V171L114 172H116V170H114ZM121 169V168H120ZM120 169L118 170V171H120ZM128 169H129V167H128ZM152 169H153V167H152ZM158 169V168H157ZM173 169V168H172ZM194 169H196V168H194ZM194 169H192V170H194ZM201 168H199V170H200ZM208 169V168H207ZM212 169V168H211ZM212 169V170H213ZM215 169H217V168H215ZM225 169V168H224ZM228 169V168H227ZM237 169V170H238ZM252 169V168H251ZM256 169V168H255ZM263 169V168H262ZM72 170V169H71ZM87 170V169H86ZM85 170V171H86ZM104 170V171H105ZM130 170V169H129ZM135 170H137V169H135ZM139 170V169H138ZM146 170V169H145ZM145 170L143 171L145 174H146V172H145ZM156 170V169H155ZM154 170V171H155ZM179 170V169H178ZM188 170V169H187ZM190 170V169H189ZM191 170V171H192ZM229 170V169H228ZM232 170V168L230 169V171ZM245 170V169H244ZM248 171H249V169H247ZM254 170V169H253ZM260 170V169H259ZM77 171V170H76ZM81 172V168H80V170L78 169V172ZM99 171H100V169H99ZM104 171H103V173H104ZM117 171V172H118ZM131 171H133L132 169H131ZM130 171V173L131 174H133V172H131ZM176 171V170H175ZM174 171V172H175ZM196 171V170H195ZM200 171H203V169H201ZM204 171H206V170H204ZM218 171H220V170H217V172ZM224 171V170H223ZM239 171V170H238ZM257 171V170H256ZM260 171H262V170H260ZM77 172V173H78ZM88 172V171H87ZM110 172H112V169H110ZM128 172V171H127ZM126 172V173H127ZM136 172V171H135ZM155 172H157V173H159L158 172V170H156ZM162 172V171H161ZM171 172V171H170ZM173 171L170 173V174H173L174 173ZM189 172V171H188ZM187 172V173H188ZM214 172V171H213ZM212 172V173H213ZM222 172V171H221ZM237 172V171H236ZM242 172V171H241ZM74 173V172H73ZM95 173V172H94ZM121 173V172H120ZM122 173V174H123ZM150 173V172H149ZM153 173V172H152ZM156 173V174H157ZM191 173V172H190ZM200 173V172H199ZM205 175V177H206V173H208V172H203ZM210 173V172H209ZM215 173V172H214ZM229 173V172H228ZM231 173V172H230ZM238 173V172H237ZM240 173V172H239ZM254 173V172H253ZM256 173V172H255ZM258 173H260V172H258ZM76 174V173H75ZM74 174V175H75ZM80 174H82L83 175V172H81ZM86 173H84V175H85ZM98 174V173H97ZM113 174V173H112ZM114 174H116V173H114ZM128 174V173H127ZM137 174H140L139 172H137ZM142 174V173H141ZM156 174H154V175H156ZM176 174V173H175ZM175 174H173V175H175ZM189 174V173H188ZM188 174H187V176H188ZM194 174V173H193ZM192 173H191V176L193 175ZM225 174V173H224ZM227 174V173H226ZM77 175V174H76ZM81 175V176H82ZM96 175V174H95ZM95 175L93 176L94 178H95ZM108 175V174H107ZM117 175V174H116ZM115 175V176H116ZM121 175V174H120ZM129 175V174H128ZM150 175V174H149ZM158 175V174H157ZM177 175V174H176ZM176 175H175V177H176ZM190 175V174H189ZM198 175V174H197ZM218 175V174H217ZM233 175V174H232ZM239 175H241V174H238L237 176H239ZM244 175V174H243ZM249 175V174H248ZM80 175H79V177H81ZM85 176H87V175H85ZM112 176V175H111ZM114 176V175H113ZM130 176V175H129ZM128 176V177H129ZM132 176V175H131ZM130 176V177H131ZM146 176H148L147 174H146ZM179 176V177H180ZM191 176L189 177V178H191ZM201 176H203V174L201 173V175H200V177ZM219 176H221V175H219ZM259 176V175H258ZM77 177V176H76ZM97 177V176H96ZM102 177V176H101ZM105 178H108V177H106V176H104ZM120 177V176H119ZM127 177V176H126ZM129 177V178H130ZM134 177H136V176H134ZM138 177V176H137ZM158 177V176H157ZM184 177V176H183ZM196 178H197V176H195ZM199 177V176H198ZM213 177V176H212ZM218 177V176H217ZM222 177V176H221ZM224 177H225V175H224ZM227 177V176H226ZM240 177V176H239ZM248 177H250V176H247V178ZM257 177V176H256ZM264 177V176H263ZM85 178V177H84ZM92 178V177H91ZM91 178H90V180H91ZM118 178V177H117ZM145 178V177H144ZM149 178H150V176H149ZM153 178H155V177H153ZM170 178V177H169ZM220 178V177H219ZM233 178V177H232ZM79 179V178H78ZM115 179V178H114ZM126 179V178H125ZM134 180H135V178H133ZM147 179V178H146ZM181 179H183V178H181ZM181 179H180V181H181ZM188 179V178H187ZM192 179V178H191ZM190 179V180H191ZM195 179V178H194ZM199 179V178H198ZM212 179V178H211ZM210 179V180H211ZM224 179H226V178H224ZM250 179V178H249ZM252 179V178H251ZM80 180V179H79ZM82 180V179H81ZM87 180H89V179H87ZM96 180V179H95ZM102 180V179H101ZM105 179H103V181H104ZM109 180V179H108ZM113 180V179H112ZM116 180H119V178L118 179H116ZM121 180H123V179H120V181ZM127 180V179H126ZM125 180V181H126ZM138 180H140V178L138 179ZM144 180V179H143ZM143 180H140V181H143ZM174 179H172V181H173ZM203 179L201 178V181H202ZM208 180V179H207ZM213 180V179H212ZM219 180V179H218ZM227 180V179H226ZM98 181H99V179H98ZM106 181V180H105ZM113 181H115V180H113ZM137 181V180H136ZM153 181V180H152ZM171 181V182H172ZM177 181V180H176ZM176 181H174L173 183L175 184V182ZM201 181H200V183H201ZM214 181H215V179H214ZM239 181V180H238ZM242 181V180H241ZM253 181H255V180H253ZM112 182V181H111ZM122 182H124V181H122ZM122 182H121V184H122ZM127 182V184H128V182H130V181H126ZM133 182H135V181H131L130 183H133ZM187 182V181H186ZM191 182V181H190ZM189 182V183H190ZM195 181L193 180V182L192 183H194ZM197 182V181H196ZM195 182V183H196ZM203 182H204V180H203ZM223 182V181H222ZM237 182V181H236ZM243 182V181H242ZM77 183V182H76ZM86 183H87V181H86ZM90 183H92V181L90 182ZM105 183V184H104ZM115 182H113V184H114ZM120 183V182H119ZM142 183H144V182H142ZM145 183H146V180H145ZM172 183V184H173ZM188 183V182H187ZM187 183H186V185H184V186H186V187H188L187 186ZM188 183V184H189ZM198 183V182H197ZM205 183H206V181H205ZM216 183V182H215ZM256 183V182H255ZM255 183H253V184H255ZM93 184H95V186H93L94 187V192H96V194L97 195H104V194H107L108 193V191H106L107 189H108V187L106 186V184L107 185H109L110 183L109 182H95V183H93ZM112 184V183H111ZM124 184H125V182H124ZM123 184V185H124ZM134 184V183H133ZM191 184V183H190ZM207 184H209V183H207ZM212 184V183H211ZM218 184V183H217ZM223 184V183H222ZM251 184V183H250ZM259 184V183H258ZM21 185V184H20ZM83 185V184H82ZM88 185V184H87ZM115 185V184H114ZM119 185V184H118ZM138 186H139V184H137ZM140 185H142V184H140ZM169 185V184H168ZM178 185V184H177ZM180 185V184H179ZM179 185H178V188H179ZM182 185V184H181ZM180 185V186H181ZM192 185V184H191ZM195 185V184H194ZM203 185V184H202ZM231 185V184H230ZM234 185L235 184H233V187H234ZM241 185V184H240ZM240 185H239V187H240ZM23 186V185H22ZM25 186V187H26ZM112 185H110V187H109V189L111 190V188H113V187H115V186H113V187H111ZM175 186V185H174ZM198 186V185H197ZM211 186H213V185H211ZM246 186H248V184L246 185ZM256 186L258 187V185L256 184ZM19 187V186H18ZM25 187H24V189H25ZM116 187H117V184H116ZM121 187H122V185H121ZM130 187V186H129ZM128 187V188H129ZM165 187V186H164ZM201 187H203V186H201ZM232 187V186H231ZM230 187V188H231ZM242 188H243V186H241ZM20 188H23V187H20ZM83 188H84V190H85V188H86V186L85 185H83ZM107 188V189H106ZM127 188V187H126ZM125 188V189H126ZM127 188V189H128ZM131 188V187H130ZM129 188V189H130ZM171 188V187H170ZM170 188H169V190H170ZM191 188V187H190ZM205 188H208V187H205ZM229 188V189H230ZM247 188V187H246ZM252 188H253V186H252ZM260 188H262V187H260ZM23 189V190H24ZM27 189V188H26ZM88 189H89V185H88ZM123 189V188H122ZM125 189H123L125 192L127 191V190H125ZM134 190H135V188H133ZM133 189H131V190H133ZM140 189V188H139ZM138 189V190H139ZM165 189V188H164ZM173 189H176V190H178L177 188H173ZM187 189V188H186ZM203 189V188H202ZM209 189H211V188H209ZM232 189V188H231ZM255 189V188H254ZM263 189V188H262ZM261 189V190H262ZM17 191H14V194H15V192L17 193V192H20V191H18V189H16ZM83 190V191H84ZM92 190V189H91ZM113 190V192H115L114 190V188L112 189ZM116 190H119L118 188H116ZM121 190V189H120ZM122 190V192L124 193V191ZM133 190V191H134ZM168 190V189H167ZM181 190V189H180ZM184 190V188H182V191ZM192 190V189H191ZM259 190V189H258ZM24 191H26V190H24ZM23 191V192H24ZM86 191H87V189H86ZM86 191L84 192V193H86ZM129 191V190H128ZM190 191V190H189ZM197 191V190H196ZM264 191V190H263ZM90 192V191H89ZM110 192V191H109ZM112 192V191H111ZM117 192V191H116ZM115 192V193H116ZM139 192H142L141 190L139 191ZM164 192V191H163ZM174 192V191H173ZM184 193H185V191H183ZM214 192V191H213ZM253 192V191H252ZM22 193V192H21ZM81 193H83V192H81ZM118 193V192H117ZM116 193V194H117ZM134 193H136V191L134 192ZM137 193H138V191H137ZM135 194V195H138V194ZM155 193V192H154ZM157 193V192H156ZM162 193V192H161ZM165 193V192H164ZM203 193V192H202ZM247 193V192H246ZM255 193V192H254ZM23 194V193H22ZM92 194V193H91ZM95 194V193H94ZM120 195H121V193H119ZM127 194V193H126ZM128 194H130L129 192H128ZM140 194V193H139ZM160 194V193H159ZM173 194V193H172ZM198 194V193H197ZM203 194H205V193H203ZM13 195V194H12ZM16 195V194H15ZM82 195V194H81ZM85 195V194H84ZM87 196L89 195L88 194V192H87V194H86ZM85 195V196H86ZM111 195V194H110ZM112 195H114V193H112ZM111 195V196H112ZM134 195V194H133ZM141 195V194H140ZM140 195L139 196H134V197H140ZM152 195H155V194H152ZM187 195V194H186ZM194 195V194H193ZM206 195L208 196V194L206 193ZM205 195V196H206ZM222 195V194H221ZM262 195V194H261ZM19 196H21V195H19ZM19 196H17V197H19ZM131 196V195H130ZM160 196V195H159ZM158 196V197H159ZM164 196V195H163ZM166 196V195H165ZM201 196V195H200ZM206 196V197H207ZM210 196V195H209ZM260 196V195H259ZM12 197V196H11ZM15 197V196H14ZM17 197H15V198H17ZM84 197V196H83ZM91 197H93V195L91 196ZM95 197V196H94ZM110 197V196H109ZM123 197H125L124 195H123ZM127 197V196H126ZM142 197V196H141ZM140 197V198H141ZM153 197H155V196H153ZM162 197V196H161ZM160 197V198H161ZM171 197H172V195H171ZM176 197V196H175ZM174 197V198H175ZM203 197V196H202ZM205 197V198H206ZM262 197V196H261ZM13 198V197H12ZM77 197H75V199H76ZM84 198H86V197H84ZM112 198V197H111ZM115 198H116V195H115ZM115 198H114V200H115ZM119 198V197H118ZM118 198H116L117 200H119ZM122 198V197H121ZM177 198H178V196H177ZM187 198V197H186ZM210 198V197H209ZM255 198V197H254ZM254 198H252V199H254ZM259 197H257V199H258ZM79 199H80V197H79ZM83 199V198H82ZM87 199V198H86ZM89 199V198H88ZM87 199V200H88ZM95 199V198H94ZM98 199H100V198H98ZM102 199V198H101ZM110 199V198H109ZM125 199H127V198H125ZM125 199L123 200V201H125ZM130 199V198H129ZM134 199V198H133ZM152 199V198H151ZM196 199V198H195ZM249 199V198H248ZM251 199V198H250ZM14 200H16V199H13V201ZM19 200H20V197H19ZM77 200V199H76ZM91 200V199H90ZM90 200L89 201H86V202H90ZM122 200V199H121ZM131 200V199H130ZM129 200V202H131ZM137 201H139L138 199H136ZM135 200V201H136ZM142 200V199H141ZM157 200H158V198H157ZM166 199H164L163 200V202L164 203H166V201H165ZM181 200V199H180ZM184 200V199H183ZM24 201V200H23ZM25 201V202H26ZM69 201H70V199H69ZM73 201V200H72ZM96 201H98V203H100L99 202V200H96ZM105 201H106V199H105ZM111 202L113 201L112 199L110 200ZM116 201V200H115ZM161 201V200H160ZM187 201V200H186ZM185 201V202H186ZM194 201V200H193ZM215 201V200H214ZM249 201V200H248ZM252 201H254V200H252ZM19 202V201H18ZM44 202H48V201H44ZM64 202V203H63ZM80 202V201H79ZM92 202V201H91ZM94 202V201H93ZM92 202V203H93ZM102 202V201H101ZM122 202V201H121ZM134 202V201H133ZM141 202V201H140ZM143 202V201H142ZM145 202V201H144ZM170 202V201H169ZM168 201H167V203H169ZM175 202V201H174ZM187 202H189V200L187 201ZM196 201H194L193 203H195ZM198 203H199V200L197 201ZM196 202V203H197ZM220 202V201H219ZM251 202V201H250ZM259 202V201H258ZM14 203H17V202H14ZM24 203V202H23ZM29 203V202H28ZM55 203H57L56 204V206H54L55 205ZM73 202H70V204H72ZM114 203V202H113ZM118 203H120V202H118ZM117 202H116V204H118ZM124 202H122V204H123ZM132 203V202H131ZM156 203V202H155ZM159 203V202H158ZM162 203V202H161ZM160 203V204H161ZM193 203L192 204H190L189 206L191 207V205H193ZM84 204V203H83ZM93 204H95V202L93 203ZM103 204H107V202H105V203H103ZM109 204V203H108ZM121 204V203H120ZM126 205H127V203H125ZM135 204V203H134ZM138 204H140V203H138ZM157 204V203H156ZM170 204H172L171 202L169 203V205ZM189 204V203H188ZM244 204V203H243ZM246 204H248V203H246ZM249 204H251V203H249ZM256 204V203H255ZM14 205V204H13ZM12 205V206H13ZM27 203H26V206H29ZM119 205V204H118ZM130 205V204H129ZM133 205V204H132ZM137 205V204H136ZM184 205V204H183ZM195 205V209H196V205L197 204H194ZM199 205V204H198ZM18 205H15V208L17 207ZM58 206V207H59ZM77 206V205H76ZM92 206V205H91ZM106 206V205H105ZM111 206V205H110ZM121 206V205H120ZM120 206L118 207V208H120ZM124 206V205H123ZM122 206V207H123ZM131 206V205H130ZM161 206V205H160ZM164 206V205H163ZM6 207V208H5ZM19 207V206H18ZM63 207H65V206H63ZM82 207V206H81ZM87 207V206H86ZM90 207V206H89ZM97 207H99V204H98V206ZM96 207V209H98ZM104 207V206H103ZM125 207V206H124ZM133 207V206H132ZM140 207V206H139ZM149 207V206H148ZM159 207V206H158ZM167 207V206H166ZM187 207V206H186ZM258 207V206H257ZM13 208H14V206H13ZM12 208V209H13ZM20 208V207H19ZM25 207L23 206V209H24ZM31 208H29V209H31ZM60 208V207H59ZM59 208H57V209H59ZM73 208V207H72ZM95 208V207H94ZM101 207H99V210H101L100 209ZM106 208V207H105ZM117 208V207H116ZM152 208V207H151ZM150 208V209H151ZM154 208L155 207H153V210H154ZM165 208V207H164ZM9 209V208H8ZM7 209V210H8ZM11 209V210H12ZM26 209V208H25ZM61 209H63V208H61ZM85 209V208H84ZM107 209V208H106ZM137 209H139V208H137ZM144 209V208H143ZM147 209V208H146ZM149 209V208H148ZM149 209V210H150ZM156 209H157V207H156ZM161 209V208H160ZM163 209V208H162ZM161 209V211H164V210H162ZM166 210H167V208H165ZM176 209V208H175ZM183 209V208H182ZM186 209V208H185ZM191 209V208H190ZM193 209V208H192ZM232 209V208H231ZM10 210V209H9ZM17 210H18V208H17ZM16 210V211H17ZM20 210H21V208H20ZM71 210H73V209H71ZM70 210V211H71ZM75 210H76V208H75ZM87 210V209H86ZM89 210V209H88ZM93 210V209H92ZM99 210H98V212H99ZM113 211H114V209H112ZM121 210V208L119 209V211ZM148 210V211H149ZM170 210V209H169ZM189 209H187L186 211H188ZM215 210V209H214ZM238 210V209H237ZM15 211V210H14ZM21 211H23V210H21ZM55 211H57V210H55ZM76 211H78V209L76 210ZM90 211H91V208H90ZM106 211V210H105ZM117 211V210H116ZM122 211V210H121ZM145 211V210H144ZM155 211V210H154ZM157 211V210H156ZM155 211V212H156ZM158 211H159V209H158ZM190 211V210H189ZM228 211V210H227ZM13 212V211H12ZM18 212V211H17ZM31 212V211H30ZM30 212H29V214H30ZM38 213H39V211H37ZM72 212V211H71ZM71 212H69V213H71ZM92 212V211H91ZM102 212H103V209H102ZM108 212H109V209H108ZM110 212H111V210H110ZM110 212H109V214H110ZM140 212V211H139ZM151 212V211H150ZM193 212H194V210H193ZM213 212V211H212ZM220 212V211H219ZM232 212V211H231ZM241 212H243V211H241ZM6 213H7V211H6ZM24 213H26V212H24ZM34 213H36V212H32V214H34ZM38 213H36V214H38ZM56 213V212H55ZM59 213V212H58ZM68 213V212H67ZM74 213H76V212H74ZM73 213V214H74ZM83 213V212H82ZM86 213V212H85ZM90 213V212H89ZM104 213V212H103ZM119 213V212H118ZM122 213V212H121ZM142 213H143V211H142ZM211 213V212H210ZM214 213V212H213ZM230 213V212H229ZM244 213H246V212H243V214ZM28 214V213H27ZM31 214V215H32ZM63 214H65V213H63ZM62 213L60 214H58V216L60 215V217H61V215H63ZM98 214V213H97ZM100 214H101V212H100ZM116 214V213H115ZM141 214V213H140ZM147 214V213H146ZM205 214V213H204ZM207 214H209V213H206L205 215H207ZM218 214V213H217ZM19 215V214H18ZM21 215V214H20ZM39 215V214H38ZM66 215V214H65ZM71 215V214H70ZM75 215H77V214H75ZM90 215V214H89ZM92 215V214H91ZM94 215V214H93ZM92 215V216H93ZM99 215V214H98ZM111 215V214H110ZM138 215V214H137ZM145 215V214H144ZM204 215V216H205ZM241 215V214H240ZM239 215V216H240ZM40 216V215H39ZM39 216H37V217H39ZM42 216V215H41ZM67 216V215H66ZM88 216V215H87ZM96 216V215H95ZM105 216V215H104ZM109 216V215H108ZM113 216V215H112ZM118 216H120V215H118ZM122 216V215H121ZM120 216V217H121ZM142 216V215H141ZM199 216V215H198ZM222 216V215H221ZM225 216V215H224ZM245 216V215H244ZM244 216H241V217H244ZM26 218L28 217V216H25ZM37 217H36V219H37ZM52 217H53V215H52ZM56 217V216H55ZM65 217V216H64ZM89 217V216H88ZM91 217V216H90ZM98 217V216H97ZM100 217V216H99ZM101 217H103V215L101 216ZM110 217V216H109ZM114 218H116V216L114 215L113 216ZM171 217V216H170ZM215 217V216H214ZM231 217V216H230ZM229 217V218H230ZM35 218V217H34ZM57 218V217H56ZM70 218V217H69ZM68 218V219H69ZM74 218H76V217H74ZM79 218V217H78ZM87 218V217H86ZM104 218V217H103ZM135 218V217H134ZM133 218V219H134ZM143 218V217H142ZM141 218V219H142ZM177 218V217H176ZM225 218V217H224ZM7 219V218H6ZM60 219V218H59ZM77 219V218H76ZM95 219V218H94ZM106 219V218H105ZM108 219V218H107ZM106 219V220H107ZM110 219V218H109ZM111 219H113V218H111ZM110 219V220H111ZM139 219H140V217H139ZM144 219V218H143ZM142 219V220H143ZM197 219V218H196ZM212 219H213V217H212ZM215 219V218H214ZM231 219V218H230ZM234 218H232L231 220H233ZM239 219H241V218H239ZM8 220V219H7ZM9 220H11V219H9ZM8 220V221H9ZM25 220V219H24ZM24 220L21 222V223H23L24 222ZM28 220V219H27ZM40 220V219H39ZM51 220H53L52 218H51ZM56 220V219H55ZM54 220V221H55ZM74 220V219H73ZM79 220V219H78ZM85 220V219H84ZM86 220H88V218L86 219ZM97 220V219H96ZM116 220H118V219H116ZM137 219H135V221H136ZM158 220V219H157ZM181 219H179V221H180ZM188 220V219H187ZM192 221H193V219H191ZM208 220H209V218H208ZM217 220H218V217H217ZM226 221H227V218L225 219ZM32 222H33V220H31ZM53 221V222H54ZM69 222H70V219L68 220ZM67 221V222H68ZM103 221V220H102ZM115 223H116V221L115 220H113ZM112 221V222H113ZM120 221V220H119ZM132 221H134V220H132ZM138 221H141V220H137L136 222H138ZM144 221V220H143ZM171 221V220H170ZM175 221V220H174ZM177 221V220H176ZM173 222V223H177V224H180V223H178V221L177 222ZM182 221H184V222H186L185 220H183L182 219ZM189 221V220H188ZM198 221H199V219H198ZM210 221V220H209ZM225 221V222H226ZM240 221V220H239ZM29 222V221H28ZM27 222V223H28ZM31 222V223H32ZM40 222V221H39ZM66 222V221H65ZM72 222V221H71ZM79 222V221H78ZM85 223H87V221H84ZM83 222V223H84ZM89 222V221H88ZM104 222V225H105V221H103ZM111 222V223H112ZM121 222V221H120ZM146 222V221H145ZM155 222V221H154ZM161 222H163V223H167V222H164V221H161ZM184 222H183V224H184ZM200 222V221H199ZM213 222H215V220L213 221ZM212 222V223H213ZM224 222V223H225ZM10 223V222H9ZM42 223V222H41ZM47 223H50V221H47ZM56 223V222H55ZM58 223H59V221H58ZM60 223H62V222H60ZM75 223V222H74ZM74 223H73V225H74ZM115 223H112V224H115ZM134 223V222H133ZM141 223H142V221H141ZM182 223V222H181ZM188 223V222H187ZM193 223V222H192ZM202 223V222H201ZM208 223V222H207ZM221 223V222H220ZM219 223V224H220ZM231 223V222H230ZM235 223V222H234ZM239 223H241V221L239 222ZM34 225H35V223H33ZM32 224V225H33ZM43 224V223H42ZM71 224V223H70ZM90 223H88V225H89ZM103 224V223H102ZM120 224V223H119ZM138 224V223H137ZM140 224V223H139ZM143 224H145L144 222H143ZM182 224V225H183ZM195 224V223H194ZM197 224V223H196ZM199 224V223H198ZM217 224V223H216ZM215 224V225H216ZM226 224V223H225ZM237 224H238V222H237ZM9 225V224H8ZM16 225V224H15ZM38 225V224H37ZM51 225H52V223H51ZM55 225V224H54ZM68 225V224H67ZM76 225V224H75ZM80 225V224H79ZM125 225V224H124ZM149 225V224H148ZM148 225H146V227L148 226ZM174 225V224H173ZM176 225V224H175ZM192 225V224H191ZM223 225V224H222ZM229 225V224H228ZM232 225H234V224H232ZM239 225V224H238ZM48 226V225H47ZM60 226V225H59ZM58 226V227H59ZM62 227H60V229L61 228H63V229H65V227H63V225H61ZM71 226V225H70ZM87 225H85V227H86ZM103 226V225H102ZM113 226V225H112ZM112 226H110V227H112ZM133 226V225H132ZM143 226V225H142ZM153 226V225H152ZM156 226V225H155ZM155 226H153V227H155ZM193 226V225H192ZM197 226V225H196ZM201 226V225H200ZM210 226V225H209ZM220 226H221V224H220ZM226 226H227V224H226ZM231 226V225H230ZM236 226V224L234 225V227ZM9 227V226H8ZM38 226H31V227H29L27 230V233H25V235H27L25 238H24V234H22L21 235V233L23 232H21L20 234L18 233V231L16 230V231H14V232H12L13 231V229L11 230V229H9V232L7 231V236H6V239H8L9 241H10V243L11 242H14L15 240H16V238L18 237V234L19 235H21L20 236V238H21V240H24L25 239V241L23 242H21L22 244H24V247L26 246V248H28L27 246L30 244V243H33V241L35 240V237H37L36 235L38 234V233H40V232H38L37 230H38V228H37ZM72 227H74L75 228V226H72ZM81 227H83L82 226V224H81ZM81 227H80V229H81ZM106 227V226H105ZM113 227H115V226H113ZM151 227V226H150ZM149 226H148V228H150ZM172 227L173 226H168V228H170V229H168L167 227V229L168 230H171L172 229ZM175 227V226H174ZM177 227V226H176ZM182 227V226H181ZM184 227V226H183ZM185 227H187V226H185ZM5 228H7V225H6V227ZM11 228V227H10ZM40 228L41 227H39V230H40ZM42 228H44V226L42 227ZM41 228V229H42ZM103 228V227H102ZM152 228V227H151ZM156 228V227H155ZM155 228H154V230H155ZM178 228V227H177ZM233 228V227H232ZM262 228V227H261ZM47 229V228H46ZM53 229H54V227H53ZM67 229V228H66ZM68 229H70V228H68ZM72 229V228H71ZM75 229H77V228H75ZM74 229V230H75ZM79 229V230H80ZM108 229H110V228H108ZM132 229V228H131ZM136 228H134L132 231H134ZM157 229H160L159 227L157 228ZM163 229H165V228H163ZM166 229V230H167ZM176 229V228H175ZM174 229V230H175ZM181 229V228H180ZM186 229V228H185ZM184 229V230H185ZM199 229H202V228H199ZM211 229V228H210ZM213 229H217V228H213ZM230 229V228H229ZM237 229V228H236ZM8 230V229H7ZM22 230V229H21ZM24 230V229H23ZM56 230V229H55ZM59 230V229H58ZM58 230H57V232H58ZM73 230V229H72ZM82 230H84L83 228H82ZM125 230V229H124ZM129 229H127V231H128ZM138 230H140V229H138ZM150 230H152V229H150ZM161 230H162V228H161ZM219 230V229H218ZM223 230V229H222ZM46 231V230H45ZM88 231V230H87ZM137 231V230H136ZM146 231H147V229H146ZM172 231V230H171ZM181 231V230H180ZM186 232L188 231V229L187 230H185ZM202 231V230H201ZM206 231V230H205ZM208 231V230H207ZM213 231H215V230H213ZM217 231V230H216ZM224 231V230H223ZM264 231V230H263ZM25 232H26V230H25ZM51 232H53V231H51ZM51 232H49V234L51 233ZM69 232V231H68ZM73 232V231H72ZM121 232V231H120ZM141 232H144V231H141ZM150 232H152V231H150ZM162 232H163V230H162ZM182 232V231H181ZM199 232V231H198ZM47 233V232H46ZM62 233V232H61ZM60 233V234H61ZM71 233V232H70ZM80 233H81V231H80ZM78 234V236L77 237H74V238H83V234ZM87 233V232H86ZM138 233V232H137ZM145 233V232H144ZM149 235H150V233H149V230H148V232H147ZM154 233H158V230L156 231H154ZM159 233H161V231H159ZM167 233H169V232H167ZM176 233V232H175ZM188 233V232H187ZM190 233V232H189ZM194 233V232H193ZM201 233V232H200ZM199 233V234H200ZM205 233V232H204ZM212 233V232H211ZM224 233V232H223ZM229 233H230V231H229ZM40 234H43V232L42 233H40ZM48 234V233H47ZM66 233H64V235H63V237L64 236H66L65 235ZM92 234V233H91ZM122 233H120V235H121ZM126 234V233H125ZM124 234V235H125ZM152 234H153V232H152ZM151 234V235H152ZM203 234V233H202ZM206 234L207 233H205V236H206ZM226 234H227V232H226ZM225 234V235H226ZM259 234V233H258ZM257 234V235H258ZM45 235V234H44ZM55 235V234H54ZM67 235H69V234H67ZM75 235V234H74ZM73 235V236H74ZM123 235V236H124ZM127 235H128V233H127ZM137 235H140V233L139 234H137ZM137 235H136V237H137ZM158 235V234H157ZM160 235H162V236H165V235H163V233L162 234H160ZM159 235V236H160ZM173 235V234H172ZM179 235V234H178ZM194 235V234H193ZM198 235V234H197ZM201 235V234H200ZM214 235H216V233L214 232ZM255 235V234H254ZM261 235V234H260ZM46 236V235H45ZM48 236V235H47ZM50 236H51V234H50ZM60 236V235H59ZM58 236V237H59ZM70 236V235H69ZM118 236V235H117ZM131 236H133V234L131 235ZM141 236V235H140ZM140 236H138L139 238H140ZM144 236H147V235H144ZM160 237V239L162 238V240H163V237ZM170 236V235H169ZM175 236H177V235H175ZM174 236V237H175ZM189 236V235H188ZM199 236V235H198ZM208 236H210V235H207V237ZM212 236V235H211ZM217 236V235H216ZM57 237V238H58ZM63 237H60V239L62 240V242H63ZM67 238L66 239H68L69 237L68 236H66ZM87 237V236H86ZM98 237V236H97ZM122 237V236H121ZM125 237H127V236H125ZM135 237V236H134ZM133 237V238H134ZM143 237V236H142ZM147 237H150V236H147ZM151 237H153V236H151ZM154 237H155V235H154ZM191 237V236H190ZM189 237V238H190ZM204 237V236H203ZM213 237V236H212ZM229 237V236H228ZM262 239L260 240V243L258 242H255V240H257L258 238H260V237H258L257 236V239H255V240H253V242H255L256 244H259V245H256V246H258V248H256V246H255V248H256V250H257V252H259V251H264V235H262ZM47 238V237H46ZM51 238V237H50ZM73 238V237H72ZM89 238V237H88ZM133 238H131V239H133ZM158 238V237H157ZM166 238V237H165ZM188 238V237H187ZM200 238V237H199ZM211 238V237H210ZM232 238V237H231ZM5 239V240H6ZM18 239V238H17ZM38 239V238H37ZM54 239V238H53ZM127 239V238H126ZM129 239V238H128ZM127 239V240H128ZM137 239V238H136ZM149 239V238H148ZM148 239H146V240H148ZM152 239H154V238H152ZM159 239V238H158ZM185 239V238H184ZM194 239V238H193ZM201 239H204V238H201ZM201 239L199 240V242L201 241ZM209 239V238H208ZM216 239V238H215ZM222 239V238H221ZM7 240V241H8ZM19 240V239H18ZM17 240V241H18ZM20 240V241H21ZM72 240V239H71ZM81 240V239H80ZM79 240V241H80ZM83 240V239H82ZM81 240V241H82ZM90 240V239H89ZM105 240V239H104ZM117 240V239H116ZM115 240V241H116ZM121 240H122V238H121ZM139 240V239H138ZM155 240H156V238H155ZM172 240V239H171ZM173 240H175V238L173 239ZM176 240H178V239H176ZM183 240V239H182ZM190 240H192V239H190ZM195 242H197V240H198V238L196 239L195 238ZM204 240H207L206 238L204 239ZM212 240H214V238L212 239ZM218 240V239H217ZM220 240V239H219ZM231 240V239H230ZM20 241H18L19 243H20ZM37 241V240H36ZM39 241V240H38ZM47 241V240H46ZM45 241V242H46ZM57 241V240H56ZM77 241V240H76ZM108 241V240H107ZM112 241H114V240H112ZM131 241V240H130ZM153 241V240H152ZM151 241V242H152ZM161 241V240H160ZM181 241V240H180ZM179 241V242H180ZM216 241V240H215ZM225 241V240H224ZM258 241V240H257ZM35 242V241H34ZM40 242V241H39ZM42 242V241H41ZM83 242V241H82ZM120 242V241H119ZM139 242V241H138ZM177 242V241H176ZM186 242V241H185ZM192 242H194V240H192ZM205 242V241H204ZM204 242H203V244H204ZM208 242V241H207ZM217 243H218V241H216ZM219 242H221V241H219ZM226 243H227V241H225ZM233 242V241H232ZM16 243V242H15ZM37 243V242H36ZM43 243V242H42ZM41 243V244H42ZM52 243V242H51ZM57 243V242H56ZM81 243V242H80ZM112 243V242H111ZM115 243V242H114ZM114 243H112V244H114ZM117 243H118V241H117ZM123 243H125V241L123 242ZM127 243H129V242H127ZM131 243V242H130ZM141 243V242H140ZM158 243V244H157ZM163 243V242H162ZM162 243L160 244L161 245V247H162ZM187 243V242H186ZM191 243V242H190ZM214 243V242H213ZM216 243V244H217ZM228 243L229 244H231L229 241H228ZM227 243V244H228ZM13 244V243H12ZM18 244V243H17ZM34 244V243H33ZM40 245V243H37L36 245ZM53 244V243H52ZM62 244V243H61ZM73 244V243H72ZM71 244V245H72ZM83 244V243H82ZM120 244V243H119ZM118 244V245H119ZM144 244V243H143ZM147 244V243H146ZM150 244V243H149ZM168 244V243H167ZM176 244H178V243H176ZM192 244V243H191ZM203 244L201 243L200 245L201 246H203ZM208 244H210L209 242H208ZM208 244H207V246H208ZM212 244V243H211ZM215 244V245H216ZM220 244V243H219ZM251 244V243H250ZM15 244H13V247H16V246H14ZM35 245V244H34ZM35 245V246H36ZM54 245V244H53ZM62 245H64V244H62ZM61 245V246H62ZM66 245V244H65ZM70 245V244H69ZM76 244H74V246H75ZM80 245V244H79ZM78 245V246H79ZM84 245V244H83ZM83 245H81V247L83 246ZM89 245V244H88ZM94 245V244H93ZM117 245V246H118ZM121 245V244H120ZM125 245H128V244H126L125 243ZM156 245H159V241L158 242H152L151 244H150V256L151 257H153L154 258V256H158L159 254H158V252L159 253H161L160 251H157V247L158 246H156ZM164 245V244H163ZM174 245V244H173ZM180 245V244H179ZM184 245V244H183ZM188 246H189V244H187ZM196 245V244H195ZM198 245V244H197ZM205 245V247H206V244H204ZM218 245V244H217ZM223 245V244H222ZM225 245V244H224ZM251 245H253V244H251ZM18 246H20L19 244L17 245V247ZM30 246H31V244H30ZM44 246H45V244H44ZM43 246V247H44ZM50 246H51V244H50ZM66 246H68V245H66ZM77 246V245H76ZM117 246L115 245V247L117 248ZM131 246V245H130ZM176 246V245H175ZM180 246H182V245H180ZM191 246V245H190ZM213 246V245H212ZM250 246V245H249ZM16 247V248H17ZM21 247V246H20ZM19 247V248H20ZM37 247V250H38V246H36ZM46 247H47V249H46ZM46 247H44L46 250H48V248H50V247H48V245L46 246ZM54 247H55V249H56V245H54ZM58 247L59 246H57V249H58ZM64 247V246H63ZM93 247V246H92ZM121 246H119V248H120ZM123 247V246H122ZM134 247V246H133ZM133 247H131V248H133ZM137 247V246H136ZM140 247V246H139ZM141 247H142V245H141ZM167 247V246H166ZM197 247V246H196ZM204 247V248H205ZM211 246H209L208 248H210ZM224 247V246H223ZM227 247V246H226ZM226 247H224L225 248V250H226ZM253 247H254V245H253ZM25 248V249H26ZM30 248V247H29ZM28 248V249H29ZM32 248V247H31ZM31 248H30V252H31ZM40 248V247H39ZM43 248V249H44ZM65 248V247H64ZM75 248V247H74ZM78 248V247H77ZM76 248V249H77ZM86 248H87V246H86ZM91 248V247H90ZM111 248H113V247H111ZM126 248V247H125ZM129 248V247H128ZM143 248H146V247H142V249ZM173 248H175L174 246H173ZM188 248H190V247H188ZM200 248V247H199ZM203 248V249H204ZM219 248V247H218ZM218 248H217V250H218ZM221 248V247H220ZM252 248V247H251ZM13 249V248H12ZM21 249V248H20ZM34 250H35V248H33ZM33 249H32V251H33ZM54 249V248H53ZM56 249V250H57ZM60 249V248H59ZM58 249V250H59ZM66 249H67V247H66ZM66 249H64V250H66ZM72 249V248H71ZM71 249L69 248V246H68V250H70L71 251ZM81 249V248H80ZM92 249V248H91ZM122 250H123V248H121ZM121 249H119L118 251L120 252V250ZM135 248H133V249H131V250H134ZM137 249L139 250V248L137 247ZM141 249V248H140ZM158 249H160V248H158ZM165 249H167V248H165ZM169 249V248H168ZM172 249V248H171ZM179 249V248H178ZM183 249H185V248H183ZM193 249V248H192ZM202 249V250H203ZM247 249H249L248 247H247ZM50 250L52 251V249L50 248ZM67 250V251H68ZM75 250V249H74ZM78 250V249H77ZM125 250V249H124ZM129 250V249H128ZM130 250V251H131ZM148 250V248H147V251H149ZM219 250H222V249H219ZM230 250V249H229ZM252 250H254V251H252V252H255V249H253L252 248ZM21 251H22V249H21ZM25 251V250H24ZM36 251V250H35ZM41 251H42V249H41ZM44 252H45V250H43ZM55 250H53V252H54ZM61 251V250H60ZM79 252L81 251V250H78ZM77 251V252H78ZM89 251V250H88ZM88 251H86V252H88ZM98 251V250H97ZM137 251V250H136ZM146 250H143V251H140L139 253H142L143 255L142 256H144L145 255V253L147 252ZM173 251H175V249H173ZM183 251V250H182ZM187 251V250H186ZM197 251H199V250H197ZM201 251V250H200ZM200 251H199V253H200ZM204 251H205V249H204ZM208 251V250H207ZM206 251V252H207ZM246 251H248V250H246ZM29 252V251H28ZM29 252V253H30ZM40 252V251H39ZM44 252H43V254H44ZM47 252V251H46ZM45 252V253H46ZM63 252V251H62ZM62 252H60V254L62 253ZM65 252V251H64ZM76 252V251H75ZM82 252H84V250L82 251ZM123 252V251H122ZM121 252V253H122ZM181 252V251H180ZM208 252H210V251H208ZM215 252H216V250H215ZM215 252H213V254L215 253ZM223 252H225V251H223ZM229 251H228V249H227V253H228ZM244 252H245V250H244ZM251 252V251H250ZM21 253V252H20ZM34 253V252H33ZM32 253V255H34ZM37 253V252H36ZM42 252H40V254H41ZM52 253V252H51ZM56 253V252H55ZM68 253H70V252H68ZM85 253V252H84ZM134 253V252H133ZM178 253V252H177ZM192 253V252H191ZM201 253H203V254H207V253H204L203 251L201 252ZM210 253H212V252H210ZM248 253V252H247ZM49 254V253H48ZM58 254H59V252H58ZM62 254H64V253H62ZM74 254V253H73ZM93 254V253H92ZM132 254V253H131ZM138 254V253H137ZM166 254V253H165ZM184 254L185 253H183V256H184ZM188 254V253H187ZM186 254V255H187ZM193 254V253H192ZM216 254V253H215ZM222 254V253H221ZM223 254H225V253H223ZM222 254V255H223ZM246 254V253H245ZM252 254V253H251ZM260 254V253H259ZM262 254H264V253H262ZM262 254H260V256L259 257H262L261 255ZM39 255V254H38ZM68 255H70V254H68ZM88 255V254H87ZM90 255V254H89ZM125 255V254H124ZM163 255V254H162ZM171 255V254H170ZM177 255V254H176ZM179 255V254H178ZM194 255V254H193ZM201 254H199V256H200ZM212 255V254H211ZM216 255H218V254H216ZM26 256H28V255H25L23 258H21V259H24V258H26ZM45 257H47V255H44ZM49 256V255H48ZM53 256H55V255H53ZM74 256H77V255H75L74 254ZM98 256V255H97ZM132 256V255H131ZM134 256V255H133ZM160 256H161V254H160ZM164 256V255H163ZM166 256V255H165ZM181 256V255H180ZM179 256V257H180ZM182 256V257H183ZM189 256V255H188ZM197 256V255H196ZM198 256V257H199ZM207 256H209V254L207 255ZM206 256V257H207ZM213 256H215V255H213ZM226 256V255H225ZM246 256L248 257V255L246 254ZM18 257V256H17ZM20 257V256H19ZM43 257V256H42ZM61 257V256H60ZM64 257V256H63ZM68 257V256H67ZM70 257V256H69ZM68 257V258H69ZM72 257H73V255H72ZM71 257V258H72ZM104 257V256H103ZM159 257V256H158ZM167 257H169V256H167ZM185 257V256H184ZM183 257V258H184ZM187 257V256H186ZM192 257V256H191ZM195 256H193V258H194ZM220 257V256H219ZM243 257V256H242ZM254 257H257L256 255L254 256ZM259 257H257V259H252L251 258V260L249 261L250 262V264H261L260 263V261L258 260V258ZM28 258V257H27ZM50 258V257H49ZM48 258V259H49ZM67 258V259H68ZM76 258V257H75ZM80 258V257H79ZM140 258V257H139ZM138 258V259H139ZM150 258V257H149ZM174 258V257H173ZM176 258V257H175ZM178 258V257H177ZM177 258H176V260H177ZM181 258V257H180ZM189 258V257H188ZM187 258V259H188ZM209 258V257H208ZM16 259V258H15ZM19 259V258H18ZM32 258L30 257V260H31ZM45 259H47V258H45ZM64 259V258H63ZM65 259H66V257H65ZM148 259V258H147ZM190 259V258H189ZM192 259V258H191ZM196 259H197V257H196ZM200 259H202V258H200ZM224 259V258H223ZM26 260V259H25ZM38 260H39V258H38ZM54 260H55V258H54ZM69 261H70V259H68ZM140 260V259H139ZM142 260V259H141ZM158 260V259H157ZM161 260H162V257H161ZM175 260V259H174ZM183 260V259H182ZM193 260H195V259H193ZM213 260V259H212ZM232 260V259H231ZM243 260H245V258L243 259ZM27 262H28V259L26 260ZM26 261H24L25 263H26ZM33 261V260H32ZM53 261V260H52ZM67 261V260H66ZM85 261V260H84ZM144 261V260H143ZM151 261H152V259H151ZM154 261V260H153ZM167 261H169V260H167ZM179 261V260H178ZM181 261V260H180ZM191 261V260H190ZM198 261V260H197ZM197 261H195V262H197ZM203 261V260H202ZM202 261H200V263H202ZM205 261V260H204ZM216 262L218 261V259L217 260H215ZM247 261V262H248ZM16 262H17V260H16ZM40 262H41V260H40ZM39 262V263H40ZM46 262H48V260L46 261ZM59 262H64V260L63 261H59ZM148 262V261H147ZM183 262H185V261H183ZM191 262H193V261H191ZM190 262V263H191ZM214 262V261H213ZM215 262V263H216ZM220 262H221V260H220ZM232 262V261H231ZM44 263V262H43ZM50 263V262H49ZM55 264H58L57 262H54ZM53 263V264H54ZM66 264L68 263V262H65ZM88 263V262H87ZM150 263V262H149ZM157 263V262H156ZM161 263V262H160ZM169 263V262H168ZM167 263V264H168ZM185 263H187V262H185ZM197 263H199V262H197ZM208 263V262H207ZM206 263V264H207ZM211 263V262H210ZM214 263V264H215ZM225 263V262H224ZM17 264V263H16ZM45 264V263H44ZM48 264V263H47ZM61 264H63V263H61ZM155 264V263H154ZM192 264V263H191ZM216 264H220L219 262L218 263H216ZM223 264V263H222ZM264 264V263H263Z\"/></svg>",
  "mask_w": 264,
  "mask_h": 264
}]
</instances>
